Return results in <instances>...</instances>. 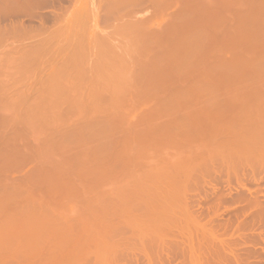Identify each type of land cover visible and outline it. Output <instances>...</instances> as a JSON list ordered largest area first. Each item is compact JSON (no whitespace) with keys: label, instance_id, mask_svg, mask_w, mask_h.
Here are the masks:
<instances>
[{"label":"rangeland","instance_id":"rangeland-1","mask_svg":"<svg viewBox=\"0 0 264 264\" xmlns=\"http://www.w3.org/2000/svg\"><path fill=\"white\" fill-rule=\"evenodd\" d=\"M19 1H23V0H18V2H17V0H9V2H8V0H3V1H1L0 0V24H1V28H0V41L2 40V42H0V99L2 100V101H0V159L3 157L2 155H3V152H4V154L5 153H7L8 151L7 150H9L12 146H14V148H15V145L16 144H18V143H20V142H18V143H14L15 142V139H16V141H17V139L19 140V141H21V144H20V146H19V144L17 145V147H19V149H20V147H21V145H22V147L23 146H26L25 144H23V143H28V146H26V147H24V148H21V149H25L26 148V150H18V152H19V154L20 153H23L24 151H26V152H24V154L26 153H28L29 151H30V154L31 155H33V154H35L36 152V150H37V152H39V150L40 149H42V151L41 152H43V153H37L36 155L37 156H35L34 157V155H33V157L32 156H29V155H27L26 157H28V159H30V158H32L33 160H29L30 162L28 163L26 160L27 159H25V161L27 162H22V161H19V160H21V159H19L17 156L18 155H16L15 153H13L12 155H15L14 157H15V160H16V158H17V160H16V162L17 161H19V162H17L18 164L19 163H21V164H19L20 166H18L17 165V163H15V160H14V163L16 164V166H15V164L13 163V159L14 158H12L13 156H11V158L12 159H10V164H14V166H11V165H9L8 164V166H1L0 167V179L2 180L3 179V181L1 182V180H0V183H4L3 184V186L4 187H6V188H4L2 185L0 186V226L1 225H4L5 226V229L6 228H12V229H10V230H8L7 229V231L5 232V230H3V232H2V228H4V227H0V239H3V240H0V241H2V242H0V252H2L1 254H4V256H5V253H8V254H6L7 255V257L5 256V258H2V256L3 255H1L0 254V257H1V259H2V261H7L8 263H6V264H52L55 260H53V259H59L61 256H62V254H63V256L64 257H66L67 255H69V254H72V253H75L73 250V252H69V248L70 247H73V246H75L74 244H78V245H80L81 243V245L82 246H84V245H86L85 243H87L89 246H90V244H91V242L92 241H94V240H92L93 239V237L95 238V239H97L96 237H97V235H95V232H101V230H102V232H104V228L105 227H111V228H114V230H116V229H119V231L121 230L122 232L125 230L123 227H125V228H129L128 230L126 229L125 231H126V233H127V237H125V238H122V239H124V241H123V243L125 244L127 241H129V237H131V239L134 237H136V235L138 236V238H137V240L138 239H145V240H142V242L141 241H138L139 242V244H141L140 246H139V244H137L136 242H134L135 243V245L137 244V246L139 247V248H134L135 247V245L133 246V244H131L130 242V245H132L133 246V249H132V246H131V248H129V249H127V251L129 250V251H131L130 252V255L129 254H127L126 256H125V258H126V262L129 264V262H130V264H264V224H263V222H264V214H263V217L261 216V214H259V213H264V202H262L261 203V209L259 210V209H253V208H258L257 206L256 207H252V209L250 208V206L249 207H247V201H245L244 202V200H243V202H242V200H241V203H237L236 202V199L233 201V199L234 198H236L237 196H238V194L239 193H242V192H246L245 194L247 195L246 196V199H248L249 197L248 196H250V199H252L253 197H258V199L260 198V200L261 201H264V174H262L261 175V173H263V172H261L260 173V175L258 174V176L256 175V177L255 178H253L251 175H247V178L246 177H244V178H242V180L244 181V183H245V188H243V187H241L240 186V184L236 181V178H232L234 181H230L229 180V178L228 179H226L227 177H229V176H227V174H228V172L226 171V170H230V168H226V166H224V168H225V170H224V168H222V166H220L219 167V164H217L216 166L215 165H211L210 164V162H211V159H208V158H210V156L208 155V154H205V153H203V151H200L199 152V150H201V148H200V146H201V144H199L200 142H201V140H203L204 139V137L202 136V134L200 135L199 134V137L200 136H202L201 138V140H197V142H196V140L194 139H190V138H188L187 136H189L190 134L188 133L187 134V131L186 130H188V132L190 131V132H192V130H193V133H194V130H196V131H202V132H200V133H203V132H208V130H211L210 132H212L213 131V129L214 128H216V130L218 131L219 129H221V131H224L225 133H224V135H225V137L226 136H228L229 135V139L231 140H227L228 141V143L229 144H231L230 142H232V144L233 143H235L236 144V146H238V145H240L241 143H244V141L246 142V143H244V145L245 144H247V142L250 144V143H252V145H254V144H256V142H258V144L260 143V142H264L263 140H264V110H263V107H264V94H263V92H264V46L262 45V44H264V15H261V13L262 14H264V3H262V2H264V0H260V4L258 5V7L257 8H252L253 10L252 11H254V12H252L251 11V8H250V6L248 7V9L250 10V12H252V18L251 19H245V17L244 16H246L247 14L246 13H248V12H246L245 14H244V16L241 14H239L238 15V13H239V11L237 10L236 11V8H235V11L234 12H232L233 11V7H232V5H230V4H232V3H230V2H233V1H228L227 2V0H225L226 1V3H230L229 5V7L230 8H228V9H230L229 11L227 10V8L225 7L226 5L228 6V4H226V3H224V4H226V5H224V4H221L222 6L224 5V7H225V9L227 10V12L228 13H232V14H234L235 12V14H234V16L233 15H227L228 16V18H229V20H227V18H225V21L227 20V24H229V22L228 21H230L231 23H232V27H231V25H230V27L231 28H229L228 26L229 25H226V27H224L225 25H223V24H225V22L224 21H222V20H224V19H222V18H224V16H223V14L225 15L227 12H223V13H221V12H219V14H221L220 16H219V14H218V11H215V9H214V6L217 4V2L214 0V3H215V5L213 6V9H214V11L216 12L215 14H218V16L216 15V17H211V20L210 19H207L208 21H209V23L210 22H212V20L214 21L215 19L214 18H217V21L215 20V22H214V25H212V28H214L213 29V31L212 32H214V30H215V27L218 25V24H216V26H215V23H218V21L220 20V21H222V25H223V29H222V27L220 26V24H219V26H217L218 28L219 27H221L220 29H222L223 31H226V29H227V27H228V29H231L230 31L232 32V34H229V36L230 35H233L234 33H235V35L238 37V39H239V42L236 40L237 38H235L236 36L235 35H233V36H231V37H233V38H235L234 40H236L237 42L236 43H238V45L235 43V41H233V38H232V41L231 40H229V39H227L226 41H231V42H234L233 44H236L237 46V49H236V47L233 45V44H230V46L231 47H234V48H232V49H227L228 48V46H227V48H225L224 47V49H222L223 48V41L224 40H222L221 42H220V40L223 38L222 36H223V34H225V39H226V37L228 38V35H226V32L225 33H221V32H223V31H219V29H217L216 28V31L218 32L217 34H221V37L219 36V38H221V39H219L218 41H216L217 42V44H216V42H214L216 45V47L212 44L213 43V41H212V39L210 40V42H212V43H210L209 41H207V43H206V40H203V43H200L199 41H201V39L200 40H198V37H196V35L194 36L192 33L190 34V36L191 35H193L192 36V40H191V38L189 37L188 38V41H189V44H191V46H188V42H186L185 43V41L187 40V38H186V40L185 41H181L180 42V40H182V39H180V37H183V39H185V37L183 36L184 34H188L187 32H192L193 30L192 29H194V28H197L196 26H201V21L200 22H198L197 21V23L198 24H196L195 22H196V19H194L195 17H193V20H192V22H190L191 20H188L189 22H187V23H185V24H183V25H181V27H179L178 29L176 28V29H172V28H170L171 30H167L168 31V33H170L172 30L174 31H172L170 34H166V29H164V27H168V29H169V21H171L173 18H172V16H171V14H173L174 13V11L177 9V7L179 6V5H181L180 3H181V1L179 2H176V1H172L171 3L173 4V3H175V4H173V6L175 5V7H173V8H171L172 6V4L170 3V8H169V6H167L166 5V3H165V1H162L163 3H165V6H167V8L164 6V5H161L162 4V2H161V4H157V3H155V1H157V0H152V6L149 8V10H148V8H146V9H142L141 11L142 12H140V11H137V12H135V14H133V15H131V16H129V15H126L125 17L123 16L122 18L121 17H116V16H112L110 13H109V15H108V13L107 12H105L106 11V9L104 10V8H106L104 5H105V3H107V2H111L112 0H37V3H34V2H36V0H34V1H30V0H27V1H29V2H27V1H24V2H19ZM44 1V2H43ZM59 1V2H58ZM73 1V2H72ZM186 1V0H185ZM191 1V0H190ZM206 2H207V0H205ZM220 1V0H219ZM224 0L223 1H220V2H225ZM240 1H242V0H240ZM8 2V3H7ZM13 2V3H12ZM33 2V3H32ZM51 2V3H50ZM64 2V3H63ZM67 2V3H66ZM78 2V3H77ZM245 2H247V1H245ZM2 3V4H1ZM3 3H4V5H3ZM18 3H20L21 5H19ZM23 3V4H22ZM26 3V4H25ZM27 3H29V5H27ZM55 3V4H54ZM60 3V4H59ZM73 3V4H72ZM168 3V2H167ZM184 3V2H183ZM186 3H188V0L185 2V4ZM189 3H191V2H189ZM188 3V4H189ZM213 3V4H214ZM219 3V2H218ZM237 3V2H236ZM262 3V4H261ZM6 4V5H5ZM16 4H18V7H23L24 8V10H23V8H22V14H19V12H18V14H17V10L16 9H19V8H14V7H16ZM25 4V5H24ZM33 6H32V5ZM35 4V5H34ZM154 4H157L156 6L154 5ZM234 4H235V2H234ZM233 4V5H234ZM238 5H236V6H239L238 7V9L239 10H241L243 13L245 12V9H247V6L245 7V5L243 6V4H245L244 2H242L241 3V5L239 4V0H238V3H237ZM14 6V7H10V6ZM24 5V6H23ZM161 5V7L163 8H161V7H159L158 8V6H160ZM168 5H169V3H168ZM218 5V7L220 8L221 6L219 5V4H217ZM234 5V6H235ZM260 5H261V9H260ZM263 5V6H262ZM5 8H4V7ZM26 6H29L28 8L26 7ZM41 6V7H40ZM64 6V7H63ZM255 7H256V5H254ZM8 7V8H7ZM27 9H26V8ZM61 7H63L62 8V10H61ZM66 7V8H65ZM103 7V8H102ZM217 7V6H216ZM224 7H222L221 9H219V8H217L216 10H219V11H222V9L224 8ZM13 8L15 9V10H13ZM68 8V9H67ZM245 8V9H244ZM5 9V10H4ZM9 9H12V10H9ZM38 9V10H37ZM55 9H57V10H55ZM65 11H64V10ZM157 9V10H156ZM162 9V10H161ZM169 9V10H168ZM225 9H224V11H225ZM232 9V10H231ZM257 9H259V11H257L256 12V10ZM262 9H263V12H261L262 11ZM4 10V11H3ZM20 11H21V9H19ZM18 10V11H19ZM145 10H147V11H145ZM152 10V11H151ZM166 10V11H165ZM244 10V11H243ZM3 11V12H2ZM16 13V14H14V12ZM27 11H29V12H27ZM34 11H36V13L34 12ZM42 11V12H41ZM64 12V13H62V12ZM81 11V12H80ZM85 11V12H84ZM101 13H100V12ZM149 11V12H148ZM6 14H5V13ZM11 12H13V13H11ZM26 14H25V13ZM56 12V13H55ZM58 12V13H57ZM158 12V13H157ZM21 13V12H20ZM32 13V14H31ZM52 13V14H51ZM102 13H105V14H102ZM138 13V14H137ZM241 13V12H240ZM254 13V14H253ZM259 13V14H258ZM24 14V15H23ZM35 14V15H34ZM62 16H60V15ZM64 16H63V15ZM152 14V15H151ZM189 14V16H190V13H188ZM188 14L186 15V16H188ZM249 14V13H248ZM256 14V15H255ZM258 14V15H257ZM10 15V16H9ZM26 15V16H25ZM33 15V16H32ZM46 17H45V16ZM65 15H67V16H65ZM85 17H84V16ZM88 15V16H87ZM103 15V16H102ZM236 15V16H235ZM18 16V17H17ZM29 16V17H28ZM40 16V17H39ZM57 16V17H56ZM104 16H107V18H105ZM215 16V15H214ZM241 16H243V17H241ZM257 16V17H256ZM262 16V17H261ZM5 17H6V20H5ZM8 17V18H7ZM56 17V18H55ZM108 17L110 18L109 20H111V22L108 20ZM116 17V19H114V18ZM131 17V18H130ZM191 17V16H190ZM220 17H221V19H220ZM238 19H237V18ZM240 17V18H239ZM247 17H249V15L247 16ZM246 17V18H247ZM250 17H251V15H250ZM253 17H255V18H253ZM29 18H30V20L32 21H30L29 20ZM76 18V19H75ZM78 18H79V20H78ZM86 18V19H85ZM121 18V19H120ZM126 18V19H125ZM196 18H198V17H196ZM219 18V19H218ZM230 18L231 19H233V21H231L230 20ZM25 19V20H24ZM47 19V20H46ZM106 19H107V21H106ZM132 19V20H131ZM148 19H149V21H148ZM192 19V18H191ZM243 19V20H242ZM252 19H253V21H252ZM21 20V21H20ZM64 20V21H63ZM74 20V21H73ZM81 20V21H80ZM122 20V21H121ZM177 20V19H176ZM175 20V21H176ZM207 20H206V24L208 23L207 22ZM247 20V21H246ZM248 20H249V22L250 21H252L253 23H251L250 24V26L248 27ZM4 21V22H3ZM35 21H37V22H35ZM142 21H148L147 22V24H149V26L152 28L151 29V31H152V33H150L149 35L147 34V36H148V38L146 37V39H149V38H151L152 37V39L150 40V41H152L153 43L152 44H154V47L155 48H151V50L149 49V53H145V52H147V49H144V53L145 54H143L142 53V51H143V49H142V51L140 50V48H138V46H139V44L138 43H140V42H142V40H144V37L141 39L140 38V36L139 35H137V39H138V43H136L138 46L136 47L135 46V39H132V37L130 36V35H126L122 30L124 29L123 27H122V25L125 23L126 24V22H127V24H129L128 22H133V23H138V22H142ZM194 21V22H193ZM219 21V22H220ZM241 21V22H240ZM244 21L246 22V24H248L247 25V27L245 26L246 24L244 23ZM19 22V23H18ZM20 22H22L21 24H20ZM143 22V23H144ZM172 22V21H171ZM174 22V21H173ZM224 22V23H223ZM237 22V23H236ZM262 22V23H261ZM9 23V24H8ZM15 23V24H14ZM18 23V24H17ZM191 23V24H190ZM208 23V24H209ZM213 23V22H212ZM239 23V24H238ZM12 24H14V27H12L13 25ZM20 24V25H19ZM36 24V25H35ZM85 24V25H84ZM103 24V25H102ZM106 24V25H105ZM124 24V25H125ZM168 24V26H165V25H167ZM188 24H190V25H188ZM194 24V25H193ZM204 24V23H203ZM241 24V25H240ZM242 24H243V26H242ZM263 24V25H262ZM9 25H10V27H9ZM16 25V26H15ZM19 27H18V26ZM23 25H25V26H23ZM38 25V26H37ZM140 25H142V24H140ZM144 25V24H143ZM142 25V26H143ZM171 25H173V23L171 24L170 23V27H171ZM185 25V26H184ZM188 25V26H187ZM191 25H193V28L191 29ZM196 25V26H195ZM211 25V24H210ZM209 25V27H211ZM233 25H235L234 27H233ZM8 28H7V27ZM20 26H22V27H24V29H27L28 30V28H29V30H28V32H30V33H28L27 32V30H26V32H25V30L24 29H22ZM119 26V27H118ZM185 28H183V27ZM195 26V27H194ZM215 26V27H214ZM237 26V27H236ZM239 26V27H238ZM245 26V27H244ZM253 26H255V27H253ZM7 29H5V28ZM15 27H17V29L15 28ZM26 27V28H25ZM45 27V28H44ZM62 27V28H61ZM191 29H189V28ZM241 27V28H240ZM252 27V28H251ZM10 28V29H9ZM13 28H14V32L16 31V35L14 34V35H12L13 33V31L11 32V30H13ZM82 28V29H81ZM83 28H84V30H83ZM90 28H91V30H90ZM180 28H182V30L180 29ZM186 28L187 29H189V30H186ZM225 28V29H224ZM235 28V29H234ZM243 28V29H242ZM247 28V29H246ZM251 28V29H250ZM260 28H262V29H260ZM3 29H4V32H3ZM21 29V30H20ZM250 29V31H246V30H249ZM8 31V32H10V33H7L6 31ZM20 30V31H19ZM23 30V31H22ZM37 30V31H36ZM83 30V31H82ZM86 30V31H85ZM185 30L187 31V32H185ZM197 30V29H196ZM196 30H194V31H196ZM212 30V29H211ZM235 30V31H234ZM239 30H241V31H239ZM19 32V34H20V36H17V33ZM36 31V32H38V35L36 36V34L34 33V32ZM119 31V32H118ZM209 31H210V29H209ZM229 31V32H230ZM239 31V32H238ZM3 32V33H2ZM26 33V35H25V33ZM73 32V33H72ZM176 32V33H175ZM178 32H181V35H180V33H178ZM185 32V33H184ZM189 32V33H190ZM220 32V33H219ZM227 32H228V30H227ZM5 33H7V34H5ZM22 33H24V34H22ZM41 33V34H40ZM46 33V34H45ZM174 35H173V34ZM194 33V32H193ZM237 33H238V35H237ZM242 33V34H241ZM245 33H247L246 35H245ZM255 33V34H254ZM3 34V35H2ZM27 34L29 35V36H27ZM40 34V35H39ZM45 34V35H44ZM154 34V35H153ZM164 35L165 37H166V35H167V37L165 38L164 36H160V35ZM176 34V35H175ZM213 34V36L212 37H214V34L215 33H212ZM245 35V38H243L244 37V35ZM2 35V36H1ZM6 35V36H5ZM9 35V36H8ZM21 35H23V37H21ZM31 35V36H30ZM44 35V36H43ZM89 35V36H88ZM152 35V36H151ZM171 35V36H170ZM207 35V34H206ZM210 34H208V36H209ZM216 35V34H215ZM240 35H241V37H242V39H241V37H240ZM12 36V38L10 39V37ZM16 36V37H15ZM40 36V37H39ZM41 36H43V37H41ZM46 36V37H45ZM82 36V37H81ZM100 36H102V39L104 38V40H102L101 38H100ZM139 36V37H138ZM178 36H180L179 38H178ZM187 36H189V34L187 35ZM217 36V37H218ZM257 36V37H256ZM259 36V37H258ZM31 37V38H30ZM34 37H37V39L36 38H34ZM44 37H45V39H44ZM56 37V38H55ZM99 37V38H98ZM105 37L107 38V39H109V41L108 42H110L109 43V45H113V47H112V50H110V48L107 50V49H105V47L103 46V44L102 43H106L107 41V39H105ZM131 37V38H130ZM170 37V39H168ZM175 37V39L176 40H178V41H176L175 39V43L177 44H174L173 43V38ZM207 37V36H206ZM210 37V36H209ZM212 37H210V38H212ZM217 37L215 36L214 38H215V40H217ZM2 38V39H1ZM15 38V39H14ZM28 38V39H27ZM34 38V39H33ZM40 39V41H39V39ZM53 38L55 39L54 40V42H53ZM82 38V39H81ZM155 38V39H154ZM156 38H158V39H162L163 40V42H159L160 40H158V42H155L154 40H156L157 41V39ZM165 38V39H164ZM195 38V39H194ZM209 38V39H210ZM213 38V39H214ZM230 38V37H229ZM250 38V39H249ZM257 39V41H256V39ZM4 39V40H3ZM19 39V40H18ZM21 39V40H20ZM24 39V40H23ZM31 41H30V40ZM41 39H43L44 41H47V42H44L43 40V44L44 45H51V47H49V48H46V49H41V47L40 48H38V46H39V43L38 42H42L41 41ZM47 39V40H46ZM99 39V41H100V39H101V41H103V42H97V41H95V40H98ZM136 39V40H137ZM140 39H141V41H140ZM154 39V40H153ZM172 39V40H171ZM180 39V40H179ZM190 39V40H189ZM205 39H207V40H209L208 38H205ZM245 39V40H244ZM248 39V40H247ZM261 39V40H260ZM7 40V41H6ZM17 40V41H16ZM26 40V41H25ZM28 40V41H27ZM52 40V41H51ZM69 40V41H68ZM85 42H83V41ZM169 40V41H168ZM196 40H198V41H196ZM214 40V41H215ZM250 40V41H249ZM38 41V42H37ZM61 41V42H60ZM79 41H82V43H84V44H81ZM97 42V43H95V45L96 44H98V45H100V46H102V47H104V49H96V47H94V45L92 44L93 42ZM106 41V42H105ZM140 41V42H139ZM196 41V42H195ZM246 41V42H245ZM248 41H249V43L251 44H249L248 43ZM20 42V43H19ZM22 42V43H21ZM32 42V43H31ZM34 42H36L37 44H35ZM51 42V43H50ZM77 42H79L80 43V45H84V46H86V45H88V44H90L91 43V45L89 46V47H91L92 49H85L84 50V53H85V56L80 60V61H78V65H77V67L75 68V69H72V68H68V67H64L66 64H67V62H69V58H71V56H72V54L73 53H75L76 51H77V49H74V48H76L75 47V45H76V43ZM185 43L186 44V46H183V44H180V43ZM199 42V43H198ZM218 42H220V43H222V44H219V46L220 45H222V46H220V47H222V48H217V46H218ZM258 42V43H257ZM261 42H262V44H261ZM10 43V44H9ZM19 43V44H18ZM25 43V44H24ZM31 44V46H27V45H29V44ZM50 43V44H49ZM79 43H77V45L76 46H78L79 45ZM87 43V44H86ZM157 43H159L158 45H157ZM160 43H161V45H160ZM166 43V44H165ZM225 43V42H224ZM246 44V45H249L250 46V49H249V47H247L246 45H245V47H247L246 49L245 48H243L244 47V44ZM255 45H254V44ZM20 44H22V45H20ZM32 44H34L35 45V47H34V45H32ZM42 44V43H41ZM102 44V45H101ZM156 44V45H155ZM171 44V45H170ZM184 44V45H185ZM193 44H194V46H193ZM198 45V44H200V46L198 45V47L196 46V45ZM242 44H243V46H242ZM11 45V46H10ZM19 45V46H18ZM55 46V47H53L52 48V46ZM62 45V46H61ZM111 45V46H112ZM114 45H117V46H115L116 47V49L114 48ZM203 45V46H202ZM225 45V44H224ZM18 47V49H17V47ZM21 46H24L23 48L24 49H22L21 48ZM25 46H26V49H25ZM40 46H42V45H40ZM70 46V47H69ZM153 46V45H152ZM193 46V47H192ZM210 46H213V47H215V49L213 48V47H210ZM256 48H255V47ZM3 47H5V48H3ZM12 47V48H11ZM33 47V48H32ZM66 47V48H65ZM176 48V51L178 50V52H177V54H179L180 52H181V55H182V53L184 54H186L187 52V54L188 55H183L182 57L180 56V58H179V60H180V62H178V64H175V63H172V64H169L167 61V63L164 61V63L163 62H156V63H152V68H149L148 69V71L147 72H145V74H143V75H140L139 76V72H140V66H141V64H142V61H141V58H145L146 59V56H148L147 57V60H149L150 58H152V60H154L153 58H156L157 56L160 58V56L162 55H160L159 54V52H163L164 50H166L167 52H168V50H170V49H172V50H174L175 48ZM184 47H187V49H184ZM192 47V49H191V51H190V48ZM195 47H196V49H195ZM207 47V48H206ZM230 47V48H231ZM240 47V48H239ZM253 47V48H252ZM9 48V49H8ZM28 48V49H27ZM36 48V49H35ZM38 48V49H37ZM95 48V49H94ZM136 48H138V49H136ZM198 48V49H197ZM203 48H205V49H203ZM211 48V49H210ZM255 48V49H254ZM260 48V49H259ZM263 48V49H262ZM20 49H21V51H20ZM41 50L40 52H42V53H40L39 51V53L36 51V50ZM157 49H159V51H157ZM160 49H163V51L162 50H160ZM212 49H213V51H212ZM24 50V51H23ZM106 50V51H105ZM114 50V51H113ZM117 52H116V51ZM157 52H156V51ZM179 50H180V52H179ZM235 50V51H234ZM20 51V52H19ZM141 51V52H140ZM166 51H165V53H166ZM176 51H175V53H176ZM187 51V52H186ZM189 51L190 52H192V55L189 53ZM31 52V53H30ZM107 52V53H106ZM110 52V53H109ZM113 54H112V53ZM156 52V53H155ZM173 51H171V53H172ZM209 52H210V55H209ZM211 52H212V54H211ZM238 52V53H237ZM13 55H12V54ZM24 53L26 54V55H31V58L32 59H30V61H32L31 62V65H34V66H28L29 67V69H30V67H33V69L31 68V73H30V71H27L28 70V67H26L25 69H26V71L28 72H26V71H24L25 69H21L22 68V66H24V65H22L23 63L21 62V60L22 59H20V58H23V57H25V56H23L24 55ZM29 53V54H28ZM33 53V54H32ZM37 53V54H36ZM105 53V54H104ZM114 53H117L116 54V57H119V58H121L120 60H121V62H119V60L117 61L118 63H115L114 64V67H113V76L112 75H110V77L109 76H106L105 74H109V72H110V69L109 70H105V72L103 73V76L104 77H101V79L99 78V79H97L98 77V74H96L97 73V71H96V69H95V67H96V63H97V61L98 62H101L100 61V58H102V57H104V55L106 56H109L108 54H110V57H111V54L112 55H114ZM165 53L163 54V55H165ZM169 53V52H168ZM5 54V55H4ZM35 54H36V56H35ZM41 54V55H40ZM43 54V55H42ZM129 54V55H128ZM146 54H148V55H146ZM156 54H159V55H157L156 56ZM175 55V57H177L178 55ZM22 55V56H21ZM117 55H119V56H117ZM139 55H142V57H140V63H139V61H138V59H139ZM145 55V56H144ZM154 57H153V56ZM13 56V57H12ZM40 56V57H39ZM144 56V57H143ZM156 56V57H155ZM178 56V57H179ZM113 57H115V55L114 56H112V58ZM115 57V58H116ZM165 57V56H164ZM190 57V58H189ZM17 58V59H16ZM119 58H116V59H119ZM168 58H170V57H167V59ZM183 58V59H182ZM186 58H187V60H186ZM195 58V59H194ZM11 59V60H10ZM126 61H125V60ZM142 59V60H143ZM178 59V58H177ZM182 59V60H181ZM185 59V60H184ZM188 59H190L189 61H188ZM244 59V60H243ZM8 60H10V62H8ZM17 60V61H16ZM124 60V61H123ZM157 60V59H156ZM155 60V61H156ZM163 60H165V58L163 59ZM162 60V61H163ZM195 60V61H194ZM246 60V62H244ZM23 61V60H22ZM66 61V62H65ZM169 61V60H168ZM37 63V65H36V63ZM56 62V63H55ZM10 63H13V64H10ZM34 63V64H33ZM58 63H60V64H58ZM171 63V62H170ZM247 63V64H246ZM15 64V65H14ZM21 64V65H20ZM48 64V65H47ZM50 64V65H49ZM162 64V65H161ZM244 64V65H243ZM262 64V65H261ZM36 65V66H35ZM45 65H46V67L48 68H45ZM58 65V66H57ZM60 65V66H59ZM142 66H143V64H142ZM242 66V67H241ZM244 66V67H243ZM13 67H15V68H13ZM59 67V68H58ZM35 68V69H34ZM47 69V70H45V69ZM142 68V67H141ZM18 69V70H17ZM67 70V71H66ZM72 70V73L70 72ZM136 70H139V72L137 71L136 72ZM24 71V72H23ZM66 71V72H65ZM262 71V72H261ZM18 72H20V73H18ZM45 72V73H44ZM57 72H60V73H57ZM259 72H260V74H259ZM15 73H16V75H15ZM44 73V74H43ZM56 73V74H55ZM116 73V74H115ZM135 73V74H134ZM9 74V75H8ZM20 74V75H19ZM61 74H62V77H59V76H61ZM67 76H66V75ZM111 74V73H110ZM118 74V75H117ZM11 75V76H10ZM58 75V76H57ZM72 75V76H71ZM117 75V76H116ZM20 76V77H19ZM23 76V77H22ZM49 76V77H48ZM55 78H54V77ZM114 76H116L117 78H114ZM138 76V77H137ZM261 76V77H260ZM16 77V78H15ZM26 79H25V78ZM29 79H28V78ZM48 77V78H47ZM58 77L60 78L59 79V81H60V83H61V87H59L60 88V90L59 89H57V84H58V80L57 81H55L54 82V80L55 79H58ZM64 77V78H63ZM71 77V78H70ZM113 77V79H111ZM47 78V79H46ZM54 78V79H53ZM62 78V79H61ZM76 79V81H75V79ZM102 78H104V79H109L110 80V82H112L111 84H113V86L115 87V88H118L119 89V91H121L120 93H121V96H122V99L120 100V102L118 101V103H116L115 105H116V107L117 108H115V105H113V107H111V106H108L107 104H106V106H105V104H103L97 97H96V95H98V94H96V95H92V92H94L95 90L97 91V89L99 90L100 88V86L98 87L97 85H102L103 84V82H100L101 80H102ZM173 78V79H172ZM174 78H176V79H174ZM178 78V79H177ZM260 78V79H259ZM11 79V80H10ZM46 79V80H45ZM48 79H52L51 81L50 80H48ZM71 79L72 80H74L73 82L71 81ZM95 79H97V80H95ZM103 79V80H104ZM188 79V80H187ZM16 80V81H15ZM88 80V81H87ZM176 80V81H175ZM190 80H192V81H190ZM18 81V82H17ZM53 81V82H52ZM72 83H76V85L78 84V85H80L81 84V86H80V88H79V86H78V88L75 86V84H72V85H70L71 84V82ZM93 81V82H92ZM189 81V82H188ZM259 81H260V83H259ZM12 82H14V83H12ZM22 82V83H21ZM43 82V83H42ZM88 82V83H87ZM202 82V83H201ZM256 82H258V83H256ZM25 83V84H24ZM99 83V84H98ZM173 84L174 83V85H171V84ZM180 85H179V84ZM206 83H207V85H206ZM63 84H65V85H63ZM67 84H68V86H67ZM85 86H84V85ZM138 84V85H137ZM139 84H140V86H139ZM164 86H163V85ZM193 84H194V86H193ZM200 84V85H199ZM203 84V85H202ZM4 85V86H3ZM18 87H17V86ZM27 85V86H26ZM44 85L47 87H49L48 89L50 90H48L46 87H44ZM51 85V86H50ZM91 85H93L94 87H98V88H95V89H93L94 87H91ZM135 85V86H134ZM168 85V86H167ZM197 85V86H196ZM62 86H64L65 87V89L62 87ZM74 86L79 90V92L77 91V89H75L74 88ZM197 88H196V87ZM262 86V87H261ZM27 87V88H26ZM82 87H84L83 88V90H82ZM92 89H91V88ZM132 87H133V89H132ZM135 87V88H134ZM195 87V88H194ZM31 88V89H30ZM53 88V89H52ZM63 88V89H62ZM66 88H68V89H66ZM71 88H73V89H75V90H72L73 92L74 91H76V93L74 92H72L71 91ZM91 90H90V89ZM140 90H139V89ZM147 88V89H146ZM251 88V89H250ZM25 89V90H24ZM82 90V92L81 93H83V94H81L80 93V91ZM137 89V90H136ZM142 89H145V90H142ZM149 89V90H148ZM13 90V91H12ZM53 90H55V91H53ZM56 90H57V92H59L60 94L61 93H66V94H63V95H65L64 96V98L66 99V101L64 100V98H62L63 97V95L58 99V100H56V101H58V103H55L54 104V100L53 101H49V99H53L54 97H55V92H56ZM59 90V91H58ZM61 90H63V91H61ZM64 90H66V91H64ZM69 90V91H68ZM84 90H85V92H84ZM87 90V91H86ZM151 90V91H150ZM192 90V91H191ZM256 92H255V91ZM16 91V92H15ZM52 91V94H50V92ZM68 91V92H67ZM92 91V92H91ZM139 91V92H138ZM144 91V92H143ZM147 91V92H146ZM3 92V93H2ZM7 92H9V93H6ZM15 92V93H14ZM78 92V93H77ZM89 92H91V93H89ZM102 92V91H101ZM136 92H138V94H142L141 92H143L145 95L147 94V96L148 95H150L149 94V92H153V94H155L154 95V98L152 97V99H149V97H147L146 96V100H144V98L143 99H139V101L140 102H143V100H144V103H140V102H138V100L137 101H135L134 100V98H135V96L137 95V93ZM155 92V93H154ZM253 92V93H252ZM259 92V93H258ZM75 96V98H74V96H72V94ZM80 93V94H79ZM87 93V94H86ZM88 93H89V95H88ZM98 93H100V91L98 92ZM196 93V94H195ZM3 94V95H2ZM16 94V95H15ZM45 94V95H44ZM67 94H71V97L72 98H70V95L68 96ZM85 94V95H84ZM126 96H125V95ZM136 94V95H135ZM144 94H142V96H145ZM152 94V95H153ZM256 94V95H255ZM259 94V95H258ZM263 96H262V95ZM5 95V96H4ZM26 95V96H25ZM52 95H54V97L52 96V98H51V96ZM90 95H92L93 97H91ZM100 95V94H99ZM140 95H138V96H136V98L137 97H139ZM11 96V98L12 99H10L9 97ZM18 96V97H17ZM44 96V100H45V97H47V98H49V99H46V101H48V102H45L44 100L42 101V97ZM77 96H79V97H77ZM81 96H82V98H81ZM84 96V97H83ZM88 96H89V98H88ZM256 96L258 97V98H256ZM7 97V98H6ZM57 97V96H56ZM56 97H55V99H56ZM59 97V96H58ZM67 97V98H66ZM99 97V96H98ZM126 97H127V99H126ZM141 97V96H140ZM151 97V96H150ZM157 99H156V98ZM199 97V98H198ZM41 98V99H40ZM75 99V100H77V99H84L85 100V102H83L84 103V105L83 104H81L80 105V108H81V106L83 105L84 107H85V110L83 109L84 107L82 106V108L80 109V114H82V115H85V114H87V115H85V116H80V114H79V107L77 108V109H73L72 110V108H74L73 107V104H75V102L73 101V104H72V99ZM90 98H93L92 100L90 99ZM135 98V99H136ZM171 98V99H170ZM198 98V99H197ZM212 98V99H211ZM260 98V99H259ZM10 99V100H9ZM19 99H20V101H19ZM22 99H23V102H22ZM34 99V100H33ZM60 99H61V101H60ZM67 99L69 100H71V102H70V100H69V103H68V101H67ZM87 99V100H86ZM89 99H90V101H96V100H99L98 101V103H97V105H95L96 103L94 102V105H95V107H93L94 105H93V102L92 103H90V101H89ZM149 99V100H148ZM233 99V100H232ZM5 100V101H4ZM14 100H16V101H14ZM36 100H41L42 102H40V101H37V104H36ZM83 100V101H84ZM132 100V101H131ZM148 100V101H147ZM152 100V101H151ZM180 100H184L183 102L182 101H180ZM204 102H203V101ZM217 100V101H216ZM219 100V101H218ZM256 100V101H255ZM13 101V102H12ZM35 101V102H34ZM65 102V103H63V102ZM88 101H89V103H88ZM151 101V102H150ZM157 101V102H156ZM167 101H170V102H173L172 104L171 103H166ZM176 101V102H175ZM190 101V102H189ZM196 101V102H195ZM210 101V102H209ZM232 101V102H231ZM3 102V103H2ZM18 102H20L19 104H18ZM53 102V103H52ZM63 104H62V103ZM179 102V103H178ZM193 102H194V104H193ZM203 102V103H202ZM214 102H215V104H214ZM217 102V103H216ZM225 103V104H223V103ZM250 102V103H249ZM257 102V103H256ZM15 103V104H14ZM17 103V104H16ZM40 103V104H39ZM42 103L44 104V105H42ZM51 103V104H50ZM70 103H71V105H70ZM88 103V104H87ZM102 104V105H100V104ZM120 103H121V105H120ZM186 104V106H185V104ZM201 103V104H200ZM204 103H205V105H204ZM207 103V104H206ZM247 103H248V106H247ZM256 103V104H255ZM5 106H4V105ZM14 104V105H13ZM35 104V105H34ZM53 104V105H52ZM99 104V105H98ZM156 104V105H155ZM158 104V105H157ZM160 104V105H159ZM167 104V105H166ZM177 104V105H176ZM210 104V105H209ZM217 104H218V106H217ZM9 105V106H8ZM58 105V106H57ZM65 105V106H64ZM66 105H68L67 107H66ZM76 105V104H75ZM91 105V106H90ZM173 106V108H172V106ZM175 105V106H174ZM190 105V106H189ZM215 105V106H214ZM240 105V106H239ZM245 105H246V108H248V109H245ZM252 105V106H251ZM255 105V106H254ZM261 105H262V107H261ZM12 106H14V107H12ZM30 106V107H29ZM34 106V107H33ZM42 106H43V109H45L44 110V112L42 111L41 112V110L40 109H42ZM45 106V107H44ZM51 106V107H50ZM59 107V109L60 108H62V106H63V108L62 109H60V111H59V109L57 108V107ZM86 106H87V108H86ZM88 106H89V108H88ZM105 106V107H104ZM155 106V107H154ZM182 106V107H181ZM185 106V107H184ZM250 106V107H249ZM36 107L38 108V109H36ZM46 107H47V109H50V111H51V109L52 108H54L53 110H54V112H55V110H56V112L54 113V114H56L55 116H57L58 114H59V112H61L62 110V112H63V115L62 116H64L65 118H64V120L63 121H61L62 119H63V117H61V115L60 114H62V113H60L59 115H60V121H61V123L59 124L57 121V123L58 124H54V125H50V127L49 126H47L46 128L44 127V126H42L41 124H39V122H38V120L40 119V118H34L35 120H33V122H32V118H30V120H29V118H25V120L24 119H22V118H18V116H23V114H26V115H28V113H30V115L31 116H35V115H37L38 114V116H40V114H42V116H44L45 117V119L47 118L46 116H48V115H50V117L52 118L53 116H54V114H53V110H52V113L51 114H53L52 116H51V114H49L50 112L48 111V110H46ZM69 108V107H71V108H69V109H71L72 111H70V110H67L66 108ZM90 107H93V108H90ZM99 107V108H98ZM100 107H104V111H102L103 109L102 108H100ZM108 107H110L111 109H112V113H111V109H109V113H111V114H109V115H112V114H114L115 116H117V119H118V122H117V119L115 118L113 121H111V118H110V120H109V122H108V125H110L111 124V122H112V124H111V128H112V130H114V131H111L108 135H109V137H108V135H107V137H104L105 135H101L100 137H99V135L98 136H93V137H95V138H97V140L95 139V138H93L92 136L90 137V136H88V137H85V139H87V140H89V138H90V140H91V138H92V140H94V141H90L89 140V142L87 141V143L86 142H84V144H81L82 146L80 147V144H79V146L76 144V143H72L71 144V142H74L75 140H77V139H75L73 136H71L70 137V139H73L74 138V140H72V141H67V140H70V139H67V138H64V139H66V141L69 143H67L66 141V143H67V145H66V143L64 144L65 146H64V148L65 147H68L69 145L70 146H73V144H76L75 146H73V148L74 149H70L69 147H68V149H70V151H72V152H70L69 153V151L68 150H66V148H65V150L66 151H68V152H66V156L68 155L69 157H70V154H71V157H73L74 156V158H81V157H83V156H88V158L90 157V155H92L91 156V158H89L90 160H88V162L87 163H89V164H85V165H81V166H83V167H79V169H77V167H78V165L76 166V168H75V170L76 171H74V167H73V169H70L71 171H73L72 173L74 174H71V175H73V176H77V175H83V176H79V181H77V179L75 180L76 181V183L77 184H73V182H75L72 178H76V177H71L70 176V173L71 172H68L69 173V175H66L65 176V180L64 181H62V178L63 177H61L60 178V180L62 181V185H63V183L66 181V178L68 177V176H70L69 177V179L71 178L72 180L71 181H73V182H71V181H66L67 183H68V185H69V187H67V189H65L66 188V186H67V184H64V185H66L65 186V188L63 187L62 188V186H61V184H60V182H59V184H56L57 185V187H59V185L61 186V189L59 188H57L56 187V185H55V183H57L58 182V180H59V178H58V180H56V179H54L55 180V182H54V180H52L54 177H55V173L56 174H58L57 173V171H59V170H55L56 172L54 173V171H52V173H51V169H52V164H54L53 162H55V161H53V157H55V156H53L52 158H51V156L52 155H54L57 151H55L54 150V152L53 151H51V152H49V150H50V148H46V150L47 149H49V150H47V152H44L43 150H45V147L47 146H44L43 147V145L42 144H46L45 142V140H47V139H45L46 137L47 138H49V139H51V140H54L53 138H52V136L53 137H55L53 134H55L54 132L56 131L57 133H60V132H62L63 133V131L65 132V130H63V129H66V127H70V129L72 130V128L73 127H75L74 125H78V124H80V123H82L83 121H85L86 119H88L89 118V114H90V117H91V115L93 116V118H89V120L91 119V121H93L92 119H94V116L95 115H97L98 113L100 114V116H95V121L97 120V121H102V118H103V120L105 119L106 120V111L108 112ZM119 107H120V109H119ZM157 107V108H156ZM172 109H171V108ZM177 108V109H175V108ZM179 107V108H178ZM219 107V108H218ZM254 107V108H253ZM261 107V108H260ZM30 108V109H29ZM56 108V109H55ZM107 108V109H106ZM169 108H170V110H169ZM223 110H222V109ZM231 108V109H230ZM252 108V109H251ZM256 108L258 109V110H262V111H258V110H256ZM25 109H28V110H25ZM31 109H33V111L35 112V113H32L31 111ZM83 109V111H86V112H83V111H81ZM87 109V110H86ZM95 109H98L99 110V112L98 111H96ZM154 109H156V110H158V111H156V110H154V112H153V110ZM160 109V110H159ZM175 109V110H174ZM185 109H187V110H185ZM242 109V110H241ZM90 110V111H89ZM92 110H94V111H92ZM118 110V111H117ZM17 111V112H16ZM18 111H19V114H18ZM40 111V112H39ZM45 111L48 113H45ZM59 111V112H58ZM68 111L70 112V114L68 113ZM78 111V112H77ZM121 111V112H120ZM150 111V112H149ZM188 111V112H187ZM207 111V112H206ZM22 112V113H21ZM27 112V113H26ZM72 112V113H71ZM82 112V113H81ZM90 112V113H89ZM97 112V113H96ZM102 112H104L103 114H105V116L103 115L102 116V114L101 113ZM156 112H158V113H156ZM165 112V113H164ZM167 112V113H166ZM173 112H174V114H173ZM209 112V113H208ZM45 113V115H43ZM67 113V114H66ZM76 115H75V114ZM92 113H95L94 115L92 114ZM123 115H122V114ZM231 113H234V114H231ZM34 114V115H33ZM72 114V115H71ZM81 117V119H82V121H81V119L80 120H78L79 118H77V117H79L78 115ZM149 114V115H148ZM151 114V115H150ZM154 114H157L158 115V117H157V119H156V116L157 115H155V118H153L154 117ZM188 114H190V115H188ZM208 114V115H207ZM216 114V115H215ZM242 114H243V116H242ZM250 114V115H249ZM5 117H4V116ZM13 115V116H12ZM66 115V116H65ZM68 115V116H67ZM123 117H122V116ZM153 115V116H152ZM159 115L160 116H163V117H159ZM168 115V116H167ZM188 115V116H187ZM88 116V117H87ZM120 116V117H119ZM151 116V117H150ZM207 116H208V118H207ZM238 117L239 116V118H240V116H241V119H236V122H234V123H228L227 122V120L229 119V118H231L230 119V121L229 122H233L232 121V119H233V117ZM262 116V117H261ZM44 117H42V119H43V121H44ZM69 117V118H68ZM100 117V118H99ZM111 117H113V116H111ZM171 117H172V119H171ZM187 117V118H186ZM189 117V118H188ZM191 117V118H190ZM206 117V118H205ZM223 117H224V119H223ZM254 117H255V119L256 120H254ZM1 118L4 120H2L1 121ZM84 118H86L85 120H84ZM98 118V119H97ZM114 118V117H113ZM149 118V119H148ZM151 118V119H150ZM161 118V119H160ZM182 118V119H181ZM211 118V119H210ZM213 118L215 119H218L217 121H216V119H215V121H216V123H215V125L217 124V122L219 121V119H221L220 121H222L221 122V127H214L213 129H212V123H213ZM245 120H244V119ZM10 119V120H9ZM70 119V120H69ZM152 119H156V120H152ZM161 121H160V120ZM181 119V120H180ZM194 119V120H193ZM225 119H227V120H225ZM252 119H253V121H252ZM18 120V121H17ZM22 120V121H21ZM29 122H28V121ZM120 120H121V122H120ZM166 120H167V122H166ZM169 120V121H168ZM197 120V121H196ZM203 120H205V121H203ZM208 120H210L211 121V123L210 122H208ZM245 121V123H244V121ZM39 121H41V120H39ZM94 121V122H95ZM96 121V122H97ZM144 121V122H143ZM153 121V122H152ZM160 121V122H159ZM172 121V122H171ZM177 121V122H176ZM179 121V122H178ZM181 121V122H180ZM190 121V122H189ZM225 121V124L223 123ZM237 121H238V123H237ZM248 121V122H247ZM257 121V122H256ZM1 122H2V125H5V126H2L1 125ZM12 122V123H11ZM19 122H23L22 123V125H21V123H19ZM25 122V123H24ZM38 122V123H37ZM63 122V123H62ZM65 122V123H64ZM114 122V123H113ZM141 122V123H140ZM183 122V123H182ZM185 122H186V124H185ZM189 124H188V123ZM262 122V123H261ZM98 123V122H97ZM110 123V124H109ZM152 123H154L153 124V126H152ZM165 123V124H164ZM167 123V124H166ZM172 123V124H171ZM180 123V124H179ZM191 123H192V125H191ZM254 123V124H253ZM19 124V125H18ZM23 124H24V127L22 128V126H23ZM139 124V125H138ZM144 124V125H143ZM160 124V125H159ZM214 124V123H213ZM227 124V125H226ZM228 124H229V127H231L232 125V127H231V129L230 128H226V126L228 127ZM236 124V125H235ZM247 124H249V125H247ZM253 124V125H252ZM256 124V125H255ZM260 126H259V125ZM18 125V126H17ZM21 125V126H20ZM61 125V126H60ZM113 125V126H112ZM161 125H163V126H161ZM167 125V126H166ZM174 125H176L178 128H176V126H174ZM179 125H181L180 127H179ZM188 125H190L189 127H188ZM197 126V128L195 127V126ZM200 125H202V126H204V128H203V130L201 129L202 128V126H201V128H200ZM215 125H213V126H215ZM218 126H220V122H219V124H217ZM223 125V126H222ZM235 125V126H234ZM262 125V126H261ZM8 126V127H7ZM17 126V127H16ZM26 126H27V128H26ZM38 126H39V128H38ZM73 126V127H72ZM119 126V127H118ZM121 126V127H120ZM141 126V127H140ZM158 126V127H157ZM165 126H166V129H165ZM195 128H194V127ZM4 127V128H3ZM13 127V128H12ZM32 127V128H31ZM34 127H36V128H34ZM137 127V128H136ZM183 127V129H181ZM191 127V128H190ZM205 127H207V128H205ZM208 127H209V129H208ZM236 127V128H235ZM242 127V128H241ZM249 127V128H248ZM257 127V128H256ZM261 127V128H260ZM22 128V129H21ZM44 128V129H43ZM122 128V129H121ZM154 128V129H153ZM155 128H156V130H155ZM159 128V129H158ZM161 128V129H160ZM173 128V129H172ZM177 130H176V129ZM185 128V129H184ZM190 128V129H189ZM199 128V129H198ZM224 128V129H223ZM234 128V129H233ZM246 130H245V129ZM250 128H252V129H250ZM18 129V130H17ZM36 129V130H35ZM41 131H40V130ZM49 129V130H48ZM116 129V130H115ZM124 129V130H123ZM164 129H165V131H164ZM207 129V130H206ZM230 129V130H229ZM232 129H233V131H232ZM240 129V130H239ZM250 129V130H249ZM5 130V131H4ZM8 130V131H7ZM10 130V131H9ZM11 130H13L14 131V134H13V131H11ZM62 130V131H61ZM111 130V129H110ZM161 130V131H160ZM168 130V131H167ZM184 131V132H180V131ZM204 130H206V131H204ZM226 130H229V131H232V132H229L228 133V131H226ZM235 130L236 131H239V133L238 132H235ZM242 130V131H241ZM247 130L249 131V132H247ZM252 130V131H251ZM40 131V132H39ZM59 131V132H58ZM66 131H69V129H66ZM116 131H118V132H116ZM173 131H174V133H173ZM199 131H198V133H199ZM214 131H215V129H214ZM220 131V130H219ZM220 131V132H221ZM5 132V133H4ZM114 132V133H113ZM142 132V133H141ZM178 134H177V133ZM210 132H208V133H210ZM240 132H243V133H240ZM246 132H247V134H246ZM18 134L19 136L18 137H20V139L19 138H16V136H15V134ZM56 133V134H57ZM61 133V134H62ZM66 133V132H65ZM64 133V134H65ZM182 133V134H181ZM207 133V134H208ZM236 133V134H235ZM5 134V135H4ZM9 134V135H8ZM10 134H11V136H12V134H13V136L11 137L10 136ZM16 134V135H17ZM23 134V135H22ZM52 134V135H51ZM55 134V135H56ZM112 134H115V135H112ZM186 134V135H185ZM205 134V133H204ZM206 134V135H207ZM230 134H231V136H230ZM239 134V135H238ZM252 134H253V136H252ZM49 135V136H48ZM51 135V136H50ZM60 135V134H59ZM63 135V134H62ZM93 135V134H92ZM97 135V134H96ZM111 135V136H110ZM176 135V136H175ZM179 135V136H178ZM223 135V136H224ZM238 135V136H237ZM242 135H244V137H242ZM246 135V136H245ZM8 136H10V137H8ZM14 136H15V138H14ZM26 136V137H25ZM29 136H30V138H29ZM57 136V135H56ZM70 136V135H69ZM119 136V137H118ZM171 136V137H170ZM192 136V135H191ZM191 136H189V137H191ZM196 136H198L197 134H196ZM236 136V137H235ZM252 136V137H251ZM65 137H67V136H65ZM73 137V138H72ZM98 137H99V139H98ZM173 137H175V138H173ZM207 136H205V139L203 140V141H205L204 143H206V138ZM209 137V136H208ZM232 137V138H231ZM235 138V140H233L234 138ZM242 137V138H241ZM247 137V138H246ZM10 138H11V140H10ZM14 138V139H13ZM26 138V139H25ZM69 138V137H68ZM102 138H107L106 140L105 139H102V141H107L108 140V145L107 144H105V145H107L108 146V150H107V152H103L104 154L105 153H107V154H105V155H107V156H109V158L107 157V156H104V154H100V152L102 151V150H106V147L105 148H103V144L102 143H100L99 144V142H102L101 141V139ZM173 138V139H172ZM177 138V139H176ZM182 138V139H181ZM186 138H188L189 140H192V141H194L193 143L194 144H189V147L191 146H194L195 144L197 145V143L199 144V145H195L196 147V149L194 148L193 149V147L192 148H187L186 146L187 145H184V144H186L187 143V141H189L188 139H187V141H186V143H185V139ZM220 138H222V135H220V137L218 136L217 138H215L216 139V142L214 141V139H213V141L215 142V143H220V142H222V143H224V144H226L225 143V139L227 138H222V139H220ZM254 138H256V139H254ZM5 139H6V141H5ZM9 139V140H8ZM29 139V140H28ZM45 139V140H44ZM64 139H62V141L64 140ZM79 139V138H78ZM119 139H120V141H119ZM152 139V140H151ZM156 139V140H155ZM200 139V138H199ZM208 139H210V138H208ZM244 139V140H243ZM253 139V140H252ZM259 139V140H258ZM12 140L14 141V142H12ZM26 140V141H25ZM98 140H100L99 142H98ZM112 140H114V141H112ZM128 140L131 142H129V143H127L128 142ZM169 140V141H168ZM176 141L177 140V142H178V140H179V143L180 142H184V146L187 148H184V146H179L178 144H177V142H175L178 146H175V145H172V144H174V142L171 144V142L172 141ZM222 140V141H221ZM248 140V141H247ZM10 142V143H12V144H10L9 143V149L7 148V144L8 143H6V142ZM31 141H33V142H31ZM45 141V142H44ZM97 143H96V142ZM119 143H117V142ZM203 141L201 142V143H203ZM237 141V142H236ZM251 141V142H250ZM23 142V143H22ZM42 142H44V143H42ZM49 142H51V141H48V143ZM75 142H78V140L77 141H75ZM79 142L80 143H83V142H81V140H79ZM113 142V143H112ZM116 142V143H115ZM133 142V143H132ZM149 144H147V143ZM155 142L156 143V147L155 148H157V147H160V148H162V150L164 151H162V150H160V148H158L159 149V152L158 151H156V150H158V149H155L153 146L155 145V143L153 144V143ZM191 142V141H190ZM253 142H254V144H253ZM13 143L15 144V145H13ZM29 143H31V144H29ZM40 143V144H39ZM87 145H86V144ZM91 143V144H90ZM93 143H95V144H93ZM103 143H105V142H103ZM142 143V144H141ZM151 143V144H150ZM204 143L202 144V145H204ZM207 143H209V141L207 140ZM238 143V144H237ZM91 146H90V145ZM94 146H93V145ZM98 144L99 145H101V146H98ZM118 144V145H117ZM131 144H133L132 146H131ZM138 144H140V145H138ZM170 144H171V146L172 147H170ZM3 145H5V146H3ZM84 145H86V146H84ZM152 145V146H151ZM159 145V146H158ZM206 145V144H205ZM226 145H228V144H226ZM242 145V144H241ZM31 146V147H30ZM41 146H42V148H41ZM63 146V145H62ZM88 146V147H87ZM93 146V148H91ZM96 146V147H95ZM97 146H98V148H97ZM124 146V147H123ZM128 146V147H127ZM129 146H131L132 147V149H131V147L129 148ZM144 146V148H142ZM175 146V147H174ZM6 147V148H5ZM16 147V148H17ZM40 147V148H39ZM76 147V148H75ZM79 147H80V149H79ZM87 147V148H86ZM146 147V148H145ZM174 147V148H173ZM176 147H178L179 148V150L176 148ZM201 147H203V146H201ZM205 147V146H204ZM206 147H207V145H206ZM205 147V148H206ZM5 148V149H4ZM15 148V149H16ZM30 148H31V150H30ZM33 148V149H32ZM44 148V149H43ZM63 148V147H62ZM90 148V149H89ZM97 150H96V149ZM103 148V149H102ZM112 148V149H111ZM129 148V149H128ZM149 148H151V149H149ZM166 150H165V149ZM176 148V149H175ZM182 148H184V150L182 149ZM7 149V150H6ZM12 149V148H11ZM14 149V150H15ZM36 149V150H35ZM81 149H82V151H81ZM102 149V150H101ZM111 149V150H110ZM152 149H155V150H152ZM174 149V150H173ZM13 150V149H12ZM28 150V151H27ZM45 150V151H46ZM61 150H63V149H61ZM65 150H63V151H59L60 153L62 152V156L63 155H65V153H64V151ZM92 150V151H91ZM198 151V153H197V151ZM205 150V149H204ZM3 151V152H2ZM7 151V152H6ZM21 151V152H20ZM34 151V152H33ZM86 151V152H85ZM89 151V152H88ZM98 151H100V152H98ZM156 153H155V152ZM196 151V152H195ZM59 152H57V153H59ZM74 152V153H73ZM80 152V153H79ZM88 152V153H87ZM95 152H97V154L95 153ZM113 152V154H111V153ZM139 152V153H138ZM154 154H153V153ZM158 152V153H157ZM193 152H195V154L193 153ZM204 152H206V151H204ZM33 153V154H32ZM51 153V154H50ZM52 153H54V154H52ZM59 153V154H60ZM64 153V154H63ZM75 153H76V155H78V156H75ZM85 153V154H84ZM138 153V154H137ZM147 155H146V154ZM149 153V154H148ZM202 153H203V155H202ZM18 154V153H17ZM39 154H40V156H39ZM84 154V155H83ZM93 154H94V156H93ZM100 156H99V155ZM126 154V156L128 157V158H126L124 155ZM45 155V157H42V156H44ZM48 155V157H50L51 159H49L48 157V159H47V161H46V156ZM50 155V156H49ZM60 155V156H61ZM73 155V156H72ZM83 155V156H82ZM103 155V156H102ZM111 155V156H110ZM130 155V156H129ZM152 155V156H151ZM205 155V156H204ZM207 155H208V157H207ZM60 156H58V154L56 155V162H58V160H57V157H60ZM67 156V157H68ZM115 156H117V158H120V159H117ZM118 156H120V157H118ZM124 156V157H123ZM133 156V157H132ZM184 156H187V158L186 157H184ZM191 156H193V157H195V158H197L198 159V157L197 156H199V160H195V158H194V160H193V158H191ZM70 157V158H71ZM103 157V158H102ZM105 157H106V159H105ZM111 157V158H110ZM114 157H115V159H114ZM142 157V158H141ZM179 157H182L181 159H179ZM184 157V158H183ZM190 157V158H189ZM204 157L205 158H207L206 160L204 159ZM42 158V159H41ZM63 159H67V158H65V157H62ZM62 158L59 160V161H62ZM99 158V159H98ZM108 158V159H107ZM125 158H126V160H125ZM131 158V159H130ZM139 158V159H138ZM175 158V159H174ZM177 158V159H176ZM186 158V159H185ZM192 159V160H189V159ZM19 159V160H18ZM37 159V160H36ZM98 159V160H97ZM111 159V160H110ZM118 161H117V160ZM127 159H129V161H127ZM133 159V160H132ZM144 159H145V162H144ZM184 159L186 160V162H185V165H182V164H184ZM188 159V160H187ZM201 159H203V160H201ZM39 160V161H38ZM45 160V161H44ZM51 160V162H52V164H51V162H49V164H51L52 166L50 167V165H49V168H50V174L52 175V174H54V177L51 179L50 177H51V175L50 174H48V172H47V170H49V169H47L46 171H44V169H46L47 168V163H48V161H50ZM55 160V159H54ZM96 160H97V162H96ZM108 160V161H107ZM121 160H123L122 162H121ZM125 160V161H124ZM132 160V161H131ZM174 160V161H173ZM180 160H183V161H181L182 162V164L180 163ZM208 160H209V162H208ZM34 161V162H33ZM103 162L104 161V163H101V162ZM116 161V162H115ZM120 161V162H119ZM167 163H166V162ZM191 161H195L197 164L198 163H207V165L208 164H210L212 167L214 166V167H217L216 168V170L215 171H220L221 169L225 172V175H224V177L221 175V172H220V176H219V174H215L216 172L215 171H213L212 169L214 168H212L210 165H209V170H205V168H208V166L207 167H205V166H203V165H205V164H198L199 166H195V165H197V164H195V162H194V164H193V162H191ZM93 162V163H92ZM100 162V164H98ZM119 162V163H118ZM129 162H130V164H129ZM170 162V163H169ZM172 162V163H171ZM178 163L179 162V164H177V165H175V163ZM25 163V164H24ZM46 163V164H45ZM91 163V164H90ZM126 163V164H125ZM133 163V164H132ZM188 163V164H187ZM29 164V165H28ZM42 164H44L45 166H46V168H44L43 169V171L40 169V166L42 165ZM98 164V165H97ZM119 164H120V166H119ZM137 164V165H136ZM181 164V165H180ZM191 164V165H190ZM22 165V166H21ZM44 165H42V166H44ZM94 167V169H93V167ZM115 165H117V166H115ZM178 165H180V166H178ZM41 166V167H42ZM55 166V169H56V166H57V168H59V166H58V164H56V165H54ZM88 166V167H87ZM98 166V167H97ZM182 166V167H181ZM184 166V167H183ZM186 166V167H185ZM192 166H194V167H192ZM3 167V168H2ZM9 167H14V168H17V169H10ZM39 167V172L37 173V169L36 168H38ZM87 167V168H86ZM121 167V168H120ZM66 168V167H65ZM84 168V169H83ZM179 168V169H178ZM212 168V169H211ZM60 169V168H59ZM67 169H68V167H67ZM67 169H65V170H67ZM82 169V170H81ZM96 169V170H95ZM99 169V170H98ZM102 171H101V170ZM191 169V171H189ZM193 169V170H192ZM204 169V170H203ZM215 169V168H214ZM217 169H219V170H217ZM41 170V171H40ZM65 170H63V172L65 171ZM69 170V171H70ZM78 170V171H77ZM81 170V171H80ZM115 170V171H114ZM134 170V171H133ZM221 170V171H222ZM228 170V171H229ZM232 170V169H231ZM231 170H230V172H231ZM262 170H264V169H262ZM36 172V173H33V172ZM99 171V172H98ZM136 171V172H135ZM177 171V172H176ZM186 171H189L190 172V174H188L189 172H187V173H185ZM205 171V172H204ZM208 171V172H207ZM233 171V170H232ZM4 172V173H3ZM41 172H43V175H41V176H45V178L47 177L48 179L50 178L52 181L50 182L49 180H47V178H46V181L48 182V183H46L45 182V180H43V179H45V178H41V176H39L38 174L39 173H41ZM46 172H47V174H46ZM59 172H62V171H59ZM98 172V173H97ZM101 172V173H100ZM103 172V173H102ZM105 172V173H104ZM107 172H109L108 174H107ZM224 172H222V174L224 173ZM227 172V173H226ZM229 172V174L228 175H230L231 177H235L237 174V172L235 173L234 171V173H235V175L234 174H232L231 175V173ZM239 172H241V171H239ZM44 173H45V175H44ZM65 173H66V171H65ZM78 173V174H77ZM84 173V174H83ZM100 173V174H99ZM162 175H161V174ZM175 173V175L176 174H178V176L176 175V177H177V179L175 178V181L177 182H175V184H174V182H170L169 184L167 183V182H164L163 180H164V178H166L167 177V179H165V180H168V175L169 176H171L172 175V177H171V179H170V181H173L174 180V178H173V176H175V175H173ZM182 173V174H181ZM193 175H192V174ZM3 174V175H2ZM32 174H35L34 176H36V175H38L39 177H35V178H38V180L41 178V181L43 180V182H45L44 184H47V185H43V182H41L42 183V185L44 186H42V185H39V184H41L40 183V181H33V182H35L36 183V185L34 186V184L35 183H33V182H31V177H32ZM63 174V173H62ZM89 176H88V175ZM92 174V175H91ZM94 174V175H93ZM96 174V175H95ZM104 174V176L105 175H107L106 176V178H108L109 180H111L109 183H110V186H109V184H108V179L107 180H105V178H104V176H102ZM118 174V175H117ZM160 174V175H159ZM171 174V175H170ZM185 174V175H184ZM187 174V175H186ZM203 174V175H202ZM9 175H10V177H9ZM59 175V174H58ZM58 175H56L57 177H58ZM65 175V174H64ZM87 175L88 177H92V176H94V177H98V175H100V179H99V181H101L102 182V188L100 189V187H101V185H98V184H100V182L99 181H97L98 179H97V177L96 178H94V180H95V182L97 181V185L96 186H94V184L95 183H93L94 181L92 180V178L90 179V178H88V177H85V176ZM91 175V176H90ZM135 175V176H134ZM179 175H181V177H179ZM196 175H198V176H196ZM200 175V176H199ZM202 175V176H201ZM1 176L3 177V178H1ZM31 176V177H30ZM110 176H111V178L112 179H114V180H112L111 178H110ZM162 176V177H161ZM185 176H187V179H189V177H190V180L191 179H193V181L191 180V182H193V183H191V182H189V183H191L190 185H191V187H189L190 185H188L187 186V193L185 194L186 195V198L185 199H187V202H194V200H196V202H195V207H196V205H197V208H195L194 210H196L197 212H198V215L200 214H202L201 215V222H202V224L200 223H198V225L197 226H199V225H203V223L204 224H206L207 222H208V220H210L211 219V216H212V219H215L216 221H215V223H212L213 224V226H210V225H208V227H207V224H209V223H207L206 225H203L204 227H202V228H204L205 230H202V228L201 229H198L197 228V226H195L194 225V223H191L190 225L191 226H186L187 225V223L189 224L190 222L189 221H186L187 219H184L183 221H185L186 223V225H184V223H180V221L182 222V219L180 220V218H184V214H183V217L181 216L180 218L178 217V215L179 214H181V213H179V212H177V213H179L177 216H175L174 214L172 215V216H170L172 213H170V215H169V212L168 211H171L172 209V206L171 205H173L176 201L177 202H180L181 201V203H183V201H185L183 204H185V206H186V200L185 199H183L182 198V195H181V199H180V201H178L179 199H177L176 201H174L175 200V198L177 197V195H178V191L176 190L177 189V187H175V189H173L174 187V185H176V186H178L179 184H181V185H179V186H181V187H179L178 186V190H180L181 192L179 193V194H183L184 192H182V191H184V187L186 188V186H185V183L184 182H187V181H189V180H183V178H185ZM212 176V177H211ZM30 179H29V178ZM78 177V176H77ZM82 177H84L85 179L87 178V179H90V180H92V185H91V182H89V183H86V182H88V180L85 182L86 183V187H85V183H84V178H81ZM101 177L102 178H104L103 180H101ZM116 177V178H115ZM120 177V178H119ZM134 177V178H133ZM154 177V178H153ZM218 177H220V178H218ZM231 177H230V179H231ZM8 178H10V179H8ZM99 178V177H98ZM124 178V179H123ZM129 178V179H128ZM157 178V179H156ZM170 178V177H169ZM202 180H201V179ZM226 179L225 180V182H224V179ZM257 178V179H256ZM261 178V179H260ZM8 179V180H7ZM29 179V180H28ZM33 179H34V177H33ZM64 179V178H63ZM68 179V178H67ZM81 179V180H80ZM97 179V180H96ZM116 179V180H115ZM156 179V180H155ZM194 179H199L198 181L197 180H194ZM215 179V181H217V179H219V181H217V182H215V181H213ZM223 179V180H222ZM59 180V181H60ZM89 180V181H90ZM105 180V181H104ZM178 180H183V181H180V182H183V183H178ZM201 180V181H200ZM204 180H206V181H204ZM210 180H212V181H210ZM227 180H229L231 183L229 184V182L227 181ZM7 183H6V182ZM29 181V182H28ZM57 181V182H56ZM80 181H82L81 183H78V182H80ZM160 181H162V182H160ZM169 181V180H168ZM194 181H195V183H194ZM204 181V182H203ZM250 181V182H249ZM255 181V182H254ZM258 181V182H257ZM262 181V182H261ZM30 182H31V184H30ZM65 182V183H66ZM73 184V186H72V184ZM105 182V183H104ZM159 182V183H158ZM201 182V183H200ZM227 182V183H226ZM247 182V183H246ZM15 183V184H14ZM172 183V184H171ZM197 183H199L198 184V186L196 187V184ZM204 183H206V184H204ZM234 183V184H233ZM243 183V184H244ZM7 184V185H6ZM10 184V185H9ZM32 184H33V186H32ZM49 184H50V186H49ZM52 184V185H51ZM83 184V185H82ZM90 184V185H89ZM104 184V185H103ZM115 184H117V185H115ZM187 184V183H186ZM195 184V185H194ZM202 185V187H204V188H202L201 187V185ZM212 184V185H211ZM233 184V185H232ZM239 184V185H238ZM248 184V185H247ZM251 184V185H250ZM10 186V188H9V186ZM17 186V187H15V186ZM19 185V186H18ZM55 185V186H54ZM75 185V186H74ZM172 185V186H171ZM232 187H230V186ZM256 185V186H255ZM40 186H42V187H40ZM45 186H47V187H45ZM78 186H80V187H78ZM93 187V189H92V187ZM115 186H118V187H115ZM154 186V187H153ZM183 186V187H182ZM249 186V187H248ZM258 186V187H257ZM2 187V188H1ZM14 187V188H13ZM57 189H56V188ZM97 187H98V189H97ZM106 187V188H105ZM163 187V188H162ZM213 187H216L215 188V191H217L216 192V194H215V191L213 190L214 188ZM221 187V188H220ZM261 187V188H260ZM16 188V189H15ZM19 188V189H18ZM21 188V189H20ZM41 188V189H40ZM43 188H45V190L43 189ZM51 190L52 188V191L53 192H55V193H53L52 191V193L49 191V189ZM73 188V189H72ZM85 188V189H84ZM91 188V189H90ZM96 188V189H95ZM173 190H175L176 191V196L174 195V192L172 191V189ZM179 188H181V189H183V190H181V189H179ZM189 188V189H188ZM198 188L200 189V190H198ZM202 188V189H201ZM226 188V189H225ZM235 188V189H234ZM40 189V190H39ZM42 189L44 190V191H42ZM47 189V190H46ZM56 189V190H55ZM63 189H64V191L65 192H62L63 191ZM76 189H80L79 190V192H78V190H76ZM86 189H89V190H86ZM151 189V190H150ZM206 189V190H205ZM218 189V190H217ZM223 189V190H222ZM249 190V192H248V190ZM251 189V190H250ZM2 190V191H1ZM15 190V191H14ZM37 190V191H36ZM60 191V190H62V191H60L59 192V194L62 192V194H60V195H62V198H60V195H59V197L58 198H60L59 200H58V198H57V193H56V191ZM68 190L70 191V192H68ZM76 190V191H75ZM169 190V191H168ZM191 190L193 191L194 190V192H191ZM197 190V191H196ZM243 190V191H242ZM246 190V191H245ZM253 190V191H252ZM47 191V192H46ZM73 191H74V193H73ZM83 191V192H82ZM86 191V192H85ZM157 191V192H156ZM168 191V192H167ZM207 191V192H206ZM238 191V192H237ZM251 191V192H250ZM256 191V192H255ZM16 192V193H15ZM44 194H43V193ZM167 192V193H166ZM169 192H173V199H171L172 197H170L171 195H172V193H170L171 195H169L168 197H169V199L167 198V200H168V202H167V200H166V198H164V197H167V195H168V193ZM178 192V193H177ZM205 192V193H204ZM210 192H212V193H210ZM214 192V193H213ZM225 192V193H224ZM2 193V194H1ZM70 195H69V194ZM71 193H73V195L71 194ZM82 193V194H81ZM84 193V194H83ZM142 193H145L144 195L142 194ZM191 193H192V195H194L193 193H195V195H194V197L195 198H193V197H191ZM203 193V194H202ZM231 193V194H230ZM5 194V195H4ZM52 194V195H51ZM64 194H66V196L64 195ZM67 194H68V196H67ZM76 196H75V195ZM79 194H80V196H79ZM152 194H154V195H152ZM157 194L158 195H160V196H162L161 194H163V195H165L163 198H161V197H159V196H157ZM225 194V195H224ZM228 194H230V195H228ZM237 194V195H236ZM260 194H262V195H260ZM64 195V196H63ZM184 195V194H183ZM204 195V196H203ZM209 197H208V196ZM214 195H215V197H214ZM218 195V196H217ZM227 195V196H226ZM253 195H255V196H253ZM3 196V197H2ZM111 196V197H110ZM144 196V197H143ZM148 196V197H147ZM200 196V197H199ZM207 196V198H205ZM216 196H217V198L218 197H220V196H225V197H227V198H225V199H227V200H224L225 202L223 203V207L221 208L220 207V209H219V212H218V216L217 215H213V212H209V211H211L212 209H214V208H212L211 209V207L210 206H212L213 207V205H211V204H213L214 203V201H215V199H217L216 198ZM64 197V198H63ZM65 197H66V199H65ZM68 197H70V198H68ZM109 197V198H108ZM118 197H119V199H118ZM153 199H152V198ZM156 199H155V198ZM161 199V201L160 200H158L159 198ZM178 197H179V195H178ZM177 197V198H178ZM185 197V196H184ZM202 197V198H201ZM105 198V199H104ZM200 198V199H199ZM233 198V199H232ZM54 199V200H53ZM63 199V200H62ZM78 199V200H77ZM109 199V200H108ZM163 199H165L164 201L165 202H163L162 200ZM182 199H183V201H182ZM188 199H190L189 201H188ZM192 199V200H191ZM14 200V201H13ZM57 200V201H56ZM76 200V201H75ZM98 201L99 200V202H96V201ZM102 200V201H101ZM129 200V201H128ZM131 200V201H130ZM152 202L151 204L148 202ZM156 200V202H154V201ZM170 200V201H169ZM214 200V201H213ZM48 201V202H47ZM55 201V202H54ZM157 201H160L162 204H164L163 206H159V205H157ZM172 201V202H171ZM227 201V202H226ZM9 202V203H8ZM54 202V203H53ZM61 202H63V204L61 203ZM88 202V203H87ZM103 202V203H102ZM153 202H154V204H153ZM159 202V204H161ZM166 202L167 203H169L168 204V206L166 205ZM174 202V203H173ZM233 202V203H232ZM7 203V204H6ZM58 203V204H57ZM62 205H61V204ZM124 203H126V204H124ZM137 203V204H136ZM148 203V204H147ZM172 203V204H171ZM229 203V204H228ZM5 204H6V206H5ZM11 204V205H10ZM15 204H16V206H15ZM57 205V207H56V205ZM79 204V205H78ZM105 204V205H104ZM150 204V205H149ZM155 204H156V206H155ZM182 204V205H183ZM202 204V205H201ZM227 204V205H226ZM238 204V205H237ZM263 204V205H262ZM8 205H9V207H8ZM66 205V206H65ZM80 205H82V208H81V206ZM103 205V206H102ZM118 207H117V206ZM178 205H180L181 206V204H178ZM236 205V206H235ZM240 205V206H239ZM24 206V207H23ZM49 206V207H48ZM63 206H65V207H63ZM77 206V207H76ZM79 206V207H78ZM92 208H91V207ZM94 206V207H93ZM151 206H155L154 207V211H158V210H162V209H164L163 211H159V215H157V213L156 212H154L156 215H154V217L155 216H157V217H155V218H153V221H151L152 220V215H151V212H153V207L151 208ZM164 206H166V207H164ZM169 206H171L170 207V209L171 210H168L169 209ZM185 206L183 205L182 207H184L185 208ZM208 206V207H207ZM160 207H164V208H160ZM177 207V205H176V203H175V206H174V208H176ZM179 207V206H178ZM181 207V208H182ZM207 207V208H206ZM231 207H232V209H231ZM235 207V208H234ZM246 207L248 208V209H246ZM38 208V209H37ZM59 208H61V209H59ZM64 208V209H63ZM88 208V209H87ZM120 208H121V210H120ZM157 210H156V209ZM160 208V209H159ZM165 208L168 210L167 212H166V210H165ZM173 208V209H174ZM199 208V209H198ZM241 208V209H240ZM30 211H29V210ZM81 209V210H80ZM82 209H83V211L85 212V210H86V212H85V214H87V210H88V212L90 211V212H92L91 214H90V212H89V214L88 215H90L89 217L87 216V215H85V214H83V215H81V213L80 212H82ZM102 210L103 209V211L102 212H104V210H105V213H101V214H98V213H95V215L96 214H98L99 216H101V217H96L95 215H94V211H100V210ZM116 209V210H115ZM137 209H138V211H137ZM150 209H152V210H150ZM204 209H205V211H204ZM207 209V210H206ZM209 209V210H208ZM22 211V214H18V215H16L17 213H18V211L19 212H21ZM23 210H25V212L28 210V212L27 213H23ZM31 210H34V211H31ZM35 210H38V211H35ZM51 210V211H50ZM54 210H55V212H57L58 214H60L59 212H61V211H63V212H65L64 213V215H62V213L59 215V217H57L58 216V214H55V213H53L54 212ZM93 210V211H92ZM127 210H129V211H127ZM133 210V211H132ZM150 210V211H149ZM178 210V209H177ZM225 210V211H224ZM228 210V211H227ZM257 210V211H256ZM263 210V212H261ZM12 211V212H11ZM17 211V212H16ZM76 211V212H75ZM79 211V212H78ZM106 211H107V213H106ZM110 211V212H109ZM111 211H112V213H111ZM116 211H117V213H116ZM119 211H120V213H119ZM132 211V212H131ZM212 211H214V210H212ZM33 212V213H32ZM38 212V213H37ZM45 212V213H44ZM49 212H51V213H49ZM72 212H75V218H73L74 216H72L71 214H72ZM124 212V213H123ZM126 212V213H125ZM142 212H143V214H142ZM163 212H166L167 213V215H168V217L170 216L171 218L172 217H174V218H176L177 219V217H178V219H177V224H175L176 223V219L172 222V220L171 219H169V222H170V220H171V226H173V227H170L169 226V222H167L166 223V221H168V220H166V217H167V215H163L162 213ZM239 212V213H238ZM31 213V214H30ZM77 213H79V215H81V216H78V214ZM108 213H110V214H108ZM150 213V214H149ZM161 213V214H160ZM166 213H164V214H166ZM238 213V214H237ZM11 215V217L13 216V215H15L14 216V218H12V219H14V220H12L11 219V217H8L11 221L9 222V220L7 221V219L5 220V218H7V216H10ZM29 214V215H28ZM70 214V215H69ZM102 214H104V215H102ZM117 214V215H116ZM205 214V215H204ZM257 214V215H256ZM6 215V216H5ZM24 216V218H23V216ZM31 215V216H30ZM43 215V216H42ZM74 215V214H73ZM93 215H94V218H96V219H92V217H93ZM182 215V214H181ZM221 215V216H220ZM244 215V216H243ZM249 215V216H248ZM256 215V216H255ZM261 216V218H263V220L262 219H260V217H258V216ZM18 216V217H17ZM21 216V217H20ZM30 216V217H29ZM46 216V217H45ZM55 216V217H54ZM64 216H65V218H64ZM78 216V217H77ZM102 216H104V217H102ZM107 216V217H106ZM140 216H142V217H140ZM144 216V217H143ZM151 217V219H150V217ZM158 216H159V218L160 217H162L163 218V220L161 219L160 221H158L159 220V218H158ZM229 216V217H228ZM245 216H246V218H245ZM252 216H253V218H252ZM15 217H16V219H15ZM34 217V218H33ZM51 217H53V218H51ZM68 217H70V218H68ZM72 217V218H71ZM81 217V218H80ZM84 217H88V218H84ZM119 217V218H118ZM168 217H167V219H168ZM237 217V218H236ZM248 217V218H247ZM36 218V219H35ZM85 220H84V219ZM158 218V219H157ZM251 218V219H250ZM256 218H257V221H256ZM19 219H21L20 221H18ZM38 219V220H37ZM66 219V220H65ZM73 219V220H72ZM77 219V220H76ZM80 219V220H79ZM84 221H83V220ZM101 219V220H100ZM107 219V220H106ZM121 219V220H120ZM156 219V222L158 223V225H159V227L161 228H159V227H157L156 225H157V223H155L154 222V220ZM165 219V220H164ZM237 219L239 220V221H244L247 225H245V226H243L244 224H243V222L241 223V225L240 226H242L241 228H237V227H239V224H240V222L239 221H237ZM243 219V220H242ZM254 219V220H253ZM5 220V221H4ZM79 220V221H78ZM144 220V221H143ZM178 220H180V221H178ZM260 220V221H259ZM4 221V222H3ZM27 221H28V229H27ZM38 221H39V223H38ZM46 221V222H45ZM53 221H54V223H53ZM55 221H57V223L55 222ZM91 221V222H90ZM162 221H164V223H165V225L164 224H162L161 222ZM224 221V222H223ZM237 221V222H236ZM256 222V226L255 225H253L255 222ZM263 221V222H262ZM3 222V223H2ZM7 223V225L8 226H10V227H6V223ZM8 222H9V224H8ZM22 223V225H21V223ZM66 222V223H65ZM101 222V223H100ZM144 222V223H143ZM148 222V223H147ZM160 222V223H159ZM206 222V223H205ZM239 222V223H238ZM248 222V223H247ZM19 223V224H18ZM36 223V224H35ZM61 223V224H60ZM81 223V224H80ZM88 223V224H87ZM97 223V224H96ZM100 223V224H99ZM121 223V224H120ZM129 223V224H128ZM134 223L136 224V225H134ZM224 223V224H223ZM229 223H231V224H229ZM262 223V224H261ZM18 224V225H17ZM24 224L26 225V226H24ZM31 224V225H30ZM38 224H39V226H38ZM41 224V225H40ZM43 224V225H42ZM48 226H47V225ZM53 224V225H52ZM132 226H131V225ZM146 224V225H145ZM164 225L163 226V228H166V230H168V233H167V231L165 230V229H163L162 228V225ZM167 224V225H166ZM180 224V225H179ZM193 224V225H192ZM196 224V223H195ZM211 224V225H212ZM215 224V225H214ZM217 224H219V225H217ZM220 224H221V226H220ZM238 224V225H237ZM243 224V225H242ZM51 225V226H50ZM60 225V226H59ZM67 225V226H66ZM108 225V226H107ZM138 225V227H136ZM148 225V226H147ZM155 225V226H154ZM178 225V226H177ZM225 225H227V226H225ZM229 225H231L230 227H229ZM233 225V226H232ZM251 225V226H250ZM253 225V226H252ZM15 227V229L16 230H14V228L13 227ZM17 226L19 227V228H17ZM23 226V227H22ZM29 226H31V227H29ZM35 226V227H34ZM44 226V227H43ZM67 228H66V227ZM129 226V227H128ZM180 226H181V228H180ZM193 226H194V228H193ZM207 228H206V227ZM209 226L210 227H212V228H214V229H212V228H209ZM215 226H216V228H215ZM26 228V229H22V228ZM37 227V228H36ZM65 227V228H64ZM81 227V228H80ZM131 227H134L133 229L131 228ZM157 227V228H156ZM177 227V229H172V228H176ZM189 227V228H188ZM191 227V228H190ZM223 227V228H222ZM229 227V228H228ZM236 227V228H235ZM255 227V228H254ZM21 228V229H20ZM44 228V229H43ZM108 228H105V230L106 229H108ZM111 228H109L108 230H110ZM121 228V229H120ZM151 228V229H150ZM200 228V227H199ZM247 228H249L248 230H247ZM253 228V229H252ZM34 229H36V230H34ZM55 229H57V230H55ZM100 229V230H99ZM135 229V230H134ZM142 229V230H141ZM144 229V230H143ZM146 229H147V231H146ZM159 229L160 230H162L161 232L159 231ZM190 229V230H189ZM191 229H194V231L193 230H191ZM197 229V230H196ZM221 229V230H220ZM226 230V232H227V234H229V235H227L226 234V232H225V230ZM238 229V230H237ZM243 229V230H242ZM246 229V230H245ZM12 230V231H11ZM14 230V231H13ZM23 231V232H21V231ZM82 232H81V231ZM113 230V229H112ZM111 230V231H112ZM133 231V233L134 232H137L138 230V232L136 233V235H133V233H132V231ZM150 230V231H149ZM171 230V231H170ZM173 230V231H172ZM175 230V231H174ZM180 230V231H179ZM201 230V231H200ZM207 230V231H206ZM234 230H236V231H239V232H236V231H234ZM241 230V231H240ZM253 230V231H252ZM255 230V231H254ZM19 231V232H18ZM29 231V232H28ZM49 231V232H48ZM120 231V232H121ZM128 231L130 232V233H128ZM158 231V232H157ZM164 231V232H163ZM183 231V232H182ZM192 231V232H191ZM211 231V232H210ZM218 231V232H217ZM229 231V232H228ZM244 231V232H243ZM10 232V233H9ZM12 232H18V233H15V235L14 234H12ZM98 232H97V234H98ZM99 232V233H100ZM143 232V233H142ZM148 232V234H145V233H147ZM172 232L174 233V234H181V235H174L173 234V236L172 235H170V234H172ZM180 232V233H179ZM185 232L187 233V235L185 234ZM203 232V233H202ZM26 233V234H25ZM94 235H93V234ZM125 233V232H124ZM124 233H123V235H122V233L120 234V235H122L121 237H124ZM126 233H125V236H126ZM132 233V234H131ZM141 233V234H140ZM166 233V234H165ZM200 234V235H198V234ZM234 233V234H233ZM235 233H238V234H236L235 235ZM7 234V235H6ZM10 234V235H9ZM151 234H152V237H150L151 236ZM158 234H159V236H158ZM190 236H192V237H189V235ZM221 234V235H220ZM49 235V236H48ZM58 235V236H57ZM119 235V236H120ZM128 235H130V236H128ZM146 237H145V236ZM150 235V236H149ZM161 235V236H160ZM187 239H185L183 236ZM218 235V236H217ZM223 235V236H222ZM233 235V236H232ZM4 236V237H3ZM6 236V237H5ZM8 236V237H7ZM142 236V237H141ZM143 236H144V238H143ZM176 238H175V237ZM181 236H182V238H184V240H186V242L188 243V245H190V246H188L187 245V243L186 242H184V240L181 238ZM197 236H198V238H197ZM242 236V237H241ZM15 237V238H14ZM50 237V238H49ZM120 237V238H121ZM139 237H141V238H139ZM147 237H149V239H156V240H158V241H156V242H158L157 244H155V241H151V240H149ZM159 237V238H158ZM176 239H174V238ZM195 237V238H194ZM200 237V238H199ZM201 237L203 238L202 239V241H201ZM8 238H9V240H8ZM52 238V239H51ZM169 240H168V239ZM190 238V239H189ZM192 238L194 239V241L192 240ZM208 238V239H207ZM210 238V239H209ZM212 238V239H211ZM121 240V239H119V237L118 238H116V240ZM126 239V240H125ZM130 239V240H131ZM148 240V242H147V240ZM154 239V240H155ZM161 239V240H160ZM163 239H164V241H163ZM174 239V240H173ZM178 239H180L181 241H183L184 242V244H183V242H180V240H178ZM207 239V240H206ZM218 239H220V240H218ZM229 239V240H228ZM236 239V240H235ZM5 240V241H4ZM35 240V241H34ZM54 240V241H53ZM58 240V241H57ZM81 240H82V242H81ZM134 241H136L135 239H133ZM176 243V246H173L172 248H171V246L170 245H172L174 242ZM190 240V241H189ZM200 240V241H199ZM11 241V242H10ZM88 241V242H87ZM126 241V242H125ZM151 241V242H150ZM161 241V242H160ZM167 243H166V242ZM172 243H170V242ZM199 241V242H198ZM209 241H213L212 243L210 242L209 243ZM232 241V242H231ZM239 241V242H238ZM6 242V243H5ZM95 242H96V240H95ZM95 242H93V243H95ZM132 242V241H131ZM141 242V243H140ZM146 242V243H145ZM150 242V243H149ZM191 242V243H190ZM225 242V243H224ZM228 242V243H227ZM231 242V243H230ZM18 243V244H17ZM35 243V244H34ZM55 243V244H54ZM90 243V244H89ZM97 243V242H96ZM119 243H121V241L119 242ZM123 243H121V244H123ZM128 243V242H127ZM133 243V242H132ZM143 243V244H142ZM169 243H170V245H169ZM175 243L173 244V245H175ZM182 243V244H181ZM194 243V244H193ZM1 244H4V245H1ZM64 244V245H63ZM84 244V245H83ZM120 244V245H121ZM121 245V246H119V249H121L120 247H122V246H129V245ZM162 244V245H161ZM179 245V247H180V244H181V247H182V245H185V246H187V247H185V246H183V249L180 251V249H179V247H177L178 245ZM193 244V245H192ZM209 244V245H208ZM7 245V246H6ZM51 245V246H50ZM73 245V246H72ZM94 245V244H93ZM93 245H91V247L93 246ZM151 245V246H150ZM157 245V246H156ZM168 245V246H167ZM195 245V246H194ZM216 245V246H215ZM227 245V246H226ZM3 246V247H2ZM63 246H64V248H63ZM88 246V247H89ZM117 246V247H118ZM136 246V247H137ZM218 246V247H217ZM57 247V248H56ZM87 247V248H88ZM161 247V248H160ZM177 247V248H176ZM188 247H190V249L191 250H189V248ZM6 248V249H5ZM17 248V249H16ZM123 248V247H122ZM128 248V247H127ZM174 248H176V251H174L175 249ZM202 248H203V250H202ZM37 249V250H36ZM60 250L61 252H59V251H56L57 253H56V256H55V254H53L54 252H55V250ZM118 249V248H117ZM117 249H116V251H117ZM124 250H123V253H124V251L125 252H127L125 249V247L123 248ZM143 249V250H142ZM193 249V250H192ZM215 249V250H214ZM132 250H134V252L132 251ZM136 250V251H135ZM140 250V251H139ZM142 250V251H141ZM184 250V251H183ZM189 250V251H188ZM221 252H220V251ZM63 251V252H62ZM66 251H68V252H66ZM70 251H71V248H70ZM115 251V252H116ZM119 251H122V250H119ZM118 251V252H119ZM215 251V252H214ZM14 252V253H13ZM37 252V253H36ZM118 252H116V254L118 253ZM141 252V253H140ZM179 252H181V254L179 253ZM52 253V254H51ZM123 253H121V255L123 254ZM129 253V252H128ZM171 253V254H170ZM187 255H186V254ZM202 253H204V254H202ZM207 253H208V255H207ZM61 254V256L58 258V256ZM76 254V253H75ZM119 254H120V252H119ZM137 254V256H135ZM26 255V256H25ZM52 255H54V256H52ZM186 255V256H185ZM191 255H193V257L191 256ZM9 256V257H8ZM22 256V257H21ZM48 256H49V258H48ZM115 256V255H114ZM127 256H131V258L130 257H128L127 258ZM196 256H198L197 258H196ZM25 257V258H24ZM54 257V258H53ZM56 257V258H55ZM118 256L116 255V257H114L115 259L117 258ZM120 257V256H119ZM124 257V254L122 255V258ZM133 257V258H132ZM7 258H9L8 260H7ZM30 258V259H29ZM46 258H48V260L46 259ZM53 258V259H52ZM62 258V257H61ZM114 258H113V261H115L114 260ZM124 258V259H125ZM202 258V259H201ZM208 258V259H207ZM1 259H0V264H5V262H2L1 261ZM19 259V260H18ZM119 259V258H118ZM117 259V262L115 261V263H113V261H112V263H110V264H127L126 262H125V260L124 259H119L118 260ZM134 259V260H133ZM199 259V260H198ZM26 260V261H25ZM63 260V259H62ZM122 260H123V262H122ZM137 262H136V261ZM201 260V261H200ZM207 260V261H206ZM29 261V262H28ZM133 261V262H132ZM144 261V262H143ZM183 261V262H182ZM52 262V263H51ZM57 262H58V260H57ZM60 262V261H59ZM146 262V263H145ZM152 262V263H151ZM54 263H56V262H54ZM74 264V263H73Z\"/></svg>","mask_w":264,"mask_h":264},{"label":"bare ground","instance_id":"bare-ground-1","mask_svg":"<svg viewBox=\"0 0 264 264\" xmlns=\"http://www.w3.org/2000/svg\"><path fill=\"white\" fill-rule=\"evenodd\" d=\"M1 1H3V0H1ZM12 1H13V0H12ZM14 1H15V0H14ZM24 1H27V0H23V1H19V2L21 3V2H24ZM30 1H31V0H30ZM32 1H34V0H32ZM39 1H40V0H39ZM46 1H47V0H46ZM52 1H53V0H52ZM101 1H102V0H101ZM154 1H155V0H154ZM162 1H165L166 5L169 6V8H170V3H171L172 1H176V2H178V1L180 2V1H181V3H180L181 5H179V6L177 7V9L174 11L173 14H171V16H172L173 19L171 20L172 22L169 21V29H168V27H164V29H166V31H167V30H168V31L171 30L170 28H172V29H176V28H177V29H178L179 27H181V25H183V24L189 22L188 20H191L190 22H192L193 17H195V18H194V19H196V22H195V23L198 24L197 21L199 20L198 22H200V21L202 22V23H201V26L199 27V26H196V25H195L197 28L192 29L194 24L191 25V29H192L193 31H192V32L189 31L190 33L186 31V30H189L190 28H189V27H188L189 29L186 28L185 32H187V33L189 34V36H187L188 34H184L183 36H184V37L186 36L185 39H183V37L178 36V38L180 37V39H182V40L179 39L180 42H181V41H185L186 38H187V40L185 41V43L188 42V46H191V44H189L188 38L190 37L191 40H192V36H193V35H194V36L196 35V37H198V40L201 39V41H199L200 43H203V40H206V43H207V41L210 42V40L212 39L213 43H212V42H210V43H212V44L215 46V45L217 44L216 41H218L219 39H221V38L223 37V38L220 40V42H221L222 40H224V41L222 42L223 44L220 43V42H218V46H217L218 49H219V48H222V47H220V46H222V45H223V48H222V49H224L225 46H226L225 48H227L228 45H229V46H228L227 49H232V48H234V47H231L230 44H233V43H234V42H231V41H232V38L234 37L233 35H235V33H234L233 35H230V36H229V34H232V32L230 31L231 29H228V27H229V28L232 27V23H231L230 21H228L229 24L231 25V27H230L229 24L226 23L227 20H229V18H228L227 15H229V14L231 13V12H230V13L227 12V10H228V11L230 10V9H228V8H230L229 6L232 5V7H233V11H232V12H234V11H235V8H236V11H237V10L239 11L238 15H239V14H240V15L242 14V15L244 16V14H245L246 12L249 11V12H248L249 14L246 13L247 15L244 16V17H245V19H251V18H252V12H254V11H252V10H253L254 8H257L258 5L260 4V0H242V1L239 0V4H240V5H241L242 2H244L245 4H243V6H244V5H245V7L247 6V9L244 8V9H245V12L243 13L241 10L238 9L239 6H236V5H238V4H237V3H238V0H230V1H233V2H230V3H232V4H230V3H226L225 0H224L225 2H223V3L220 2V1H223V0H220V1H219V0H215L216 2H217V1L219 2V3L217 2V4H219V5L221 6L220 8L218 7L217 4L215 5L214 0H207V2H206L205 0H191V1L188 0V3L191 2V3H189V4H188V3L185 4V2H186L187 0H186V1H185V0H157V1H155V3H157V4H161ZM228 1H229V0H227V2H228ZM245 1H247V2H245ZM8 2H9V0H8ZM8 2H7V3H8ZM17 2H18V0H17ZM27 2H29V1H27ZM43 2H44V1H43ZM53 2H54V1H53ZM58 2H59V1H58ZM72 2H73V1H72ZM102 2H103V1H102ZM167 2L169 3V5H168ZM183 2H184V3H183ZM234 2H235L236 5L234 4ZM236 2H237V3H236ZM12 3H13V2H12ZM20 3H18V4L21 5ZM32 3H33V2H32ZM34 3H37V0H36V2H34ZM50 3H51V2H50ZM63 3H64V2H63ZM66 3H67V2H66ZM77 3H78V2H77ZM165 3L162 2L161 5H164V6H165ZM213 3H214V4H213ZM220 3H221V4H224V3L228 4V6H227L226 4H224V5H226L225 7L227 8V10L225 9L224 5L222 6ZM262 3H264V2H262ZM262 3H261V4H262ZM1 4H2V3H1ZM18 4H16V7H14V6H12V5H11L10 7H14V8H19V9H21V11H20L19 9H16V10H17L16 12H17V14H18V12H19V14H22V11L24 10V8L21 7V6L18 7ZM22 4H23V3H22ZM25 4H26V3H25ZM25 4H24V5H25ZM37 4H38V3H37ZM54 4H55V3H54ZM59 4H60V3H59ZM72 4H73V3H72ZM157 4H154V5L156 6ZM171 4H172V3H171ZM173 4H175V3H173ZM173 4L171 5V6H172L171 8L175 7V5L173 6ZM229 4H230V5H229ZM233 4H234L235 6H234ZM3 5H4V3H3ZM5 5H6V4H5ZM24 5H23V6H24ZM27 5H29V3H27ZM31 5H32V4H31ZM34 5H35V4H34ZM161 5L158 6V8L161 7ZM214 5H215V6H214ZM254 5H256V7H255ZM263 5H264V4H263ZM263 5H262V6H263ZM32 6H33V5H32ZM104 6L106 7V8H104V10L106 9L105 12H107L108 15H109V13H110L112 16L114 15V16H116L117 18H118V17H121V18H122L123 16L125 17L126 15L131 16V15L135 14V12H137V11L142 12V11H141L142 9H146V8H148V7L150 8V7L152 6V0H112L111 2H107V3H105ZM167 6H165V7L167 8ZM213 6H214L215 11H218V14H219V12H221V13H223V12H227L225 15L223 14L224 18H222V19H224V20H222V21L225 22V24H223V25H225L224 27H226V25H229V26L227 27L226 31H223V30H222V29H223L222 21L219 20L220 22L218 21V23H215V26H216V24H218L217 26H219V24H220V26L222 27V29H220L221 27L218 28L217 26H216V27L214 26V27H215V30H214V32H212L213 29H214V28H212V25H214L215 20L217 21V18H214V19H215L214 21L212 20L213 23H212V22L209 23V21L211 20V17L213 18V17H216V15L218 16V14H215L216 12L214 11ZM216 6H217V7H216ZM249 6H250V8L253 6V7H252L253 9L251 8V11H252V12H250V10H249L250 8L248 9ZM0 7H1V6H0ZM3 7H4V6H3ZM26 7L28 8L29 6H26ZM26 7H25V8H26ZM40 7H41V6H40ZM63 7H64V6H63ZM63 7H61V10H62ZM162 7H163V6H162ZM162 7H161V8H162ZM222 7H224V8L222 9V11L216 10L217 8L221 9ZM4 8H5V7H4ZM7 8H8V7H7ZM14 8H13V10H15ZM22 8H23V10H22ZM27 8H26V9H27ZM65 8H66V7H65ZM102 8H103V7H102ZM149 8H148V10H149ZM163 8H164V7H163ZM163 8H162V9H163ZM258 8H259V7H258ZM261 8H262V7H261V5H260V9H261ZM67 9H68V8H67ZM159 9H160V8H159ZM162 9H161V10H162ZM164 9H165V8H164ZM224 9H225V11H224ZM263 9H264V8H263ZM263 9H262L261 12H263ZM4 10H5V9H4ZM4 10H3V11H4ZM9 10H12V9H9ZM18 10H19V11H18ZM37 10H38V9H37ZM55 10H57V9H55ZM63 10H64V9H63ZM156 10H157V9H156ZM168 10H169V9H168ZM231 10H232V9H231ZM247 10H248V11H247ZM254 10H255V9H254ZM3 11H2V12H3ZM64 11H65V10H64ZM145 11H147V10H145ZM151 11H152V10H151ZM165 11H166V10H165ZM243 11H244V10H243ZM257 11H259V9H257L256 12H257ZM13 12H14V11H13ZM13 12H11V13H13ZM20 12H21V13H20ZM27 12H29V11H27ZM34 12L36 13V11H34ZM41 12H42V11H41ZM61 12H62V11H61ZM80 12H81V11H80ZM84 12H85V11H84ZM99 12H100V11H99ZM148 12H149V11H148ZM240 12H241V13H240ZM259 12H260V11H259ZM4 13H5V12H4ZM24 13H25V12H24ZM55 13H56V12H55ZM57 13H58V12H57ZM62 13H64V12H62ZM100 13H101V12H100ZM157 13H158V12H157ZM188 13H190V16H191V17L189 16ZM235 13H236V12H235ZM235 13H234V14H235ZM5 14H6V13H5ZM14 14H16V13L14 12ZM25 14H26V13H25ZM31 14H32V13H31ZM51 14H52V13H51ZM102 14H105V13H102ZM130 14H131V15H130ZM137 14H138V13H137ZM187 14H188V16H186ZM234 14L231 13L230 15H233V16H234ZM253 14H254V13H253ZM258 14H259V13H258ZM258 14H257V15H258ZM23 15H24V14H23ZM34 15H35V14H34ZM59 15H60V14H59ZM62 15H63V14H62ZM105 15H106V14H105ZM151 15H152V14H151ZM214 15H215V16H214ZM220 15H221V14H219V16H220ZM240 15H239V16H240ZM248 15H249V17H247ZM250 15H251V17H250ZM255 15H256V14H255ZM261 15H264V14L261 13ZM9 16H10V15H9ZM25 16H26V15H25ZM32 16H33V15H32ZM44 16H45V15H44ZM46 16H47V15H46ZM46 16H45V17H46ZM60 16H61V15H60ZM63 16H64V15H63ZM65 16H67V15H65ZM83 16H84V15H83ZM87 16H88V15H87ZM102 16H103V15H102ZM219 16H218V17H219ZM221 16H222V15H221ZM235 16H236V15H235ZM243 16H241V17H243ZM17 17H18V16H17ZM28 17H29V16H28ZM39 17H40V16H39ZM56 17H57V16H56ZM56 17H55V18H56ZM61 17H62V16H61ZM84 17H85V16H84ZM104 17L107 18V16H104ZM116 17H115V18L113 17V18L116 19ZM196 17H198V18H196ZM244 17H243V18H244ZM246 17H247V18H246ZM256 17H257V16H256ZM261 17H262V16H261ZM7 18H8V17H7ZM121 18H120V19H121ZM130 18H131V17H130ZM191 18H192V19H191ZM225 18H227L226 21H225ZM236 18H237V17H236ZM239 18H240V17H239ZM253 18H255V17H253ZM75 19H76V18H75ZM85 19H86V18H85ZM109 19H110V18L108 17V20H109ZM122 19H123V18H122ZM125 19H126V18H125ZM176 19H177V20H176ZM197 19H198V20H197ZM207 19H210V20L208 21ZM218 19H219V18H218ZM220 19H221V17H220ZM237 19H238V18H237ZM5 20H6V17H5ZM24 20H25V19H24ZM29 20H30V18H29ZM46 20H47V19H46ZM78 20H79V18H78ZM116 20H117V19H116ZM131 20H132V19H131ZM175 20H176V21H175ZM206 20H207V22H208L209 24H208V23H207V24L205 23ZM230 20L233 21V19H231V18H230ZM242 20H243V19H242ZM263 20H264V19H263ZM20 21H21V20H20ZM30 21H31V20H30ZM63 21H64V20H63ZM73 21H74V20H73ZM80 21H81V20H80ZM106 21H107V19H106ZM109 21L111 22V20H109ZM121 21H122V20H121ZM148 21H149V19H148ZM148 21H145V22L142 21V22H138V23H137V22H136V23L128 22L129 24H127V22H126V24L124 23L125 25H124V24L122 25V27L124 28L122 31H123L126 35H130V36L132 37V39H135V38L137 39V35H139L140 38H141V37H142V38L144 37V40H142V42H140L141 39H142V38H141L140 41H139L140 43H138V39H137V40L135 39V43H134L136 47L138 46L136 43L139 44L138 48H140L141 51H142V49H143V51H142L143 54H145V53H149L148 51H149V49L151 50L152 47L155 48V47H154V44H152L153 42L150 41V40L152 39V37L149 38L150 40H149V39H146V37L148 38L147 34L149 35L150 33H152V31H151L152 28L149 26V24H147ZM173 21H174V22H173ZM246 21H247V20H246ZM252 21H253V19H252ZM252 21H250V22L253 23ZM3 22H4V21H3ZM31 22H32V21H31ZM35 22H37V21H35ZM143 22H144V23H143ZM193 22H194V21H193ZM224 22H223V23H224ZM233 22H234V21H233ZM240 22H241V21H240ZM250 22H249V20H248V22H247V23L249 24V25H248V24H246V22L244 21V23L246 24L245 26L247 27V25H248V27H249L250 24H251ZM263 22H264V21H263ZM18 23H19V22H18ZM18 23H17V24H18ZM21 23H22V22H20V24H21ZM170 23H171V24L173 23V25H171V27H170ZM203 23H204V24H203ZM236 23H237V22H236ZM261 23H262V22H261ZM8 24H9V23H8ZM14 24H15V23H14ZM14 24H12V25H13L12 27H14ZM20 24H19V25H20ZM22 24H23V23H22ZM22 24H21V25H22ZM140 24H142V25L144 24V25L142 26V25H140ZM190 24H191V23H190ZM190 24H188V25H190ZM210 24H211V25H210ZM238 24H239V23H238ZM35 25H36V24H35ZM84 25H85V24H84ZM102 25H103V24H102ZM105 25H106V24H105ZM188 25H187V26H188ZM209 25H210L211 27H209ZM240 25H241V24H240ZM262 25H263V24H262ZM15 26H16V25H15ZM17 26H18V25H17ZM23 26H25V25H23ZM37 26H38V25H37ZM165 26H168V24L165 25ZM184 26H185V25H184ZM195 26H194V27H195ZM234 26H235V25H233V27H234ZM242 26H243V24H242ZM245 26H244V27H245ZM6 27H7V26H6ZM9 27H10V25H9ZM18 27H19V26H18ZM20 27H21L22 29H24V27H22V26H20ZM118 27H119V26H118ZM182 27H183V26H182ZM236 27H237V26H236ZM238 27H239V26H238ZM253 27H255V26H253ZM0 28H1V24H0ZM4 28H5V27H4ZM7 28H8V27H7ZM15 28L17 29V27H15ZM25 28H26V27H25ZM44 28H45V27H44ZM61 28H62V27H61ZM183 28H184V27H183ZM216 28L219 29V31H220V30L223 31V32H221L222 34L226 32V35H228V38H227V37H226V39L224 38V37H225V34H223L222 37H221V34H220V35L217 34L218 32L216 31ZM240 28H241V27H240ZM251 28H252V27H251ZM251 28H250V29H251ZM1 29H2V28H1ZM5 29H6V28H5ZM9 29H10V28H9ZM81 29H82V28H81ZM180 29L182 30V28H180ZM184 29H185V28H184ZM191 29H190V30H191ZM196 29H197V30H196ZM209 29H210V31H209ZM211 29H212V30H211ZM224 29H225V28H224ZM234 29H235V28H234ZM242 29H243V28H242ZM246 29H247V28H246ZM250 29H249V30H246V31H250ZM260 29H262V28H260ZM6 30H7V29H6ZM6 30H5V31H6ZM17 30H18V29H17ZM20 30H21V29H20ZM20 30H19V31H20ZM24 30H25V32H26L27 29H24ZM28 30H29V28H28ZM28 30H27V32H28ZM83 30H84V28H83ZM83 30H82V31H83ZM90 30H91V28H90ZM194 30H196V31H194ZM227 30H228V32H227ZM0 31H1V30H0ZM12 31H13V32H12ZM22 31H23V30H22ZM36 31H37V30H36ZM36 31H35V32L33 31V32H34L35 34L37 33V34H36V36H37V35H38V32H36ZM85 31H86V30H85ZM168 31L166 32V34H170L173 30H172L170 33H168ZM182 31H183V30H182ZM229 31H230V32H229ZM234 31H235V30H234ZM239 31H241V30H239ZM239 31H238V32H239ZM3 32H4V29H3ZM3 32H2V33H3ZM6 32H7V33H10V32H8V31H6ZM11 32L13 33L12 35H14V34L16 35V31L14 32V28H13V30H11ZM17 32H18V31H17ZM25 32H24V33H25ZM27 32H26V33H27ZM30 32H31V31H30ZM30 32H28V33H30ZM118 32H119V31H118ZM173 32H174V31H173ZM185 32H184V33H185ZM193 32H194V33H193ZM250 32H251V31H250ZM7 33H5V34H7ZM24 33H22V34H24ZM26 33H25V35H26ZM31 33H32V32H31ZM72 33H73V32H72ZM175 33H176V32H175ZM178 33H180V35H181V32H178ZM191 33H192L193 35L190 36ZM212 33H215V34H216V35L214 34V37H215V36L217 37V36L219 35L221 38H219V36H218V37H217V40H215V38L212 37V36H213ZM219 33H220V32H219ZM40 34H41V33H40ZM40 34H39V35H40ZM45 34H46V33H45ZM45 34H44V35H45ZM172 34H173V33H172ZM206 34H207V35H206ZM208 34H210L209 36L212 37V38H210V37L208 36ZM241 34H242V33H241ZM246 34H247V33H245V35H246ZM254 34H255V33H254ZM2 35H3V34H2ZM2 35H1V36H2ZM44 35H43V36H44ZM153 35H154V34H153ZM164 35H165V34H164ZM164 35L162 34V35H160V36L162 37V36H164ZM173 35H174V34H173ZM175 35H176V34H175ZM237 35H238V33H237ZM243 35H244V34H243ZM245 35H244L243 38H245ZM5 36H6V35H5ZM8 36H9V35H8ZM17 36H20L19 32L17 33ZM27 36H29V35L27 34ZM30 36H31V35H30ZM43 36H41V37H43ZM88 36H89V35H88ZM139 36H138V37H139ZM151 36H152V35H151ZM170 36H171V35H170ZM206 36H207V37H206ZM231 36H233V37H231ZM235 36H236V35H235ZM15 37H16V36H15ZM21 37H23V35H21ZM39 37H40V36H39ZM45 37H46V36H45ZM45 37H44V39H45ZM81 37H82V36H81ZM131 37H130V38H131ZM134 37H135V38H134ZM164 37H165V36H164ZM166 37H167V35H166ZM166 37H165V38H166ZM229 37H230V38H229ZM238 37H239V36H238ZM238 37L236 36L235 38H237L236 40L239 42V39H240V38L238 39ZM240 37H241V35H240ZM256 37H257V36H256ZM258 37H259V36H258ZM11 38H12V36L10 37V39H11ZM30 38H31V37H30ZM34 38L37 39V37H34ZM34 38H33V39H34ZM55 38H56V37H55ZM98 38H99V37H98ZM100 38L102 39V36H100ZM165 38H164V39H165ZM205 38H208V39L210 38V39L207 40V39H205ZM213 38H214V39H213ZM218 38H219V39H218ZM235 38H233V41H235V43H236L237 41L234 40ZM1 39H2V38H1ZM14 39H15V38H14ZM27 39H28V38H27ZM38 39H39V38H38ZM81 39H82V38H81ZM101 39H100V41H99V39H98V40H95V41H97V42H103V41H101ZM105 39H107V38L105 37ZM154 39H155V38H154ZM154 39H153V40H154ZM156 39H157V41H156V40H154V41H155V42H158V40H160L161 38H160V39L156 38ZM168 39H170V37H169ZM174 39H175V37L173 38V40H172V39H171V40L173 41L174 44H176V43L174 42L176 39H175V40H174ZM194 39H195V38H194ZM227 39H229V40H231V41L228 42V41H226ZM241 39H242V37H241ZM245 39H246V38H245ZM245 39H244V40H245ZM249 39H250V38H249ZM255 39H256V38H255ZM3 40H4V39H3ZM18 40H19V39H18ZM20 40H21V39H20ZM23 40H24V39H23ZM29 40H30V39H29ZM42 40H43V39H41V41H42ZM46 40H47V39H46ZM54 40H55V39L53 38V42H54ZM102 40H104V38H103ZM189 40H190V39H189ZM198 40H196V41H198ZM214 40H215V41H214ZM242 40H243V39H242ZM247 40H248V39H247ZM260 40H261V39H260ZM6 41H7V40H6ZM16 41H17V40H16ZM25 41H26V40H25ZM27 41H28V40H27ZM30 41H31V40H30ZM39 41H40V39H39ZM43 41H44V40H43ZM43 41H42V42H38V41H37V42L39 43L38 48L41 47V49H46V48L51 47L52 44H51V45H44V44H43ZM51 41H52V40H51ZM68 41H69V40H68ZM82 41H83V40H82ZM82 41H79V42H80L81 44H84L85 42L83 41L84 43H82ZM106 41H107V42H106ZM106 41H105L106 43H102L103 46H104L105 49H107V50H108L109 48H110V50H112L113 45H112V44H111L112 46L109 45V43H110V42H108L109 39H107ZM168 41H169V40H168ZM176 41H178V40H176ZM196 41H195V42H196ZM249 41H250V40H249ZM249 41H248V43H249ZM256 41H257V39H256ZM0 42H2V40H1ZM44 42H47V41H44ZM60 42H61V41H60ZM79 42H77V43H79ZM92 42H93V41H92ZM97 42H93V43H92V44L94 45V47H96V49H104V47L98 45L99 43L95 45V43H97ZM159 42H163V40L161 39ZM180 42H179V43H180ZM199 42H198V43H199ZM214 42H216V44H215ZM224 42H225V43H224ZM230 42H231V43H230ZM245 42H246V41H245ZM19 43H20V42H19ZM19 43H18V44H19ZM21 43H22V42H21ZM31 43H32V42H31ZM34 43L37 44L36 42H34ZM41 43H42V44H41ZM50 43H51V42H50ZM50 43H49V44H50ZM77 43H76V45H77ZM80 43H79L78 46L75 45L76 48H74V49H77V51H76L75 53L72 54L71 58H69V59H70L69 62H67V64H70L69 67H71L72 69H75V68L77 67V65H78V61H80V60L85 56L84 50H85V49H92V48H91L92 46L89 47V46L91 45V43L88 44L89 46H88V45H86V46H84V45H80ZM185 43H180V44H183V46H186ZM229 43H230V44H229ZM239 43H240V42H239ZM257 43H258V42H257ZM9 44H10V43H9ZM24 44H25V43H24ZM28 44H29V43H28ZM86 44H87V43H86ZM102 44H101V45H102ZM158 44H159V43H157V45H158ZM165 44H166V43H165ZM177 44H178V43H177ZM177 44H176V45H177ZM184 44H185V45H184ZM219 44H222V45L219 46ZM224 44H225V45H224ZM236 44L238 45V43H236ZM236 44H233V45L236 47V46H237ZM243 44H244V43H243ZM243 44H242V46H243ZM249 44H250V43H249ZM251 44H252V43H251ZM251 44H250V45H251ZM253 44H254V43H253ZM261 44H262V42H261ZM20 45H22V44H20ZM32 45H34V44H32ZM40 45H42V46H40ZM152 45H153V46H152ZM155 45H156V44H155ZM160 45H161V43H160ZM170 45H171V44H170ZM195 45H196V44H195ZM198 45L200 46V44H198ZM198 45H196V46L198 47ZM245 45H246V44H244V47H243V48L246 49L247 47H249V49H250V46H249V45H246L247 47H245ZM254 45H255V44H254ZM262 45L264 46V44H262ZM10 46H11V45H10ZM18 46H19V45H18ZM27 46H31V44H29V45H27ZM61 46H62V45H61ZM115 46H117V45H114V48L116 49ZM193 46H194V44H193ZM193 46H192V47H193ZM202 46H203V45H202ZM16 47H17V46H16ZM23 47H24V46H21L22 49H24ZM34 47H35V45H34ZM53 47H55V46L53 45L52 48H53ZM69 47H70V46H69ZM192 47L190 48V51H191ZM210 47H213V46H210ZM215 47H216V46H215ZM215 47H213V48L215 49ZM230 47H231V48H230ZM254 47H255V46H254ZM3 48H5V47H3ZM11 48H12V47H11ZM32 48H33V47H32ZM38 48H37V49H38ZM65 48H66V47H65ZM138 48H136V49H138ZM174 48H175V47H174ZM198 48H199V47H198ZM198 48H197V49H198ZM206 48H207V47H206ZM239 48H240V47H239ZM252 48H253V47H252ZM255 48H256V47H255ZM255 48H254V49H255ZM263 48H264V47H263ZM263 48H262V49H263ZM5 49H6V48H5ZM8 49H9V48H8ZM17 49H18V47H17ZM25 49H26V46H25ZM27 49H28V48H27ZM35 49H36V48H35ZM94 49H95V48H94ZM144 49H147V52L144 53ZM184 49H187V47H184ZM195 49H196V47H195ZM203 49H205V48H203ZM210 49H211V48H210ZM236 49H237V47H236ZM247 49H248V48H247ZM259 49H260V48H259ZM6 50H7V49H6ZM160 50L163 51V49H160ZM20 51H21V49H20ZM20 51H19V52H20ZM23 51H24V50H23ZM36 51H37V52H38V51L40 52L41 50L39 49V50H36ZM105 51H106V50H105ZM113 51H114V50H113ZM115 51H116V50H115ZM141 51H140V52H141ZM155 51H156V50H155ZM157 51H159V49H157ZM157 51H156V52H157ZM165 51H166V50H164L163 52H159L160 55L162 54L161 56H160L159 54H156V56L159 55L160 58H159L158 56H157V57L155 56L156 58H153L154 60H152V58H150L149 60H147V57L149 56L148 54H146V55H148V56H146V59H145V58H144V59L141 58V61H142L143 66H142V64H141V66L139 67V68H140V72H139V70H136V72H137V71L139 72V76L145 74V72H147L149 68H152V63H156V62L158 63V62H160V61L164 63V61H165V62L167 61L169 64H172V63H175V62H176L175 64H178V62H180V60H179L180 56L182 57V56L185 54V53H184V54L182 53V55H181L180 50H179L180 53L177 54L178 50L176 51V48H175L174 50H172V49L168 50L169 53H168L167 51H166V53H165ZM171 51H173V52L171 53ZM175 51H176V53H175ZM190 51H189V53L192 55V52H190ZM212 51H213V49H212ZM234 51H235V50H234ZM21 52H22V51H21ZM39 52H38V53H39ZM116 52H117V51H116ZM156 52H155V53H156ZM186 52H187V51H186ZM30 53H31V52H30ZM40 53H42V52H40ZM106 53H107V52H106ZM109 53H110V52H109ZM111 53H112V52H111ZM164 53H165V55H163ZM187 53H188V52H187ZM187 53H186L185 55H188ZM237 53H238V52H237ZM11 54H12V53H11ZM28 54H29V53H28ZM32 54H33V53H32ZM36 54H37V53H36ZM36 54H35V56H36ZM104 54H105V53H104ZM112 54H113V53H112ZM112 54H111V57H110V54H108L109 56H107V55L105 56V55H104V57L100 58V61H101V62H98V61H97V63H96V67H95V69H96V71H97L96 74H98V76H97L98 78H97V79H99V78L101 79V77H104L105 75H106V76H109V77H110V75L113 76V73H114V72H113L112 70H113L114 64H115V63H118V62H117L118 60H119V62H121L122 59L119 58V57H120L119 55H117V56H119V57H116V54H117V53H114V55H115L116 58H119V59H116L115 57L112 58V56H114V55H112ZM176 54H177L178 56H179V55H180V56H179V57H178V56L175 57ZM211 54H212V52H211ZM4 55H5V54H4ZM12 55H13V54H12ZM25 55H26V54L24 53L23 56H25ZM40 55H41V54H40ZM42 55H43V54H42ZM128 55H129V54H128ZM209 55H210V52H209ZM21 56H22V55H21ZM144 56H145V55H144ZM144 56H143V57H144ZM152 56H153V55H152ZM164 56H165V57H164ZM12 57H13V56H12ZM39 57H40V56H39ZM140 57H142V55H139V59H138L139 63H140ZM153 57H154V56H153ZM167 57H170V58L167 59ZM164 58H165V60H163ZM177 58H178V59H177ZM189 58H190V57H189ZM16 59H17V58H16ZM20 59L23 60V61L21 60V62L23 63L22 65H24V66H22V68H21L22 70L25 69V68L28 67V66H34V65H31V62H32V61H30V59H32V58H31V55H26L25 57L20 58ZM120 59H121V60H120ZM142 59H143V60H142ZM156 59H157V60H156ZM182 59H183V58H182ZM182 59H181V60H182ZM194 59H195V58H194ZM10 60H11V59H10ZM10 60H8V62H10ZM116 60H117V61H116ZM124 60H125V59H124ZM124 60H123V61H124ZM155 60H156V61H155ZM162 60H163V61H162ZM168 60H169V61H168ZM184 60H185V59H184ZM186 60H187V58H186ZM189 60H190V59H188V61H189ZM243 60H244V59H243ZM16 61H17V60H16ZM125 61H126V60H125ZM194 61H195V60H194ZM65 62H66V61H65ZM167 62H166V63H167ZM170 62H171V63H170ZM244 62H246V60H245ZM35 63H36V62H35ZM55 63H56V62H55ZM168 63H167V64H168ZM10 64H13V63H10ZM33 64H34V63H33ZM58 64H60V63H58ZM67 64H66V65H67ZM246 64H247V63H246ZM14 65H15V64H14ZM20 65H21V64H20ZM36 65H37V63H36ZM36 65H35V66H36ZM47 65H48V64H47ZM49 65H50V64H49ZM60 65H61V64H60ZM60 65H59V66H60ZM66 65H65L64 67H66ZM161 65H162V64H161ZM243 65H244V64H243ZM261 65H262V64H261ZM57 66H58V65H57ZM141 67H142V68H141ZM241 67H242V66H241ZM243 67H244V66H243ZM13 68H15V67H13ZM31 68L33 69V67H30V69H29V67H28V70H27V71H30V73H31ZM45 68H47L46 65H45ZM45 68H44V69H45ZM58 68H59V67H58ZM34 69H35V68H34ZM47 69H48V68H47ZM47 69H45V70H47ZM109 69H110L109 74H105V75L103 76V73L105 72V70H109ZM17 70H18V69H17ZM24 71H26V69H25ZM24 71H23V72H24ZM27 71H26V72H27ZM47 71H48V70H47ZM66 71H67V70H66ZM66 71H65V72H66ZM103 71H104V72H103ZM70 72L72 73V70H71ZM112 72H113V73H112ZM261 72H262V71H261ZM18 73H20V72H18ZM27 73H28V72H27ZM44 73H45V72H44ZM44 73H43V74H44ZM57 73H60V72H57ZM110 73H111V74H110ZM55 74H56V73H55ZM115 74H116V73H115ZM134 74H135V73H134ZM259 74H260V72H259ZM8 75H9V74H8ZM15 75H16V73H15ZM19 75H20V74H19ZM65 75H66V74H65ZM117 75H118V74H117ZM117 75H116V76H117ZM10 76H11V75H10ZM57 76H58V75H57ZM66 76H67V75H66ZM71 76H72V75H71ZM116 76H114V78H117ZM19 77H20V76H19ZM22 77H23V76H22ZM48 77H49V76H48ZM48 77H47V78H48ZM53 77H54V76H53ZM59 77H62V74H61V76H59ZM137 77H138V76H137ZM260 77H261V76H260ZM15 78H16V77H15ZM24 78H25V77H24ZM27 78H28V77H27ZM47 78H46V79H47ZM54 78H55V77H54ZM54 78H53V79H54ZM63 78H64V77H63ZM70 78H71V77H70ZM25 79H26V78H25ZM28 79H29V78H28ZM46 79H45V80H46ZM59 79H60V78H59ZM61 79H62V78H61ZM74 79H75V78H74ZM97 79H95V80H97ZM103 79H104V78H102L101 81L99 80L100 82H103V84H102V85H101V84H100V85H97L98 87L100 86V87H99L100 89H99V90L97 89V91L95 90L94 92L91 91V92H92V95H96V94H98V95H96V97H97V98H98L103 104H105V106H106V104H107L108 106L113 107V105H115L116 103H118V101L120 102V100L122 99V96H121V93H120L122 90L119 91L118 88H115V87L113 86V84H111L112 82H110L109 79H104V80H103ZM111 79H113V77H112ZM172 79H173V78H172ZM174 79H176V78H174ZM177 79H178V78H177ZM259 79H260V78H259ZM10 80H11V79H10ZM48 80H50V79H48ZM51 80H52V79H51ZM51 80H50V81H51ZM187 80H188V79H187ZM15 81H16V80H15ZM71 81L73 82L74 80L71 79ZM71 81H70V82H71ZM75 81H76V79H75ZM87 81H88V80H87ZM97 81H98V80H97ZM99 81H98V82H99ZM175 81H176V80H175ZM190 81H192V80H190ZM17 82H18V81H17ZM52 82H53V81H52ZM54 82H55V80H54ZM72 82H71L70 85L75 84V86H76L77 88H78V86H79V88H80L81 84H80V85H78V84L76 85V83H72ZM92 82H93V81H92ZM188 82H189V81H188ZM12 83H14V82H12ZM21 83H22V82H21ZM42 83H43V82H42ZM87 83H88V82H87ZM201 83H202V82H201ZM256 83H258V82H256ZM259 83H260V81H259ZM24 84H25V83H24ZM98 84H99V83H98ZM170 84H171V83H170ZM178 84H179V83H178ZM63 85H65V84H63ZM83 85H84V84H83ZM137 85H138V84H137ZM162 85H163V84H162ZM164 85H165V84H164ZM164 85H163V86H164ZM171 85H174V83L171 84ZM179 85H180V84H179ZM199 85H200V84H199ZM202 85H203V84H202ZM206 85H207V83H206ZM3 86H4V85H3ZM16 86H17V85H16ZM26 86H27V85H26ZM50 86H51V85H50ZM67 86H68V84H67ZM75 86H74V88L77 89ZM84 86H85V85H84ZM134 86H135V85H134ZM139 86H140V84H139ZM167 86H168V85H167ZM193 86H194V84H193ZM196 86H197V85H196ZM196 86H195V87H196ZM263 86H264V85H263ZM17 87H18V86H17ZM44 87H46V86L44 85ZM59 87H60V86L58 85V86H57V89L60 90ZM62 87L65 89L64 86H62ZM68 87H69V86H68ZM91 87H94V86L91 85ZM91 87H90V88H91ZM98 87H94L93 89L98 88ZM195 87H194V88H195ZM261 87H262V86H261ZM26 88H27V87H26ZM46 88L48 89L49 87L47 86ZM63 88H62V89H63ZM83 88H84V87H82V90H83ZM90 88H89V89H90ZM134 88H135V87H134ZM196 88H197V87H196ZM30 89H31V88H30ZM52 89H53V88H52ZM66 89H68V88H66ZM75 89L71 88V91H72V90H75ZM91 89H92V88H91ZM91 89H90V90H91ZM132 89H133V87H132ZM138 89H139V88H138ZM146 89H147V88H146ZM250 89H251V88H250ZM24 90H25V89H24ZM48 90H49V89H48ZM59 90H58V91H59ZM80 90H81V89H80ZM82 90L80 91V93L82 92ZM136 90H137V89H136ZM139 90H140V89H139ZM142 90H145V89H142ZM148 90H149V89H148ZM12 91H13V90H12ZM49 91H50V90H49ZM53 91H55V90H53ZM61 91H63V90H61ZM64 91H66V90H64ZM68 91H69V90H68ZM68 91H67V92H68ZM77 91L79 92L78 89H77ZM86 91H87V90H86ZM99 91H100V93H98ZM101 91H102V92H101ZM150 91H151V90H150ZM191 91H192V90H191ZM254 91H255V90H254ZM15 92H16V91H15ZM15 92H14V93H15ZM72 92H73V91H72ZM74 92L76 93V91H74ZM74 92H73V93H74ZM78 92H77V93H78ZM84 92H85V90H84ZM91 92H89V93H91ZM138 92H139V91H138ZM138 92H136V93H137V95L135 94L136 96L140 95V94H138ZM143 92H144V91H143ZM143 92H141V93L144 94ZM146 92H147V91H146ZM255 92H256V91H255ZM2 93H3V92H2ZM5 93H6V92H5ZM7 93H9V92H7ZM7 93H6V94H7ZM80 93H79V94H80ZM89 93H88V95H89ZM154 93H155V92H154ZM252 93H253V92H252ZM258 93H259V92H258ZM50 94H52V91L50 92ZM63 94H66V93H61V96H62ZM71 94H72V93H71ZM71 94H67V95H68V96L70 95V98H72V97H71ZM81 94H83V93H81ZM86 94H87V93H86ZM99 94H100V95H99ZM142 94L140 95L141 97L139 96V97L136 98V96H135L136 99L134 98V100H135V101L138 100V102H140L139 99L141 100V99L144 98V100H146V99H147L146 96H147L148 93H147L146 95L144 94L145 96H142ZM149 94H150V95L147 96V97H149V99H152V97L154 98V95H155V94H153V92H149ZM152 94H153V95H152ZM195 94H196V93H195ZM263 94H264V92H263ZM2 95H3V94H2ZM7 95H8V94H7ZM15 95H16V94H15ZM44 95H45V94H44ZM84 95H85V94H84ZM92 95H90V96L93 97ZM124 95H125V94H124ZM255 95H256V94H255ZM258 95H259V94H258ZM261 95H262V94H261ZM4 96H5V95H4ZM25 96H26V95H25ZM50 96H51V95H50ZM52 96L54 97V95H52ZM52 96H51V98H52ZM56 96H57V97H56ZM58 96H59V97H58ZM61 96H60L59 93H57V90H56V93H55V97H56V99H55V97H54L53 99H49V98L45 97V100H44V96H43V97H42V98H43L42 101L44 100L45 102H48V101H46V99H49V101H50V100H51V101L54 100L53 102H54V104H55V103H58V101H56V100H58ZM64 96H65V95H63L62 98H64ZM72 96H74V95L72 94ZM75 96H76V95H75ZM75 96H74V98H75ZM98 96H99V97H98ZM125 96H126V95H125ZM150 96H151V97H150ZM262 96H263V95H262ZM17 97H18V96H17ZM77 97H79V96H77ZM83 97H84V96H83ZM6 98H7V97H6ZM9 98L12 99L11 96H10ZM66 98H67V97H66ZM74 98L72 99V104H73V101H74L76 105L73 104V107H74V108H72V110H73V109H77V108L79 107L78 109H79V114H80V109H81L82 106L84 105L83 102H85V100H84V99H82V100H81V99H77V100H75ZM81 98H82V96H81ZM88 98H89V96H88ZM155 98H156V97H155ZM198 98H199V97H198ZM198 98H197V99H198ZM256 98H258V97L256 96ZM10 99H9V100H10ZM40 99H41V98H40ZM90 99L92 100L93 98H90ZM90 99H89V101H90ZM126 99H127V97H126ZM149 99H148V100H149ZM156 99H157V98H156ZM170 99H171V98H170ZM211 99H212V98H211ZM259 99H260V98H259ZM33 100H34V99H33ZM64 100L66 101L65 98H64ZM69 100H70V99H69ZM69 100L67 99L68 103H69ZM83 100H84V101H83ZM86 100H87V99H86ZM99 100H96V101L93 100V101H90V103L93 102V105H94V102H95V103H96L95 105H97V103H98ZM144 100H143V102H140V103H144ZM148 100H147V101H148ZM232 100H233V99H232ZM0 101H2V100L0 99ZM4 101H5V100H4ZM14 101H16V100H14ZM19 101H20V99H19ZM37 101L42 102L41 100H36V104H37ZM60 101H61V99H60ZM89 101H88V103H89ZM131 101H132V100H131ZM141 101H142V100H141ZM151 101H152V100H151ZM151 101H150V102H151ZM180 101L183 102L184 100H180ZM202 101H203V100H202ZM216 101H217V100H216ZM218 101H219V100H218ZM255 101H256V100H255ZM12 102H13V101H12ZM22 102H23V99H22ZM34 102H35V101H34ZM53 102H52V103H53ZM62 102H63V101H62ZM62 102H61V103H62ZM70 102H71V100H70ZM86 102H87V101H86ZM86 102H85V103H86ZM156 102H157V101H156ZM173 102H174V101H173ZM173 102L167 101L166 103H168V104L171 103V104H172ZM175 102H176V101H175ZM184 102H185V101H184ZM189 102H190V101H189ZM195 102H196V101H195ZM203 102H204V101H203ZM203 102H202V103H203ZM209 102H210V101H209ZM231 102H232V101H231ZM2 103H3V102H2ZM19 103H20V102H18V104H19ZM63 103H65V102H63ZM63 103H62V104H63ZM88 103H87V104H88ZM178 103H179V102H178ZM185 103H186V102H185ZM185 103H184V104H185ZM216 103H217V102H216ZM222 103H223V102H222ZM249 103H250V102H249ZM256 103H257V102H256ZM256 103H255V104H256ZM14 104H15V103H14ZM14 104H13V105H14ZM16 104H17V103H16ZM39 104H40V103H39ZM44 104H45V103H44ZM44 104L42 103V105H44ZM50 104H51V103H50ZM81 104H83V105H82L81 108H80V105H81ZM99 104H100V103H99ZM99 104H98V105H99ZM118 104H119V103H118ZM186 104H187V103H186ZM186 104H185V106H186ZM193 104H194V102H193ZM200 104H201V103H200ZM206 104H207V103H206ZM214 104H215V102H214ZM223 104H225V103H223ZM3 105H4V104H3ZM5 105H6V104H5ZM5 105H4V106H5ZM34 105H35V104H34ZM37 105H38V104H37ZM52 105H53V104H52ZM55 105H56V104H55ZM70 105H71V103H70ZM95 105H94L93 107H95ZM100 105H102V104H100ZM116 105H117V104H116ZM116 105H115V108H117ZM120 105H121V103H120ZM155 105H156V104H155ZM157 105H158V104H157ZM159 105H160V104H159ZM166 105H167V104H166ZM176 105H177V104H176ZM187 105H188V104H187ZM204 105H205V103H204ZM209 105H210V104H209ZM6 106H7V105H6ZM8 106H9V105H8ZM57 106H58V105H57ZM57 106H56V107H57ZM64 106H65V105H64ZM67 106H68V105H66V107H67ZM71 106H72V105H71ZM90 106H91V105H90ZM102 106H103V105H102ZM105 106H104V107H105ZM171 106H172V105H171ZM174 106H175V105H174ZM185 106H184V107H185ZM189 106H190V105H189ZM205 106H206V105H205ZM214 106H215V105H214ZM217 106H218V104H217ZM239 106H240V105H239ZM247 106H248V103H247ZM251 106H252V105H251ZM254 106H255V105H254ZM12 107H14V106H12ZM29 107H30V106H29ZM33 107H34V106H33ZM44 107H45V106H44ZM50 107H51V106H50ZM66 107H65V108H66ZM83 107H84V106H83ZM93 107H90V108H93ZM104 107H103V108L100 107V108L103 109L102 111L105 110ZM106 107H107V106H106ZM154 107H155V106H154ZM181 107H182V106H181ZM249 107H250V106H249ZM261 107H262V105H261ZM261 107H260V108H261ZM57 108L59 109V107H57ZM62 108H63V106H62ZM62 108H60V109H62ZM69 108H71V107H69ZM69 108H66V109L72 111V110L69 109ZM86 108H87V106H86ZM88 108H89V106H88ZM98 108H99V107H98ZM156 108H157V107H156ZM170 108H171V107H170ZM170 108H169V110H170ZM172 108H173V106H172ZM172 108H171V109H172ZM174 108H175V107H174ZM178 108H179V107H178ZM218 108H219V107H218ZM253 108H254V107H253ZM29 109H30V108H29ZM36 109H38V108L36 107ZM53 109H54V108H52L51 111H50V109H47V107H46V110H48V111L50 112L49 114L52 113V110H53ZM55 109H56V108H55ZM60 109H59V111H60ZM63 109H64V108H63ZM83 109L85 110V107H84ZM83 109H82L81 111H83ZM106 109H107V108H106ZM109 109H111V108L108 107V112L106 111L107 114L105 113V114L107 115V116H106V120H105V119L103 120V118H102V121H101V122L96 120V121L98 122V123H97L94 119H95V116H97V115L99 114V113H98L97 115L94 116V119H92L93 121H91V119L89 120V118H93V116L91 115V117H90V114H89V118H88V119L84 118V120L86 119L85 121H83L82 123H80V124H78V125H74L75 127L72 126V127H73L72 130L70 129V127H69V128L66 127V129H69V131H66V129H63V130H65L66 133H65L64 131H63V133H62V132L57 133V132L55 131L54 133H55V134L57 133V134H56L57 136H56L55 134H53V135L55 136V137L52 136V138H53L54 140H51V139H49V138L46 137L45 139H47V140L44 139V140L46 141V142L44 141L46 144H45V145L42 144L43 147L47 145V146L45 147V150H46V148L48 147V148H50V150L47 149V150H49V152H51V151L54 152V150L57 151V152H59V151H63V150H65V148H66V150H68L69 153H70V152H72V151H70V149H71V150L74 149L73 146H75L76 144H77L78 146H79V144H80V147H81V146H82L81 144H84V142H86V143H87V141L89 142L90 138H89V140H87V139H85V137H88V136H90V137L92 136V137H93L94 135H95V136H98V135H99V137H100L102 134H103V135L106 134L104 137H107V135H108L111 131H114V130H112V128L110 127L111 124H112V122H111V124L109 123L110 125H108V122H109L110 118H111V121H113L115 118L117 119V116H115L114 114L109 115V114L112 113V109H111V113H109ZM119 109H120V107H119ZM175 109H177V108H175ZM175 109H174V110H175ZM221 109H222V108H221ZM230 109H231V108H230ZM245 109H248V108H246V105H245ZM251 109H252V108H251ZM0 110H1V109H0ZM25 110H28V109H25ZM31 110H32V111H31L32 113H35V112H33V109H31ZM40 110H41V112H42V111L44 112L45 109H43V106H42V109H40ZM86 110H87V109H86ZM95 110L99 112L98 109H95ZM152 110H153V109H152ZM154 110H156V109H154ZM154 110H153V112H154ZM159 110H160V109H159ZM185 110H187V109H185ZM222 110H223V109H222ZM241 110H242V109H241ZM256 110H258V109L256 108ZM263 110H264V107H263ZM28 111H29V110H28ZM48 111H47V112H48ZM59 111H58V112H59ZM62 111H63V110H62ZM62 111L59 112V114L62 113V114H60V115H61V117H63V119H62L61 121H63L64 118H65L64 116H62V115H63V112H62ZM73 111H74V110H73ZM89 111H90V110H89ZM92 111H94V110H92ZM117 111H118V110H117ZM156 111H158V110H156ZM258 111H262V110H258ZM16 112H17V111H16ZM39 112H40V111H39ZM47 112L45 111V113H47ZM55 112H56V110H55ZM55 112H54V110H53V114H54ZM77 112H78V111H77ZM83 112H86V111H83ZM120 112H121V111H120ZM149 112H150V111H149ZM187 112H188V111H187ZM206 112H207V111H206ZM21 113H22V112H21ZM26 113H27V112H26ZM45 113H44L43 115H45ZM68 113L70 114L69 111H68ZM71 113H72V112H71ZM81 113H82V112H81ZM89 113H90V112H89ZM96 113H97V112H96ZM100 113H101V112H100ZM103 113H104V112L101 113L102 116H103V115L105 116V114H103ZM156 113H158V112H156ZM164 113H165V112H164ZM166 113H167V112H166ZM208 113H209V112H208ZM0 114H1V113H0ZM18 114H19V111H18ZM47 114H48V113H47ZM53 114H51V116H52ZM59 114H58L57 116H55L56 114H54V116H53L52 118L50 117V115H48V116L45 115V116L47 117L46 119H45L44 116H42V114H40V116H37V115H38V114H37V115H35V117H34V116H29L28 118H29V120H30V118H32V122H33V120H35L34 118H37V119L40 118L39 120H41V121H39V120H38V121L40 122V124L44 125L45 128H46L47 126L50 127V125L52 126V125H54V124L56 125V124H58V123H59V124L61 123L60 118H59V117H60ZM66 114H67V113H66ZM74 114H75V113H74ZM87 114H88V113H87ZM87 114H85V115H87ZM92 114L94 115L95 113H92ZM121 114H122V113H121ZM173 114H174V112H173ZM231 114H234V113H231ZM33 115H34V114H33ZM71 115H72V114H71ZM75 115H76V114H75ZM77 115H78V114H77ZM85 115L80 114L81 117H82V116H85ZM122 115H123V114H122ZM122 115H121V116H122ZM148 115H149V114H148ZM150 115H151V114H150ZM155 115H157V114H154V117H153V118H155ZM188 115H190V114H188ZM188 115H187V116H188ZM207 115H208V114H207ZM215 115H216V114H215ZM234 115H235V114H234ZM249 115H250V114H249ZM3 116H4V115H3ZM12 116H13V115H12ZM21 116H22V115H21ZM65 116H66V115H65ZM67 116H68V115H67ZM78 116H79V115H78ZM80 116L77 117V118H79L78 120L81 119ZM98 116H100V114H99ZM98 116H97V117H98ZM111 116H113L114 118L111 117ZM152 116H153V115H152ZM167 116H168V115H167ZM242 116H243V114H242ZM4 117H5V116H4ZM22 117H23V116H22ZM22 117H21V118H22ZM42 117H44V121H43ZM85 117H86V116H85ZM87 117H88V116H87ZM100 117H101V116H100ZM100 117H99V118H100ZM109 117H110V118H109ZM119 117H120V116H119ZM122 117H123V116H122ZM150 117H151V116H150ZM157 117H158V115L156 116V119H157ZM159 117H163V116H160V115H159ZM243 117H244V116H243ZM261 117H262V116H261ZM24 118H25V117H23L22 119H24ZM68 118H69V117H68ZM82 118H83V117H82ZM186 118H187V117H186ZM188 118H189V117H188ZM190 118H191V117H190ZM205 118H206V117H205ZM207 118H208V116H207ZM231 118H232V117H231ZM231 118H229L228 120H227V119H225V120H227V122L230 124V123H234V122H236V119H237V118H238V119H241V116H240V118H239V116H238V117H237V116H236V117H233L232 121H233L234 119H235V120H234L233 122H229ZM97 119H98V118H97ZM148 119H149V118H148ZM150 119H151V118H150ZM156 119H152V120H156ZM160 119H161V118H160ZM160 119H159V120H160ZM171 119H172V117H171ZM181 119H182V118H181ZM181 119H180V120H181ZM208 119H209V118H208ZM210 119H211V118H210ZM215 119H216V118H215ZM215 119L213 118V123H214V124L212 123V129H213L214 127H221V122H222V121H220L221 119H219V121L217 122V124H219V122H220V126H218L217 124L215 125L216 121L218 120V119H216V121H215ZM223 119H224V117H223ZM243 119H244V118H243ZM2 120H3V119L1 118V121H2ZM9 120H10V119H9ZM24 120H25V119H24ZM69 120H70V119H69ZM193 120H194V119H193ZM241 120H242V119H241ZM244 120H245V119H244ZM244 120H243V121H244ZM254 120H256L255 117H254ZM3 121H4V120H3ZM17 121H18V120H17ZM21 121H22V120H21ZM27 121H28V120H27ZM56 121H57V122L59 121V122L57 123ZM64 121H65V120H64ZM81 121H82V119H81ZM94 121H95V122H94ZM160 121H161V120H160ZM160 121H159V122H160ZM168 121H169V120H168ZM196 121H197V120H196ZM203 121H205V120H203ZM252 121H253V119H252ZM28 122H29V121H28ZM117 122H118V119H117ZM120 122H121V120H120ZM143 122H144V121H143ZM152 122H153V121H152ZM166 122H167V120H166ZM171 122H172V121H171ZM176 122H177V121H176ZM178 122H179V121H178ZM180 122H181V121H180ZM189 122H190V121H189ZM208 122L211 123L210 120H208ZM247 122H248V121H247ZM256 122H257V121H256ZM11 123H12V122H11ZM19 123H21V122H19ZM22 123H23V122H22ZM22 123H21V125H22ZM24 123H25V122H24ZM37 123H38V122H37ZM62 123H63V122H62ZM64 123H65V122H64ZM113 123H114V122H113ZM140 123H141V122H140ZM182 123H183V122H182ZM187 123H188V122H187ZM223 123L225 124V121H224ZM237 123H238V121H237ZM244 123H245V121H244ZM261 123H262V122H261ZM153 124H154V123H152V126H153ZM164 124H165V123H164ZM166 124H167V123H166ZM171 124H172V123H171ZM179 124H180V123H179ZM185 124H186V122H185ZM188 124H189V123H188ZM229 124H228V127L226 126V128H230V129H231V127H232L233 125H232L231 127H229ZM253 124H254V123H253ZM253 124H252V125H253ZM1 125H2V122H1ZM18 125H19V124H18ZM18 125H17V126H18ZM21 125H20V126H21ZM138 125H139V124H138ZM143 125H144V124H143ZM159 125H160V124H159ZM191 125H192V123H191ZM213 125H215V126H213ZM226 125H227V124H226ZM235 125H236V124H235ZM235 125H234V126H235ZM247 125H249V124H247ZM255 125H256V124H255ZM258 125H259V124H258ZM2 126H5V125H2ZM17 126H16V127H17ZM60 126H61V125H60ZM112 126H113V125H112ZM161 126H163V125H161ZM166 126H167V125H166ZM166 126H165V129H166ZM174 126H176V125H174ZM180 126H181V125H179V127H180ZM189 126H190V125H188V127H189ZM194 126H195V125H194ZM194 126H193V127H194ZM201 126H202V125H200V128H201ZM222 126H223V125H222ZM259 126H260V125H259ZM261 126H262V125H261ZM7 127H8V126H7ZM23 127H24V124H23L22 128H23ZM118 127H119V126H118ZM120 127H121V126H120ZM140 127H141V126H140ZM157 127H158V126H157ZM195 127L197 128V126H195ZM195 127H194V128H195ZM3 128H4V127H3ZM12 128H13V127H12ZM22 128H21V129H22ZM26 128H27V126H26ZM31 128H32V127H31ZM34 128H36V127H34ZM38 128H39V126H38ZM47 128H48V127H47ZM136 128H137V127H136ZM176 128H178V127L176 126ZM176 128H175V129H176ZM190 128H191V127H190ZM190 128H189V129H190ZM203 128H204V126H202L201 129L203 130ZM205 128H207V127H205ZM235 128H236V127H235ZM241 128H242V127H241ZM248 128H249V127H248ZM256 128H257V127H256ZM260 128H261V127H260ZM43 129H44V128H43ZM110 129H111V130H110ZM121 129H122V128H121ZM153 129H154V128H153ZM158 129H159V128H158ZM160 129H161V128H160ZM165 129H164V131H165ZM172 129H173V128H172ZM178 129H179V128H178ZM181 129H183V127H182ZM184 129H185V128H184ZM198 129H199V128H198ZM208 129H209V127H208ZM214 129H215V131H214ZM214 129H213L212 132H210L211 130H208V132H210V133L207 132L208 134H207L206 132L200 133V132H202V131H199V130H198L199 133H198V131H196V130H194V133H193V130H192V132H190L191 130H190L189 132H188V130H186V131H187V134H188V133L190 134L189 136L192 135L191 137H189V136H187V137L190 138V139L193 137L195 140L197 139V140L199 141V140H201L203 137H204V139H205V136H207V137H206V138H207V139H206V143H204V142H205V141H203L204 139L201 140V142L203 141L204 145H202L203 143H201V142L199 143V144H201V146H203V147L200 146L201 150H199V152H200V151H203V153L208 154V155L210 156V158H208V159H211V162H210L211 165H215V166H216L217 164H219V167L222 166V168H224V166H226L227 169L230 168V170L232 169L235 173L237 172V173H236L237 175H236L235 177H231L230 175H228L229 172H230V170H229V169H228L229 171L226 170V171L228 172L227 176H229V177H227L226 179L229 178L230 181H231V180L234 181L232 178H236V181L240 184V186L243 187V188H245V187H246V186H245V183H244L245 180L243 179V180H244V181H243L242 178H244V177L247 178V175H251L253 178H255L256 175L258 176V174L260 175V173L264 171V170H262V169H264V142H260L259 144H258V142H256V144H254V142H253L254 145H252V143L249 144V143L247 142V144L244 145V143H246V142H245L246 140H245L244 143H241L242 145L240 144V145L236 146L235 143L232 144L233 141L230 142L231 144L228 143V141L230 140V139H229L230 137H229V135H228V136H226V137H227V138H226L225 135H224V133H225L224 131H221V129H219V130L221 131V132H220L219 130L217 131L216 128H214ZM223 129H224V128H223ZM230 129H229V130H230ZM233 129H234V128H233ZM233 129H232V131H233ZM244 129H245V128H244ZM246 129H247V128H246ZM246 129H245V130H246ZM250 129H252V128H250ZM250 129H249V130H250ZM17 130H18V129H17ZM35 130H36V129H35ZM39 130H40V129H39ZM48 130H49V129H48ZM115 130H116V129H115ZM123 130H124V129H123ZM155 130H156V128H155ZM176 130H177V129H176ZM206 130H207V129H206ZM206 130H204V131H206ZM229 130H226V131H228V133H229V132H232V131H229ZM239 130H240V129H239ZM252 130H253V129H252ZM252 130H251V131H252ZM4 131H5V130H4ZM7 131H8V130H7ZM9 131H10V130H9ZM11 131H13V130H11ZM40 131H41V130H40ZM40 131H39V132H40ZM61 131H62V130H61ZM160 131H161V130H160ZM167 131H168V130H167ZM179 131H180V130H179ZM241 131H242V130H241ZM58 132H59V131H58ZM116 132H118V131H116ZM180 132H184V131H180ZM233 132H234V131H233ZM235 132H238V133H239V131H236V130H235ZM247 132H249V131L247 130ZM247 132H246V134H247ZM4 133H5V132H4ZM61 133H62L63 135H62ZM64 133H65V134H64ZM111 133H112V132H111ZM113 133H114V132H113ZM141 133H142V132H141ZM173 133H174V131H173ZM176 133H177V132H176ZM184 133H185V132H184ZM204 133H205V134H204ZM240 133H243V132H240ZM13 134H14V131H13ZM13 134H12V136H13ZM16 134H17V133H16ZM16 134H15L16 138H19V139H20V137H18L19 135H18V134L16 135ZM59 134H60V135H59ZM92 134H93V135H92ZM96 134H97V135H96ZM177 134H178V133H177ZM181 134H182V133H181ZM196 134H197L198 136H196ZM199 134H200V135L202 134L203 137H202V136L199 137ZM206 134H207V135H206ZM235 134H236V133H235ZM4 135H5V134H4ZM8 135H9V134H8ZM22 135H23V134H22ZM51 135H52V134H51ZM51 135H50V136H51ZM69 135H70V136H69ZM112 135H115V134H112ZM185 135H186V134H185ZM220 135H222V138H223V137L226 138V139H225V140H226L225 143L228 144V145H226V144H224V143H222V142H220V143H215V142H216V139H215V138H217L218 136L220 137ZM223 135H224V136H223ZM238 135H239V134H238ZM238 135H237V136H238ZM10 136H11V134H10ZM10 136H8V137H10ZM12 136H11V137H12ZM15 136H14V138H15ZM48 136H49V135H48ZM65 136H67V137H65ZM71 136H73L75 139H77L78 142H75V141H77V140H75L74 142H71V144H72V143H76V144H73V146H70V145H69L70 147H69V146H68V147H69L70 149H68V147H65V148H64V146H65L64 144H65L67 141L69 142V141L74 140L73 137H72L73 139H70ZM110 136H111V135H110ZM175 136H176V135H175ZM178 136H179V135H178ZM208 136H209V137H208ZM230 136H231V134H230ZM245 136H246V135H245ZM252 136H253V134H252ZM252 136H251V137H252ZM25 137H26V136H25ZM68 137H69V138H68ZM99 137H98V139H99ZM108 137H109V135H108ZM118 137H119V136H118ZM170 137H171V136H170ZM201 137H202V138H201ZM235 137H236V136H235ZM242 137H244V135H242ZM242 137H241V138H242ZM14 138H13V139H14ZM29 138H30V136H29ZM64 138H67V139H70V140H67V141H66V139H64ZM78 138H79V139H78ZM93 138H95V137H93ZM173 138H175V137H173ZM173 138H172V139H173ZM188 138L185 139V143H186V141H187ZM193 138H192V139H193ZM199 138H200V139H199ZM208 138H210V139H208ZM222 138H220V139H222ZM224 138H223V139H224ZM231 138H232V137H231ZM233 138H234V137H233ZM246 138H247V137H246ZM25 139H26V138H25ZM62 139H64V140L62 141ZM95 139L97 140V138H95ZM100 139H101V138H100ZM102 139H105V140H106L107 138H102ZM102 139H101V141H102ZM176 139H177V138H176ZM181 139H182V138H181ZM194 139H193V140H194ZM213 139H214L215 142L213 141ZM223 139H222V140H223ZM228 139H229V140H228ZM254 139H256V138H254ZM8 140H9V139H8ZM10 140H11V138H10ZM28 140H29V139H28ZM79 140H81V142H83V143H80ZM151 140H152V139H151ZM155 140H156V139H155ZM188 140H189V139H188ZM197 140H196V142H197ZM207 140L209 141V143H207ZM222 140H221V141H222ZM227 140H228V141H227ZM233 140H235V138H234ZM243 140H244V139H243ZM252 140H253V139H252ZM258 140H259V139H258ZM5 141H6V139H5ZM25 141H26V140H25ZM48 141H51V142L48 143ZM65 141H66V142H65ZM90 141H94V140H92V138H91ZM99 141H100V140H98V142H99ZM112 141H114V140H112ZM119 141H120V139H119ZM168 141H169V140H168ZM190 141H191V142H190ZM230 141H231V140H230ZM247 141H248V140H247ZM263 141H264V140H263ZM12 142H14V141L12 140ZM18 142H20V143H18ZM31 142H33V141H31ZM44 142H42V143H44ZM64 142H65V143H64ZM68 142H67V143H68ZM95 142H96V141H95ZM103 142H105V143H103ZM106 142L108 143V140H107V141L99 142V144L102 143V144H103V148H105V147L108 145ZM116 142H117V141H116ZM116 142H115V143H116ZM129 142H130V141L128 140L127 143H129ZM173 142H174V144H172ZM175 142H177V140H176V141H175V140L172 141L171 144H172V145H175V146H178V145H179V146H180V145H181V146L187 145V146H186L187 148L189 147V144H194V143H193L194 141H192V140L187 141L186 144H184L183 141L179 143V140H178V142H177L178 145H177ZM236 142H237V141H236ZM250 142H251V141H250ZM6 143H8V144H7V148L9 149V147H10V146H9V143H10V142L8 141V142H6ZM14 143H18L19 146H20L21 141H19L18 139H17V141H16V139H15V142H14ZM14 143H13V145H15ZM22 143H23V142H22ZM63 143H64V144H63ZM67 143H66V145H67ZM69 143H70V142H69ZM69 143H68V144H69ZM86 143H85V144H86ZM96 143H97V142H96ZM112 143H113V142H112ZM117 143H118V142H117ZM130 143H131V142H130ZM130 143H129V144H130ZM132 143H133V142H132ZM146 143H147V142H146ZM148 143H149V142H148ZM148 143H147V144H148ZM152 143H153V142H152ZM154 143H155V142H154ZM154 143H153V144H154ZM10 144H12V143H10ZM18 144L15 145V148L17 147ZM23 144H25L26 146H28V143H27V144H26V143H23ZM29 144H31V143H29ZM39 144H40V143H39ZM87 144H88V143H87ZM87 144H86V145H87ZM90 144H91V143H90ZM90 144H89V145H90ZM93 144H95V143H93ZM93 144H92V145H93ZM99 144H98V146H101V145H99ZM105 144H107V145H105ZM118 144H119V143H118ZM118 144H117V145H118ZM141 144H142V143H141ZM150 144H151V143H150ZM171 144H170V147H172ZM183 144H184V145H183ZM199 144L197 143V145H199ZM205 144L207 145V147H206ZM237 144H238V143H237ZM62 145H63V146H62ZM86 145H84V146H86ZM132 145H133V144H131V146H132ZM138 145H140V144H138ZM148 145H149V144H148ZM195 145H196V144H195ZM195 145L192 146L193 149L197 146V145H196V146H195ZM3 146H5V145H3ZM26 146H23V147H22V145H21L20 149H19V147H17V148L15 149L14 146H12L11 148H12L13 150H12L11 148H10L9 150L6 149L8 152L6 151L7 153H5V154H4V152L2 151V152H3V155H2L3 157H2V159H1L0 161L6 163L7 165L9 164V165H11V166H14L15 163H17V162H19V161H22V160L25 158V159H27L26 161L29 163L31 160H33L32 158L28 159V157H26L27 155L30 154V151H29L27 154H26V153L24 154V152H26V151H24L23 153H20V154H19V152H18V150H21V151H22V150H26V148H25V149H21V148H24V147H26ZM90 146H91V145H90ZM93 146H94V145H93ZM93 146H92L91 148H93ZM98 146H97V148H98ZM108 146H109V145H108ZM108 146L106 147V150H102V149H103V148H102V149H101L102 151H101V152L98 151V152H100V154H101V153L104 154L103 152H104V151L107 152V150L109 149ZM131 146H129V148H130ZM151 146H152V145H151ZM158 146H159V145H158ZM175 146H174V147H175ZM181 146H180V147H181ZM204 146H205L206 148H205ZM30 147H31V146H30ZM62 147H63V148H62ZM80 147H79V149H80ZM87 147H88V146H87ZM87 147H86V148H87ZM95 147H96V146H95ZM123 147H124V146H123ZM127 147H128V146H127ZM153 147H154V148L156 147V143H155V145H154ZM174 147H173V148H174ZM186 147L184 146V148H186ZM192 147L190 146L189 148H192ZM197 147H198V146H197ZM5 148H6V147H5ZM5 148H4V149H5ZM39 148H40V147H39ZM41 148H42V146H41ZM75 148H76V147H75ZM107 148H108V149H107ZM129 148H128V149H129ZM142 148H144V146H143ZM145 148H146V147H145ZM158 148H160V147H157V148H155V149H158ZM176 148L179 150L178 147H176ZM176 148H175V149H176ZM184 148H182V149L184 150ZM187 148H186V149H187ZM14 149H15V150H14ZM32 149H33V148H32ZM43 149H44V148H43ZM61 149H63V150H61ZM89 149H90V148H89ZM95 149H96V148H95ZM98 149H99V148H98ZM111 149H112V148H111ZM111 149H110V150H111ZM131 149H132V147H131ZM149 149H151V148H149ZM155 149H152V150H155ZM164 149H165V148H164ZM195 149H196V148H195ZM204 149H205V150H204ZM30 150H31V148H30ZM35 150H36V149H35ZM40 150L42 151V149H40ZM40 150H39V152H40V153H43V152H41ZM45 150H43V151H44V152H47V150H46V151H45ZM66 150L64 151L65 155H63V156L61 155L62 152H61V153L59 152L60 154L57 153V152H56L55 154L52 153V154H54V155H52L51 158H52L53 156H55V157H53L55 160L52 158L53 161H55V162L52 161L54 164H52V162H51L52 159H51L50 157H48V155H47L46 158H45L46 161H47L48 158L51 159V160L48 161V163H47V164H48V165H47V168H46V166H45L44 164H42V165H44V166L41 165L42 167L40 166V169L43 171V169L46 168V169H44V171H46L47 169H49V170H47V172H48V171L50 172L49 165H50V167L53 165V166H52V169H51V173H52V171H54V173H55L57 170L62 171V172L57 171V173H58L59 175L55 173V177H54V174L51 175V174L48 172V174L51 175V177H50L51 179L54 177L52 180H54V179L58 180V178H59V180H60V178L63 177L64 179L62 178V181H64V180H65V176H66V175H69L68 172H71V173H70V176H71V177H76V178H72V179H73L74 181H75L76 179H77V181H79V180H78V179H79V176H83V175H77L78 177H77L76 175L73 176L75 173L73 174V173H72L73 171H71L70 169H73V167L75 166V167H74V171H76V170H75L76 166L78 165L77 169H79V167H80L81 165H85V164L88 162V160H90L89 158H91L92 155H90V157L88 158V156H83V155L85 154V153H84V154L82 155L83 157H81V158H74V156L72 155L73 157H71V154H70V157H71V158H70L68 155H67L68 157L66 156V152H68V151H66ZM96 150H97V149H96ZM160 150H162V148H160ZM165 150H166V149H165ZM173 150H174V149H173ZM21 151H20V152H21ZM27 151H28V150H27ZM31 151H32V150H31ZM81 151H82V149H81ZM91 151H92V150H91ZM156 151L159 152V149L156 150ZM162 151H163V150H162ZM196 151H197V150H196ZM196 151H195V152H196ZM204 151H206V152H204ZM15 152H16V153H15ZM33 152H34V151H33ZM35 152H36L35 154L32 153V154L34 155V157L38 155L37 153H39V152H37V150H36ZM82 152H83V151H82ZM85 152H86V151H85ZM88 152H89V151H88ZM88 152H87V153H88ZM154 152H155V151H154ZM158 152H157V153H158ZM163 152H164V151H163ZM195 152H193V153L195 154ZM13 153H15L16 155H18L17 157H18L19 159H21V160L18 159L19 161L16 162L17 158H16V160H15V157H16V156H15V155H12ZM17 153H18V154H17ZM64 153H63V154H64ZM73 153H74V152H73ZM79 153H80V152H79ZM95 153L97 154V152H95ZM110 153H111V152H110ZM138 153H139V152H138ZM138 153H137V154H138ZM152 153H153V152H152ZM155 153H156V152H155ZM159 153H160V152H159ZM197 153H198V151H197ZM203 153H202V155H203ZM36 154H37V155H36ZM50 154H51V153H50ZM57 154H58V156L61 155L60 157H57L58 162H56V155H57ZM105 154H107V153H105ZM105 154H104V156H107V155H105ZM111 154H113V152H112ZM145 154H146V153H145ZM148 154H149V153H148ZM153 154H154V153H153ZM33 155L30 154L29 156H32V157H33ZM98 155H99V154H98ZM146 155H147V154H146ZM208 155H207V157H208ZM11 156H13L12 158H14V159L12 160L13 163H14V160H15V163H14V164H10V159H12ZM14 156H15V157H14ZM39 156H40V154H39ZM49 156H50V155H49ZM75 156H78V155H76V153H75ZM93 156H94V154H93ZM99 156H100V155H99ZM102 156H103V155H102ZM110 156H111V155H110ZM124 156H125L126 158H128V157L126 156V154H125ZM124 156H123V157H124ZM129 156H130V155H129ZM151 156H152V155H151ZM204 156H205V155H204ZM42 157H45V155L42 156ZM47 157H48V158H47ZM62 157H65V158H67V159H63ZM94 157H95V156H94ZM107 157L109 158V156H107ZM115 157L117 158V156H115ZM115 157H114V159H115ZM118 157H120V156H118ZM132 157H133V156H132ZM184 157L187 158V156H184ZM184 157H183V158H184ZM197 157H198V159L195 158V157H193V156H191V158H193V160H194V158H195V160H199V156H197ZM61 158H62V161H59ZM102 158H103V157H102ZM108 158H107V159H108ZM110 158H111V157H110ZM120 158H121V157H120ZM120 158H117V159H120ZM126 158H125V160H126ZM141 158H142V157H141ZM181 158H182V157H179V159H181ZM186 158H185V159H186ZM189 158H190V157H189ZM189 158H188V159H189ZM25 159H24L22 162H26ZM41 159H42V158H41ZM98 159H99V158H98ZM98 159H97V160H98ZM105 159H106V157H105ZM117 159H116V160H117ZM121 159H122V158H121ZM130 159H131V158H130ZM138 159H139V158H138ZM174 159H175V158H174ZM176 159H177V158H176ZM185 159H184V161H183V160H180V163H181V164H182L181 161L184 162V164H182V165H185V162H186ZM188 159H187V160H188ZM204 159L206 160L207 158L204 157ZM29 160H30V161H29ZM36 160H37V159H36ZM97 160H96V162H97ZM110 160H111V159H110ZM125 160H124V161H125ZM132 160H133V159H132ZM132 160H131V161H132ZM189 160H192V159H189ZM201 160H203V159H201ZM38 161H39V160H38ZM44 161H45V160H44ZM107 161H108V160H107ZM117 161H118V160H117ZM122 161H123V160H121V162H122ZM127 161H129V159H127ZM173 161H174V160H173ZM203 161H204V160H203ZM27 162H26V163H27ZM33 162H34V161H33ZM49 162H51L52 165L49 164ZM100 162H101V161H100ZM100 162H99L98 164H100ZM115 162H116V161H115ZM119 162H120V161H119ZM119 162H118V163H119ZM144 162H145V159H144ZM165 162H166V161H165ZM191 162H193V164H194L195 161H191ZM208 162H209V160H208ZM92 163H93V162H92ZM101 163H104V161L101 162ZM166 163H167V162H166ZM169 163H170V162H169ZM171 163H172V162H171ZM19 164H21V163H19ZM19 164L17 163L18 166H20ZM24 164H25V163H24ZM45 164H46V163H45ZM56 164H58V166H59L60 169L57 168V166H56V169H55V166H54V165H56ZM87 164H89V163H87ZM87 164H86V165H87ZM90 164H91V163H90ZM98 164H97V165H98ZM125 164H126V163H125ZM129 164H130V162H129ZM132 164H133V163H132ZM177 164H179V162H178V163H177V162L175 163V165H177ZM181 164H180V165H181ZM187 164H188V163H187ZM195 164H197V163L195 162ZM195 164H194V165H195ZM198 164L200 165L201 163H198ZM198 164L195 165V166H199ZM202 164H205V165H203V166H205V167L208 166V168H205V170H209V169H210V168H209V165H210V164L207 165L206 162H205V163H202ZM202 164H201V165H202ZM1 165L3 166L2 163H1ZM1 165H0V166H1ZM28 165H29V164H28ZM136 165H137V164H136ZM180 165H178V166H180ZM190 165H191V164H190ZM211 165H210V166H211ZM15 166H16V164H15ZM21 166H22V165H21ZM91 166H92V165H91ZM115 166H117V165H115ZM119 166H120V164H119ZM217 166H218V165H217ZM16 167H17V166H16ZM65 167H66V168H65ZM67 167H68V169H67ZM81 167H83V166H81ZM87 167H88V166H87ZM87 167H86V168H87ZM92 167H93V166H92ZM97 167H98V166H97ZM181 167H182V166H181ZM183 167H184V166H183ZM185 167H186V166H185ZM192 167H194V166H192ZM211 167H212V166H211ZM213 167H214V166H213ZM213 167H212V168H213ZM2 168H3V167H2ZM9 168L11 169L12 167H9ZM69 168H70V169H69ZM120 168H121V167H120ZM212 168H211V169H212ZM214 168H215V169H214ZM214 168L212 169L213 171H215L217 167H214ZM12 169H17V168H14V167H13ZM36 169L38 170L39 167L36 168ZM65 169H67V170H65ZM83 169H84V168H83ZM93 169H94V167H93ZM178 169H179V168H178ZM41 170H40V171H41ZM55 170H56V171H55ZM63 170H65L66 173H65V171L63 172ZM69 170H70V171H69ZM81 170H82V169H81ZM81 170H80V171H81ZM95 170H96V169H95ZM98 170H99V169H98ZM100 170H101V169H100ZM192 170H193V169H192ZM203 170H204V169H203ZM217 170H219V169H217ZM221 170H222V169H221ZM221 170H220V171H215V172H216L215 174H219V176H220V172H221V175L224 177L225 172H224L223 170H222V171H221ZM224 170H225V168H224ZM232 170H231L232 173L230 172L231 175H232V174L235 175V173H234ZM67 171H68V172H67ZM77 171H78V170H77ZM101 171H102V170H101ZM114 171H115V170H114ZM133 171H134V170H133ZM189 171H191V169H190ZM189 171H186L185 173H187V172H189ZM239 171H241V172H239ZM38 172H39V170L37 171V173H38ZM47 172H46V174H47ZM98 172H99V171H98ZM98 172H97V173H98ZM135 172H136V171H135ZM176 172H177V171H176ZM191 172H192V171H191ZM204 172H205V171H204ZM207 172H208V171H207ZM222 172H224V173L222 174ZM227 172H226V173H227ZM3 173H4V172H3ZM33 173H36V172L34 171ZM62 173H63V174H62ZM100 173H101V172H100ZM100 173H99V174H100ZM102 173H103V172H102ZM104 173H105V172H104ZM108 173H109V172H107V174H108ZM64 174H65V175H64ZM71 174H73V175H71ZM77 174H78V173H77ZM83 174H84V173H83ZM160 174H161V173H160ZM160 174H159V175H160ZM178 174H179V173H178ZM178 174H176V175L178 176ZM181 174H182V173H181ZM188 174H190V172H189ZM191 174H192V173H191ZM262 174H264V172L261 173V175H262ZM2 175H3V174H2ZM34 175H35V174H32V177L30 176V177L32 178V179H31V182H33V181L36 179V180H35L36 182H37V181H40V183H41V182H43V180H45V182L48 183V182L46 181V178H47V177L45 178V176H46L45 173H44V175H45L44 177L41 176V175H43V172H41V173L38 174L39 176H41V178H45V179H43L42 181H41V178H40L39 180H38V178H35L36 176L39 177L38 175H36V176H34ZM56 175H58V177H57ZM87 175H88V174H87ZM87 175H86V176L84 175V176H85V177H88L89 175H88V176H87ZM91 175H92V174H91ZM91 175H90V176H91ZM93 175H94V174H93ZM95 175H96V174H95ZM117 175H118V174H117ZM161 175H162V174H161ZM170 175H171V174H170ZM173 175H175V173H174ZM176 175L173 176V178H174L173 181H170L172 175H171V176L168 175V180H169V181H168V180H165V179H167V177L164 178L163 181H164V182H167L168 184H169L170 182H174V181H175V178L177 179ZM184 175H185V174H184ZM186 175H187V174H186ZM192 175H193V174H192ZM202 175H203V174H202ZM202 175H201V176H202ZM70 176L67 177L68 179L66 178V181L69 182V181L72 180L71 178L69 179ZM102 176H104V174H103ZM106 176H107V175L104 176L105 180H107V179L109 178V177L106 178ZM134 176H135V175H134ZM196 176H198V175H196ZM199 176H200V175H199ZM232 176H233V175H232ZM9 177H10V175H9ZM33 177H34V179H33ZM93 177H94V176H92V177H88V178H90V179L92 178V180L94 181L93 183H95L94 186H96V185L100 182V184H98V185H101V187H100V189H101V188H102V182L99 181V179H100V175H98L99 178L96 176L97 179H98V180H97V179H96V180L99 181L98 183H97V181L95 182V180H94V178H96V177H94V178H93ZM161 177H162V176H161ZM169 177H170V178H169ZM179 177H181V175H179ZM211 177H212V176H211ZM230 177H231V179H230ZM258 177H259V176H258ZM1 178H3V177L1 176ZM28 178H29V177H28ZM50 178H49V179L47 178V180H49V181L51 182L52 180H51ZM80 178H81V177H80ZM82 178H84V177H82ZM82 178H81V179H82ZM104 178L101 177V180H103ZM110 178H111V176H110ZM115 178H116V177H115ZM119 178H120V177H119ZM133 178H134V177H133ZM153 178H154V177H153ZM181 178H182V177H181ZM218 178H220V177H218ZM8 179H10V178H8ZM8 179H7V180H8ZM29 179H30V178H29ZM29 179H28V180H29ZM81 179H80V180H81ZM86 179H87V178H86ZM86 179L84 178V183L88 180V182H86V183L91 182V185L93 184V183H92V180H90V179H87V180H86ZM111 179H112V178H111ZM123 179H124V178H123ZM128 179H129V178H128ZM156 179H157V178H156ZM156 179H155V180H156ZM184 179L186 180V179H187V176H185V178H183V180H184ZM200 179H201V178H200ZM223 179H224V178H223ZM223 179H222V180H223ZM226 179H224V182H225ZM256 179H257V178H256ZM260 179H261V178H260ZM0 180H1V179H0ZM59 180H58V182L56 181L57 183H55V185H56V184H59V182H60V184L62 183V181H61V180L59 181ZM82 180H83V179H82ZM89 180H90V181H89ZM105 180H104V181H105ZM108 180H109V179H108ZM112 180H114V179H112ZM115 180H116V179H115ZM183 180H178V183H179L180 181H183ZM187 180H189V181L184 182L186 188L184 187V188H183L184 191H182V192H184V193H183L184 195H183V194H179L181 191L178 190V186L181 185V184H179L178 186H176V185L173 186V187H174L173 189H175V187H177L176 190L179 192V193L177 192L178 195H179V197H178V195H177L178 198L176 197L174 201H176L177 199H179V198L181 197V195H182V198H183V199L186 198V195H185V194L187 193V192H186V191H187V186L190 185L191 183H193V182H191V180L193 181V179L190 180V177H189V179H187ZM194 180H197V179H194ZM198 180H199V179H198ZM198 180H197V181H198ZM201 180H202V179H201ZM201 180H200V181H201ZM229 180H227V181H228L229 184H230L231 182H230ZM2 181H3V179L1 180V182H2ZM66 181H65V182H66ZM110 181H111V180L108 181L109 186H110V183H109ZM204 181H206V180H204ZM204 181H203V182H204ZM210 181H212V180H210ZM213 181H215V179H214ZM217 181H219V179H217ZM217 181H215V182H217ZM5 182H6V181H5ZM28 182H29V181H28ZM31 182H30V184H31ZM45 182H43V185H47V184H44ZM54 182H55V180H54ZM65 182L63 183V185L61 184V186H62V188H63V187L65 188L66 185H64V184H67V186H66V188H65V189H67V187H69L70 184L68 185V183H67V182L65 183ZM71 182H73V181H71ZM71 182H70V183H71ZM81 182H82V181H80V182H78V183H81ZM160 182H162V181H160ZM175 182H176V181H175ZM175 182H174V184H175ZM189 182H191V183H189ZM249 182H250V181H249ZM254 182H255V181H254ZM257 182H258V181H257ZM261 182H262V181H261ZM6 183H7V182H6ZM33 183H35V182H33ZM86 183H85V187H86ZM96 183H97V184H96ZM104 183H105V182H104ZM158 183H159V182H158ZM176 183H177V182H176ZM180 183H183V182H180ZM184 183H183V184H184ZM186 183H187V184H186ZM194 183H195V181H194ZM200 183H201V182H200ZM226 183H227V182H226ZM243 183H244V184H243ZM246 183H247V182H246ZM3 184H4V183H3ZM3 184L0 183V186H1V185L3 186ZM14 184H15V183H14ZM71 184H72V183H71ZM73 184H77L76 181L73 182ZM73 184H72V186H73ZM171 184H172V183H171ZM198 184H199V183L196 184V187L198 186ZM204 184H206V183H204ZM233 184H234V183H233ZM233 184H232V185H233ZM239 184H238V185H239ZM6 185H7V184H6ZM9 185H10V184H9ZM9 185H8V186H9ZM35 185H36V183L34 184V186H35ZM39 185H42V183L39 184ZM43 185H42V186H43ZM51 185H52V184H51ZM55 185H54V186H55ZM82 185H83V184H82ZM89 185H90V184H89ZM98 185H97V186H98ZM103 185H104V184H103ZM115 185H117V184H115ZM194 185H195V184H194ZM200 185H201V184H200ZM202 185H203V184H202ZM202 185H201V187H202ZM211 185H212V184H211ZM247 185H248V184H247ZM250 185H251V184H250ZM14 186H15V185H14ZM18 186H19V185H18ZM32 186H33V184H32ZM42 186H40V187H42ZM49 186H50V184H49ZM61 186L59 185V187H57V185H56V187H57L58 189H59V188L61 189ZM74 186H75V185H74ZM92 186H93V185H92ZM92 186H91V187H92ZM171 186H172V185H171ZM229 186H230V185H229ZM255 186H256V185H255ZM3 187H4V186H3ZM15 187H17V186H15ZM43 187H44V186H43ZM45 187H47V186H45ZM56 187H55V188H56ZM78 187H80V186H78ZM87 187H88V186H87ZM87 187H86V188H87ZM115 187H118V186H115ZM153 187H154V186H153ZM179 187H181V186H179ZM182 187H183V186H182ZM189 187H191V185H190ZM230 187H231V186H230ZM248 187H249V186H248ZM257 187H258V186H257ZM1 188H2V187H1ZM4 188H6V187H4ZM9 188H10V186H9ZM13 188H14V187H13ZM57 188H56V189H57ZM105 188H106V187H105ZM162 188H163V187H162ZM202 188H204V187H202ZM202 188H201V189H202ZM213 188H214L213 190L215 191V188H216V187H213ZM220 188H221V187H220ZM231 188H232V187H231ZM260 188H261V187H260ZM15 189H16V188H15ZM18 189H19V188H18ZM20 189H21V188H20ZM40 189H41V188H40ZM40 189H39V190H40ZM43 189L45 190V188H43ZM43 189H42V191H44ZM48 189H49V188H48ZM52 189H53V188H52ZM52 189H51V190L49 189V191L51 192ZM56 189H55V190H56ZM72 189H73V188H72ZM84 189H85V188H84ZM90 189H91V188H90ZM92 189H93V187H92ZM95 189H96V188H95ZM97 189H98V187H97ZM171 189H172V188H171ZM173 189H172V191L174 192L175 190H173ZM179 189H181V188H179ZM183 189H181V190H183ZM188 189H189V188H188ZM225 189H226V188H225ZM234 189H235V188H234ZM46 190H47V189H46ZM76 190H78V189H76ZM76 190H75V191H76ZM79 190H80V189H79ZM79 190H78V192H79ZM86 190H89V189H86ZM150 190H151V189H150ZM198 190H200V189L198 188ZM205 190H206V189H205ZM217 190H218V189H217ZM222 190H223V189H222ZM247 190H248V189H247ZM250 190H251V189H250ZM1 191H2V190H1ZM14 191H15V190H14ZM36 191H37V190H36ZM60 191H62V190H60ZM60 191H59V190L56 191V193H57V198L59 197L60 194H62V192H65L64 189H63V191L59 194ZM168 191H169V190H168ZM168 191H167V192H168ZM196 191H197V190H196ZM242 191H243V190H242ZM245 191H246V190H245ZM252 191H253V190H252ZM46 192H47V191H46ZM52 192H53V191H52ZM52 192H51V193H52ZM68 192H70V191L68 190ZM82 192H83V191H82ZM85 192H86V191H85ZM156 192H157V191H156ZM167 192H166V193H167ZM173 192H169L168 195H167V197H164L165 195H163V194H161L162 196H160V195L157 194V196H159V197H161V198L164 197V198H166V200H167V198L169 199L168 196L171 195L170 193H172V195H171L170 197L173 196ZM191 192H194V190H193V191L191 190ZM206 192H207V191H206ZM216 192H217V191H215V194H216ZM237 192H238V191H237ZM248 192H249V190H248ZM250 192H251V191H250ZM255 192H256V191H255ZM15 193H16V192H15ZM42 193H43V192H42ZM53 193H55V192H53ZM53 193H52V194H53ZM73 193H74V191H73ZM73 193H71V194L73 195ZM79 193H80V192H79ZM204 193H205V192H204ZM210 193H212V192H210ZM213 193H214V192H213ZM224 193H225V192H224ZM245 193H246V192H245ZM245 193H244V192L239 193L238 196H237L236 198H234V199L232 198L233 201L236 199V202H237V203H241V200H242V202H243V200H244V202L247 201V202H246V203H247V204H246L247 207L250 206L251 209H252V207H256V206H257V207L259 206V207H258V208H253V209H259V208L261 209V208H262V207H261V203L264 202V201H261L260 198L258 199V197H253L252 199H250V196H248L249 198L246 199V196H247V195H246ZM1 194H2V193H1ZM43 194H44V193H43ZM52 194H51V195H52ZM58 194H59V195H58ZM68 194H69V193H68ZM68 194H67V196H68ZM81 194H82V193H81ZM83 194H84V193H83ZM142 194L144 195L145 193H142ZM187 194H188V193H187ZM193 194L195 195V193H193ZM202 194H203V193H202ZM230 194H231V193H230ZM230 194H228V195H230ZM4 195H5V194H4ZM64 195L66 196V194H64ZM64 195H63V196H64ZM69 195H70V194H69ZM74 195H75V194H74ZM152 195H154V194H152ZM174 195L176 196V191L174 192ZM194 195H192V193H191V197L195 198V197L197 196V195H196V196L194 197ZM224 195H225V194H224ZM236 195H237V194H236ZM260 195H262V194H260ZM75 196H76V195H75ZM79 196H80V194H79ZM184 196H185V197H184ZM203 196H204V195H203ZM207 196H208V195H207ZM207 196H206L205 198H207ZM217 196H218V195H217ZM217 196H216V198H217ZM226 196H227V195H226ZM230 196H231V195H230ZM253 196H255V195H253ZM2 197H3V196H2ZM110 197H111V196H110ZM143 197H144V196H143ZM147 197H148V196H147ZM159 197H158V198H159ZM199 197H200V196H199ZM208 197H209V196H208ZM214 197H215V195H214ZM60 198H62V195H60ZM60 198H58V200H59ZM63 198H64V197H63ZM68 198H70V197H68ZM108 198H109V197H108ZM151 198H152V197H151ZM154 198H155V197H154ZM201 198H202V197H201ZM225 198H227V197H225V196H220V197H218L217 199H215V201L213 200L214 203L211 204V205H213V207H212V206H210V207H211V209L214 208V209H212V210H214V211L211 210V211H209V212H213V215L216 213L215 215H217L218 212H219L220 207H221V208L223 207L222 205H223V203L225 202L224 200H227V199H228V198H227V199H225ZM65 199H66V197H65ZM104 199H105V198H104ZM118 199H119V197H118ZM152 199H153V198H152ZM155 199H156V198H155ZM171 199H173V197H172ZM180 199H181V198H180ZM180 199H179L178 201H180ZM183 199H182V201H183ZM199 199H200V198H199ZM207 199H208V198H207ZM53 200H54V199H53ZM60 200H61V199H60ZM60 200H59V201H60ZM62 200H63V199H62ZM77 200H78V199H77ZM108 200H109V199H108ZM158 200L161 201L160 198H159ZM164 200H165V199H163L162 201L165 202L166 200H165V201H164ZM185 200H186V203H187L186 206H185V204H183L185 201H183V203H181V201H180V202H177V201H176L175 203H176L177 207L174 208L175 203L173 202L174 204L171 205V206H172V208H171L172 210L170 209L171 206H169V209H168V210H171V211H168V210L165 208L166 212L168 211V212H169V215H170V213H172L170 216H172L173 214H174L175 216H177L179 213H181L182 215H181V214L178 215L179 218H180L181 216L183 217V214H184V218H180V220L182 219V222H181L180 220H178V221H180V223H184V225H186V224H185L186 222L183 221V220H184V219H187L186 221H189L190 223H189V224L187 223L186 226H191V225H190L191 223H194L195 226H197L198 223H199V224H200V223L202 224V222H201V215H202L203 213H202L201 215H200V214L198 215V212H197L196 210H194L195 208H197V205H196V207H195V202H196V200H194V202H193V201H192V202H191V201H190V202H187V199H185ZM189 200H190V199H188V201H189ZM191 200H192V199H191ZM13 201H14V200H13ZM56 201H57V200H56ZM75 201H76V200H75ZM95 201H96V200H95ZM101 201H102V200H101ZM128 201H129V200H128ZM130 201H131V200H130ZM147 201H148V200H147ZM153 201H154V200H153ZM160 201H157V205H159V206H163L164 204H162ZM169 201H170V200H169ZM47 202H48V201H47ZM54 202H55V201H54ZM54 202H53V203H54ZM96 202H99V200L96 201ZM148 202H149V201H148ZM154 202H156V200H155ZM154 202H153V204H154ZM159 202H160L161 204H159ZM167 202H168V200H167ZM167 202H166V205L168 206V204H169L170 202H169V203H167ZM171 202H172V201H171ZM226 202H227V201H226ZM234 202H235V201H234ZM236 202H235V203H236ZM8 203H9V202H8ZM61 203L63 204V202H61ZM61 203H60V204H61ZM87 203H88V202H87ZM102 203H103V202H102ZM149 203L151 204L152 202H149ZM196 203H197V202H196ZM232 203H233V202H232ZM6 204H7V203H6ZM6 204H5V206H6ZM57 204H58V203H57ZM62 204H61V205H62ZM124 204H126V203H124ZM136 204H137V203H136ZM147 204H148V203H147ZM150 204H149V205H150ZM171 204H172V203H171ZM178 204H181V206L178 205ZM182 204L185 206V208L182 207V206H183ZM228 204H229V203H228ZM10 205H11V204H10ZM55 205H56V204H55ZM63 205H64V204H63ZM78 205H79V204H78ZM104 205H105V204H104ZM126 205H127V204H126ZM169 205H170V204H169ZM201 205H202V204H201ZM226 205H227V204H226ZM237 205H238V204H237ZM262 205H263V204H262ZM15 206H16V204H15ZM65 206H66V205H65ZM65 206H63V207H65ZM80 206H81V208H82V205H80ZM102 206H103V205H102ZM116 206H117V205H116ZM155 206H156V204H155ZM155 206H154V207H155ZM178 206H179V207H178ZM235 206H236V205H235ZM239 206H240V205H239ZM8 207H9V205H8ZM23 207H24V206H23ZM48 207H49V206H48ZM56 207H57V205H56ZM76 207H77V206H76ZM78 207H79V206H78ZM90 207H91V206H90ZM93 207H94V206H93ZM117 207H118V206H117ZM152 207H153V206H151V208H152ZM154 207H153V212H151V215H152V216H151V217H152V220H151V221H153V218L157 217V216L154 217V215H156V214L154 213V212H156V211H154ZM164 207H166V206H164ZM164 207H160V208L162 209V208H164ZM181 207H182V208H181ZM207 207H208V206H207ZM207 207H206V208H207ZM247 207H246V209H248ZM263 207H264V206H263ZM65 208H66V207H65ZM91 208H92V207H91ZM160 208H159V209H160ZM173 208H174V209H173ZM234 208H235V207H234ZM37 209H38V208H37ZM59 209H61V208H59ZM63 209H64V208H63ZM87 209H88V208H87ZM155 209H156V208H155ZM177 209H178V210H177ZM198 209H199V208H198ZM231 209H232V207H231ZM240 209H241V208H240ZM260 209H259V210H260ZM28 210H29V209H28ZM28 210H27L26 212H25V210H23V213H24V212L27 213ZM80 210H81V209H80ZM99 210H100V209H99ZM115 210H116V209H115ZM120 210H121V208H120ZM150 210H152V209H150ZM150 210H149V211H150ZM156 210H157V209H156ZM163 210H164V209H162L161 211H163ZM206 210H207V209H206ZM208 210H209V209H208ZM20 211H21V210H20ZM29 211H30V210H29ZM31 211H34V210H31ZM35 211H38V210H35ZM50 211H51V210H50ZM92 211H93V210H92ZM102 211H103V209L100 210V211H97V212L94 211V215H95V213H98V212H99L98 214L105 213V210H104V212H102ZM127 211H129V210H127ZM132 211H133V210H132ZM132 211H131V212H132ZM137 211H138V209H137ZM159 211H160V210H158L157 212L159 213ZM161 211H160V212H161ZM204 211H205V209H204ZM224 211H225V210H224ZM227 211H228V210H227ZM256 211H257V210H256ZM11 212H12V211H11ZM16 212H17V211H16ZM62 212H63V211H61V212H59V213L61 214ZM75 212H76V211H75ZM75 212H72V214H71L72 216H74L73 218H75ZM78 212H79V211H78ZM85 212H86V210H85ZM85 212H84L83 209H82V212H80V213H81V215H83V214H85ZM89 212H90V211H89ZM89 212H88V210H87V214H85V215H87L88 217L90 216V215H88ZM100 212H101V213H100ZM109 212H110V211H109ZM157 212H156V213H157ZM166 212H163L162 214H163V215H167ZM177 212H179V213H177ZM261 212H263V210H262ZM25 213H24V214H25ZM28 213H29V212H28ZM32 213H33V212H32ZM37 213H38V212H37ZM44 213H45V212H44ZM49 213H51V212H49ZM53 213L58 214L57 212H55V210H54ZM64 213H65V212H63L62 215H64ZM82 213H83V214H82ZM91 213H92V212H90V214H91ZM106 213H107V211H106ZM111 213H112V211H111ZM116 213H117V211H116ZM119 213H120V211H119ZM123 213H124V212H123ZM125 213H126V212H125ZM158 213H157V215H159ZM164 213H166V214H164ZM238 213H239V212H238ZM238 213H237V214H238ZM18 214H22V211H21V212L18 211V213H17L16 215H18ZM30 214H31V213H30ZM60 214H58L57 217H59ZM65 214H66V213H65ZM73 214H74V215H73ZM77 214H78V216H81V215H79V213H77ZM92 214H93V213H92ZM98 214H96L95 216L98 217V216H99ZM108 214H110V213H108ZM142 214H143V212H142ZM149 214H150V213H149ZM153 214H154V215H153ZM160 214H161V213H160ZM259 214H261V216L263 217V214H264V213H259ZM9 215H10V214H9ZM25 215H26V214H25ZM28 215H29V214H28ZM69 215H70V214H69ZM94 215H93L92 219L94 218ZM102 215H104V214H102ZM116 215H117V214H116ZM204 215H205V214H204ZM256 215H257V214H256ZM256 215H255V216H256ZM5 216H6V215H5ZM14 216H15V215H13L12 217H11V215H10V216H7V218H5V220L7 219V221L9 220V222H10L11 220H10L8 217H11V219H12V218H14ZM22 216H23V215H22ZM30 216H31V215H30ZM30 216H29V217H30ZM42 216H43V215H42ZM78 216H77V217H78ZM83 216H84V215H83ZM170 216L168 217V215H167L168 219H167V217H166V220H168V221H166V223L169 222V219H171V220L173 219L172 222L176 219V218H174L175 216L172 217V218H171ZM217 216H218V215H217ZM220 216H221V215H220ZM243 216H244V215H243ZM248 216H249V215H248ZM261 216L259 215L258 217H260V219L263 220L264 217L261 218ZM17 217H18V216H17ZM20 217H21V216H20ZM45 217H46V216H45ZM54 217H55V216H54ZM81 217H82V216H81ZM81 217H80V218H81ZM88 217H84V218L86 219V218H88ZM90 217H91V216H90ZM99 217H101V216H99ZM102 217H104V216H102ZM106 217H107V216H106ZM140 217H142V216H140ZM143 217H144V216H143ZM149 217H150V216H149ZM151 217H150V219H151ZM178 217H177V219H178ZM228 217H229V216H228ZM23 218H24V216H23ZM25 218H26V217H25ZM25 218H24V219H25ZM33 218H34V217H33ZM51 218H53V217H51ZM64 218H65V216H64ZM68 218H70V217H68ZM71 218H72V217H71ZM84 218H83V219H84ZM118 218H119V217H118ZM158 218H159V216H158ZM158 218H157V219H158ZM236 218H237V217H236ZM245 218H246V216H245ZM247 218H248V217H247ZM252 218H253V216H252ZM15 219H16V217H15ZM35 219H36V218H35ZM83 219H82V220H83ZM85 219H84V220H85ZM94 219H96V218H94ZM161 219L163 220V218L160 217L158 221H160ZM177 219H176V223H175V224L178 223V222H177ZM250 219H251V218H250ZM5 220H4V221H5ZM12 220H14V219H12ZM17 220H18V219H17ZM20 220H21V219H19L18 221H20ZM37 220H38V219H37ZM65 220H66V219H65ZM72 220H73V219H72ZM76 220H77V219H76ZM79 220H80V219H79ZM79 220H78V221H79ZM84 220H83V221H84ZM100 220H101V219H100ZM106 220H107V219H106ZM120 220H121V219H120ZM164 220H165V219H164ZM171 220H170V222H169V226H170V227H173L174 225L171 226V224H170V223H171ZM242 220H243V219H242ZM253 220H254V219H253ZM4 221H3V222H4ZM143 221H144V220H143ZM215 221H216V220H215V219H212V216H211V219L208 220V222H207V223H209V224H207L206 222H205V223L207 224V227H208V225L213 226L212 223H215ZM237 221H239V220L237 219ZM237 221H236V222H237ZM256 221H257V218H256ZM259 221H260V220H259ZM3 222H2V223H3ZM9 222H8V224H9ZM45 222H46V221H45ZM55 222L57 223V221H55ZM90 222H91V221H90ZM154 222L157 223V222H156V219L154 220ZM223 222H224V221H223ZM239 222H240V224H239V227H237L238 229L242 227V226H240L242 222H243V224H244V225L242 224L243 226L247 225L244 221H239ZM239 222H238V223H239ZM254 222H255V221H254ZM262 222H263V221H262ZM5 223H6V222H5ZM20 223H21V222H20ZM38 223H39V221H38ZM53 223H54V221H53ZM65 223H66V222H65ZM100 223H101V222H100ZM100 223H99V224H100ZM143 223H144V222H143ZM147 223H148V222H147ZM159 223H160V222H159ZM161 223L165 225L164 221H162ZM195 223H196V224H195ZM247 223H248V222H247ZM18 224H19V223H18ZM18 224H17V225H18ZM35 224H36V223H35ZM60 224H61V223H60ZM80 224H81V223H80ZM87 224H88V223H87ZM96 224H97V223H96ZM120 224H121V223H120ZM128 224H129V223H128ZM162 224H161V225H162ZM206 224L203 223V225H206ZM211 224H212V225H211ZM215 224H216V223H215ZM215 224H214V225H215ZM223 224H224V223H223ZM229 224H231V223H229ZM255 224H256V222H255L253 225H255ZM261 224H262V223H261ZM263 224H264V222H263ZM5 225H6V227L8 226L7 223H6ZM21 225H22V223H21ZM30 225H31V224H30ZM40 225H41V224H40ZM42 225H43V224H42ZM46 225H47V224H46ZM52 225H53V224H52ZM130 225H131V224H130ZM134 225H136V224L134 223ZM145 225H146V224H145ZM159 225H160V224H159ZM159 225H158V223H157L156 226L159 227ZM164 225H162V228H163ZM166 225H167V224H166ZM179 225H180V224H179ZM192 225H193V224H192ZM203 225H199V226H197V228H198V229H201L202 227H204ZM217 225H219V224H217ZM237 225H238V224H237ZM253 225H252V226H253ZM1 226L4 227V228L1 229L2 232H3V230H5V232H6L7 229H8V230L12 229V228H6V229H5V226H4V225H1ZM1 226H0V227H1ZM24 226H26V225L24 224ZM38 226H39V224H38ZM47 226H48V225H47ZM50 226H51V225H50ZM59 226H60V225H59ZM66 226H67V225H66ZM66 226H65V227H66ZM107 226H108V225H107ZM131 226H132V225H131ZM147 226H148V225H147ZM154 226H155V225H154ZM177 226H178V225H177ZM201 226H202V227H201ZM210 226H209V228H212V227H210ZM220 226H221V224H220ZM225 226H227V225H225ZM230 226H231V225H229V227H230ZM232 226H233V225H232ZM250 226H251V225H250ZM255 226H256V225H255ZM8 227H10V226H8ZM12 227H13V226H12ZM22 227H23V226H22ZM29 227H31V226H29ZM34 227H35V226H34ZM43 227H44V226H43ZM65 227H64V228H65ZM128 227H129V226H128ZM136 227H138V225H137ZM157 227H156V228H157ZM174 227H175V226H174ZM199 227H200V228H199ZM205 227H206V226H205ZM207 227H206V228H207ZM213 227H214V226H213ZM229 227H228V228H229ZM13 228H14V230H16L15 227H13ZM17 228H19V227L17 226ZM36 228H37V227H36ZM66 228H67V227H66ZM80 228H81V227H80ZM105 228H108V227H105ZM105 228H104V232H102V230H101V232L99 231L100 233L97 231L98 234H97V232H95V235H97V237H96L97 239H95V238H94L95 236H94L93 239H92V240H94V241H92L91 244L89 243L90 246H89L87 243H85L86 245L83 244L84 246L81 245L82 243H81L80 245H78V244H74L75 246L72 245L73 247H70V248H71V251H70V248H69L68 250H69L70 253L74 251L76 254H75V253H72V254L67 255L66 257H64L63 254H62V256H61V254H60V255L58 256V258H59L60 256H61L62 258L60 257L59 259H53V258H54V257H53L52 259L55 260L54 262H56V263H54V262H53V263L51 262V263H52V264H73V263H74V264H110V263H112L113 258L116 257V255L118 256L116 259L114 258V260H115L116 262H117V259H118V258H119V259H120V258H121V259H124L125 256H126L127 254L130 255V252H131V251H129V250H130L129 248H131V246H132V245H130V243L133 244V246H134V245H135L134 242L137 243L138 241H141V242H142V240H145V239H142V240H141V239H138V240H137V238H138L139 235L137 236L136 233H137L139 230H138L137 232H134V233H133V231L131 230L132 233H133V235H136V237H135V238L133 237L132 239H131V237H129V241H127L128 243L125 241L126 243L124 244V243H123L124 239H122V238L127 237V233H126V231H125L127 228L123 227V228L125 229L123 232H122L121 230H120V231H121V232H120L119 229L114 230V228H111V227H109V228H111L110 230H108L109 228L105 230ZM131 228L133 229L134 227H131ZM159 228H160V227H159ZM180 228H181V226H180ZM188 228H189V227H188ZM190 228H191V227H190ZM193 228H194V226H193ZM215 228H216V226H215ZM222 228H223V227H222ZM230 228H231V227H230ZM235 228H236V227H235ZM254 228H255V227H254ZM20 229H21V228H20ZM22 229L24 230V229H26V228L24 227V228H22ZM27 229H28V221H27ZM43 229H44V228H43ZM112 229H113V230H112ZM120 229H121V228H120ZM128 229H129V228H128ZM128 229H127V230H128ZM150 229H151V228H150ZM160 229H161V228H160ZM160 229H159V231L161 232L162 230H160ZM163 229L166 230V228H163ZM172 229H177V227H176V228H172ZM212 229H214V228H212ZM238 229H237V230H238ZM248 229H249V228H247V230H248ZM252 229H253V228H252ZM14 230H13V231H14ZM34 230H36V229H34ZM55 230H57V229H55ZM99 230H100V229H99ZM111 230H112V231H111ZM134 230H135V229H134ZM141 230H142V229H141ZM143 230H144V229H143ZM177 230H178V229H177ZM189 230H190V229H189ZM191 230L194 231V229H191ZM196 230H197V229H196ZM202 230H205V229L202 228ZM220 230H221V229H220ZM224 230H225V229H224ZM242 230H243V229H242ZM245 230H246V229H245ZM11 231H12V230H11ZM20 231H21V230H20ZM80 231H81V230H80ZM146 231H147V229H146ZM149 231H150V230H149ZM166 231H167V233H168V230H166ZM170 231H171V230H170ZM172 231H173V230H172ZM174 231H175V230H174ZM179 231H180V230H179ZM200 231H201V230H200ZM206 231H207V230H206ZM234 231H236V230H234ZM240 231H241V230H240ZM252 231H253V230H252ZM254 231H255V230H254ZM18 232H19V231H18ZM18 232H15V233H18ZM21 232H23V231H21ZM28 232H29V231H28ZM48 232H49V231H48ZM81 232H82V231H81ZM124 232L126 233V236H125V233H124ZM157 232H158V231H157ZM163 232H164V231H163ZM182 232H183V231H182ZM191 232H192V231H191ZM210 232H211V231H210ZM217 232H218V231H217ZM225 232H226V230H225ZM228 232H229V231H228ZM236 232H239V231H236ZM243 232H244V231H243ZM9 233H10V232H9ZM15 233L12 232V234H14V235H15ZM121 233H122V235H123V233H124V237H121V236H122V235H120ZM128 233H130V232L128 231ZM132 233H131V234H132ZM138 233H139V232H138ZM142 233H143V232H142ZM161 233H162V232H161ZM179 233H180V232H179ZM202 233H203V232H202ZM25 234H26V233H25ZM92 234H93V233H92ZM140 234H141V233H140ZM145 234H148V232L145 233ZM165 234H166V233H165ZM173 234H174V233L172 232V234H170V235L173 236ZM185 234L187 235L186 232H185ZM197 234H198V233H197ZM226 234H227V232H226ZM233 234H234V233H233ZM236 234H238V233H235V235H236ZM6 235H7V234H6ZM9 235H10V234H9ZM93 235H94V234H93ZM119 235H120V236H119ZM174 235H177V234H174ZM178 235H181V234H178ZM178 235H177V236H178ZM188 235H189V234H188ZM198 235H200V234H198ZM220 235H221V234H220ZM227 235H229V234H227ZM48 236H49V235H48ZM57 236H58V235H57ZM128 236H130V235H128ZM144 236H145V235H144ZM144 236H143V238H144ZM146 236H147V235H146ZM146 236H145V237H146ZM149 236H150V235H149ZM158 236H159V234H158ZM160 236H161V235H160ZM182 236H183V235H182ZM182 236H181V238H182ZM192 236H193V235H192ZM192 236L189 235V237H192ZM217 236H218V235H217ZM222 236H223V235H222ZM232 236H233V235H232ZM3 237H4V236H3ZM5 237H6V236H5ZM7 237H8V236H7ZM118 237H119V239H121V240H120L121 243H123L124 245H126V244L129 245V246H122L123 248H124V247L126 248V249H125L126 251H127V249H129L127 252L124 251V253H123V250H124V249H123L122 247H120L121 249H119V246H121V245H123V244L119 243L120 241H119L118 239L116 240V238H118ZM120 237H121V238H120ZM141 237H142V236H141ZM141 237H139V238H141ZM150 237H152V234H151ZM174 237H175V236H174ZM174 237H173V238H174ZM178 237H179V236H178ZM183 237H184V236H183ZM241 237H242V236H241ZM14 238H15V237H14ZM49 238H50V237H49ZM147 238L149 239V237H147ZM158 238H159V237H158ZM175 238H176V237H175ZM175 238H174V239H175ZM179 238H180V237H179ZM184 238H185V237H184ZM184 238H182V239L184 240ZM194 238H195V237H194ZM197 238H198V236H197ZM199 238H200V237H199ZM51 239H52V238H51ZM130 239H131V240H130ZM133 239H135L136 241H134ZM151 239H152V238H151ZM151 239H149V240H151ZM154 239H155V238H154ZM154 239H152L151 241H152V242L155 241V244H157L159 241L156 240V239L154 240ZM167 239H168V238H167ZM174 239H173V240H174ZM185 239H186V238H185ZM189 239H190V238H189ZM202 239H203V238L201 237V241H202ZM207 239H208V238H207ZM207 239H206V240H207ZM209 239H210V238H209ZM211 239H212V238H211ZM0 240H3V239H0ZM8 240H9V238H8ZM95 240H96L97 243L95 242ZM122 240H123V241H122ZM125 240H126V239H125ZM146 240H147V239H146ZM160 240H161V239H160ZM168 240H169V239H168ZM173 240H172V241H173ZM175 240H176V239H175ZM178 240H180V239H178ZM186 240H187V239H186ZM186 240H184V242H186ZM192 240L194 241L193 238H192ZM218 240H220V239H218ZM228 240H229V239H228ZM235 240H236V239H235ZM4 241H5V240H4ZM34 241H35V240H34ZM53 241H54V240H53ZM57 241H58V240H57ZM131 241H132L133 243H132ZM151 241H150V242H151ZM156 241H158V242H156ZM163 241H164V239H163ZM189 241H190V240H189ZM199 241H200V240H199ZM199 241H198V242H199ZM0 242H2V241H0ZM10 242H11V241H10ZM81 242H82V240H81ZM87 242H88V241H87ZM93 242H95V243H93ZM129 242H130V243H129ZM141 242H140V243H141ZM147 242H148V240H147ZM150 242H149V243H150ZM160 242H161V241H160ZM165 242H166V241H165ZM169 242H170V241H169ZM173 242H174V241H173ZM173 242H172V243H173ZM180 242H183V241L180 240ZM184 242H183V244H184ZM210 242H211V241H209V243H210ZM212 242H213V241H212ZM212 242H211V243H212ZM231 242H232V241H231ZM231 242H230V243H231ZM238 242H239V241H238ZM2 243H3V242H2ZM5 243H6V242H5ZM145 243H146V242H145ZM153 243H154V242H153ZM166 243H167V242H166ZM170 243H171V242H170ZM170 243H169V245H170ZM172 243H171V244H172ZM174 243H175V242H174ZM174 243H173V244H174ZM176 243H177V242H176ZM176 243H175V245H173V244L170 245L171 248H172L173 246H176ZM186 243H187V242H186ZM190 243H191V242H190ZM224 243H225V242H224ZM227 243H228V242H227ZM17 244H18V243H17ZM34 244H35V243H34ZM54 244H55V243H54ZM93 244H94V245H93ZM120 244H121V245H120ZM137 244H139V242H138ZM137 244H136L135 247H134L135 249H136V248H139V247L137 246ZM142 244H143V243H142ZM181 244H182V243H181ZM181 244H180V247H181ZM193 244H194V243H193ZM193 244H192V245H193ZM1 245H4V244H1ZM63 245H64V244H63ZM91 245H93V246L91 247ZM118 245H119V246H118ZM140 245H141V244H139V246H140ZM161 245H162V244H161ZM177 245H178V244H177ZM187 245H188V243H187ZM208 245H209V244H208ZM4 246H5V245H4ZM6 246H7V245H6ZM50 246H51V245H50ZM88 246H89V247H88ZM117 246H118V247H117ZM133 246H132V249H133ZM136 246H137V247H136ZM150 246H151V245H150ZM156 246H157V245H156ZM167 246H168V245H167ZM183 246H185V245H182V247H181L182 249H183ZM188 246H190V245H188ZM194 246H195V245H194ZM215 246H216V245H215ZM226 246H227V245H226ZM0 247H1V246H0ZM2 247H3V246H2ZM87 247H88V248H87ZM127 247H128V248H127ZM140 247H141V246H140ZM177 247H179V245H178ZM177 247H176V248H177ZM180 247H179V249H180V251H181L182 249H181ZM185 247H187V246H185ZM217 247H218V246H217ZM56 248H57V247H56ZM63 248H64V246H63ZM117 248H118V249H117ZM160 248H161V247H160ZM176 248H174V249H175L174 251H176ZM188 248H189V250H191L190 247H188ZM5 249H6V248H5ZM16 249H17V248H16ZM116 249H117V251H116ZM0 250H1V249H0ZM36 250H37V249H36ZM72 250H73V251H72ZM119 250H122V251H119ZM142 250H143V249H142ZM142 250H141V251H142ZM189 250H188V251H189ZM192 250H193V249H192ZM202 250H203V248H202ZM214 250H215V249H214ZM56 251L61 252L59 249H58V250H55V252L53 253V254H55V256H56V253H57ZM115 251H116V252L119 251L120 254H119V252L116 254ZM132 251L134 252V250H132ZM135 251H136V250H135ZM139 251H140V250H139ZM183 251H184V250H183ZM219 251H220V250H219ZM62 252H63V251H62ZM66 252H68V251H66ZM128 252H129V253H128ZM181 252H182V251H181ZM181 252H179V253L181 254ZM214 252H215V251H214ZM220 252H221V251H220ZM1 253H2V252H0V254H1ZM13 253H14V252H13ZM36 253H37V252H36ZM121 253L124 254V257H123V258H122V255H123V254L121 255ZM126 253H127V254H126ZM140 253H141V252H140ZM182 253H183V252H182ZM6 254H8V253H5V256L7 257ZM51 254H52V253H51ZM170 254H171V253H170ZM185 254H186V253H185ZM202 254H204V253H202ZM1 255H3L2 258H5L4 254H1ZM8 255H9V254H8ZM114 255H115V256H114ZM186 255H187V254H186ZM186 255H185V256H186ZM204 255H205V254H204ZM207 255H208V253H207ZM25 256H26V255H25ZM52 256H54V255H52ZM119 256H120V257H119ZM135 256H137V254H136ZM191 256L193 257V255H191ZM8 257H9V256H8ZM21 257H22V256H21ZM128 257L131 258V256H127V258H128ZM197 257H198V256H196V258H197ZM24 258H25V257H24ZM48 258H49V256H48ZM48 258H46V259L48 260ZM55 258H56V257H55ZM132 258H133V257H132ZM0 259H1V257H0ZM8 259H9V258H7V260H8ZM29 259H30V258H29ZM62 259H63V260H62ZM119 259H118V260H119ZM128 259H129V258H128ZM201 259H202V258H201ZM207 259H208V258H207ZM9 260H10V259H9ZM9 260H8V261H9ZM18 260H19V259H18ZM57 260H58V262H57ZM124 260H125V262L127 261L126 258H125ZM129 260H130V259H129ZM133 260H134V259H133ZM198 260H199V259H198ZM1 261H2V259H1ZM5 261H6V260H5ZM5 261H2V262H5ZM10 261H11V260H10ZM25 261H26V260H25ZM59 261H60V262H59ZM115 261H113V263H115ZM119 261H120V260H119ZM135 261H136V260H135ZM200 261H201V260H200ZM206 261H207V260H206ZM28 262H29V261H28ZM122 262H123V260H122ZM132 262H133V261H132ZM136 262H137V261H136ZM143 262H144V261H143ZM182 262H183V261H182ZM6 263H8V262L6 261L5 264H6ZM117 263H118V262H117ZM126 263H127V262H126ZM145 263H146V262H145ZM151 263H152V262H151ZM3 264H4V263H3ZM10 264H11V263H10ZM31 264H32V263H31ZM127 264H128V263H127ZM129 264H130V262H129ZM133 264H134V263H133ZM141 264H142V263H141ZM179 264H180V263H179ZM196 264H197V263H196Z\"/></svg>","mask_w":264,"mask_h":264},{"label":"crops","instance_id":"crops-1","mask_svg":"<svg viewBox=\"0 0 264 264\" xmlns=\"http://www.w3.org/2000/svg\"><path fill=\"white\" fill-rule=\"evenodd\" d=\"M69 65H70V64H67L66 67L69 68ZM70 68H71V67H70ZM57 80H58V84H57V86L59 85V86L61 87V83H60V81H59V77H58V79H55V81H57ZM55 93H56V92H55ZM57 93H59V92H57ZM59 94H60V93H59ZM60 95H61V94H60ZM33 112H34V111H33ZM29 116H31L30 113H28V115L23 114V117H25V118H28ZM37 116H38V115H37ZM21 117H22V116H18V118H21ZM23 117H22V118H23ZM34 117H35V116H34ZM25 118H24V119H25ZM38 122H39V121H38ZM39 124H40V122H39ZM41 125H42V124H41ZM42 126H44V125H42ZM44 127H45V126H44ZM1 159H2V158H1ZM1 159H0V160H1ZM1 163L3 164V166H8L6 163L0 161V165H1ZM1 166H2V165H1ZM1 166H0V167H1Z\"/></svg>","mask_w":264,"mask_h":264}]
</instances>
